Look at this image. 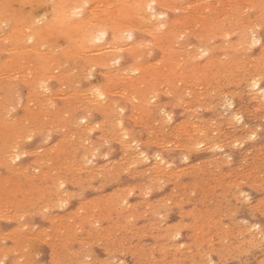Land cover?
Wrapping results in <instances>:
<instances>
[{"label":"rangeland","instance_id":"1","mask_svg":"<svg viewBox=\"0 0 264 264\" xmlns=\"http://www.w3.org/2000/svg\"><path fill=\"white\" fill-rule=\"evenodd\" d=\"M106 1V2H105ZM181 1V2H180ZM189 1V2H188ZM178 0L177 1V5H176V9L175 8H161V7H159V8H161L159 11L161 12H164L165 13V16L166 17H164L165 19L167 18V23H169V24H174L175 23V25L177 26V28H178V30H179V32L180 31H182V33H180L179 34V36H177L176 37V39H174V42H172V44H171V49L172 50H169V47L165 50V49H163L162 47H159V46H157L156 44L157 43H155V39H154V36H155V33H156V31L154 30L153 31V29H151L152 27L154 28V26L155 27H158L159 25H161V24H159L158 23V21L157 20H153V25L152 24H150V23H145L146 24V26H145V28H140L142 31H145V32H142L139 28H136L134 31V39H135V41H137V42H139V43H141V45L139 44V43H137L138 45H140V46H143V44H145V42H144V40H146V39H148V40H150V39H152L151 40V43H153V44H155V45H153V47H156V48H153L152 47V45H150L149 43H148V46L150 45L151 47L150 48H147V49H149V50H147L146 49V46H147V42H146V44L143 46V47H140L139 46V48H138V50L139 51H137L139 54H137V52L134 54V55H132L129 51H128V47H126V46H129V45H126L127 43L128 44H130V42L131 41H133V39L131 40V38L128 36V33L127 32H124V35H123V39H122V42H124V44H125V41H127L126 42V44H125V46L123 47V45H122V47H123V49H121V46L120 45H118V47L120 46V48H118V50H120V51H114V50H116V49H114L113 51H111V50H109L110 48H109V46L108 45H106V46H108V48L106 47V49L104 48L105 47V45L103 46V48L101 49V50H103V49H105V51L103 50L102 52L103 53H107L108 51L110 52L111 51V53H110V57L113 55V56H115L116 58L118 57V56H121V58L122 59H120L121 61H119V58L120 57H118V60H117V62L116 61H113L114 60V58L115 57H113V62L112 63H114V65L112 64V65H110L109 64V66H112V67H106L107 69H105V67L104 66H101V65H94V70H93V66L91 65H89V63L86 61V60H84V56H78V58L76 59V57H71V56H68V58H67V56H62V55H60V58L59 59H57L55 62H51V63H54V64H52V65H54V66H52L51 64V66L54 68V67H56V65L57 66H59V67H56V69H54V71L56 70V71H58V75H57V72H55V74H56V78H55V74H54V72L52 71L53 69H51V71H49L50 69L49 68H52V67H48L47 68V70L46 71H44V75L46 76V78H47V80H43V78H45V77H40V75H39V79L37 80L38 81V83H39V80H40V83L42 82V84H44L43 86H44V88H43V86L40 84L39 86L40 87H38V85H36L37 84V82H36V80H35V78H34V76H35V73L36 72H38V71H41V69L39 68V70L37 69V67H36V64H34V62L33 61H31L30 59L28 60V58H26V55H24V56H22V54L21 53H19V52H17L15 55H16V59H18L19 60V62H17V65L19 66H17L16 65V63L14 62V63H12V64H14V65H12V64H10L9 62H11V58H10V60L8 61V59H9V57L8 56H12V53L11 52H9V51H7L8 49L6 48V46L8 47V43H9V41L7 40H3L2 41V43H3V45H6L5 46V50L6 51H3L2 50V52L0 51V63L2 62L3 64H0V72H2V74H4L3 76H1L2 74L0 73V88L2 87V85H3V87L0 89V102H1V98L3 99V101H4V99H5V101L3 102V104L2 105H4L3 107L1 106V104H0V112L3 114V116L1 117V113H0V118H3L4 117V115H5V117H7V116H9L10 114H11V112H12V114L6 119V118H3V120L5 121H2V119L0 120V125L1 126H3L4 124V126L3 127H1V130H0V140H2V142L0 141V147L2 148H0V155L1 154H3V155H1L0 156V178L2 179H0V191H3V192H0V195L2 196H5V199H4V197L3 198H1V196H0V212L2 211V212H4V213H1L2 215H0L1 217L3 216V217H5L4 216V214L5 215H7L8 216V218L7 217H5L4 219H2V218H0V236H2V233L4 232L3 230H5V232L6 231H9V234H8V232H6L7 233V235L8 236H6V234H3V236L5 235L6 237H0V241L1 240H5L4 242L3 241H1L0 243H1V245H0V248H2L1 246H4L5 248H2V249H0L1 251L2 250H4V251H2V252H0V264H14V263H16V264H24L23 262L24 261H27V262H25V263H27V264H54L53 262H55V264H57V262H58V264H69L72 260H73V262H71L70 264H80V263H82L83 264V260L85 261V263H86V260L88 259V261H87V264H89L91 261V263L90 264H102V263H105V264H116V263H118V264H145V263H149V260H151L152 259V257H154V258H156V262L159 260V262L158 263H156L155 262V259L153 260H151L152 262H153V264H167V262L169 263V264H174V263H176V264H178L179 262L181 263V264H191L190 262H192L193 260V263L192 264H209V262L211 263V264H213V262H214V264H262V263H264V102H263V100H261V98H259V97H257L255 94H254V91L253 90H251L250 89V87H249V78L251 77V76H253V75H256L257 74V77H259L260 78V82H261V84L262 85H264V76L262 75V74H264V62H262V61H264V0H254V1H250V0H246L245 2H247V4L245 3V2H243L242 4H241V8H240V10H239V7L236 9V11H242V9H244L245 8V6H248V4H250L251 5V7L253 8H251L252 10H250L249 9V12H248V16H249V18H250V20H252L253 22H252V24H253V28H257L256 29V31H257V35L260 37V41H258V42H253L254 40L252 39V37H251V39H252V41H250L251 39H249L250 37H248V39L245 37V39H247V40H244L243 42H249V43H254L255 44V46L254 45H252L251 46V44L249 45V47H248V45H246V47H245V44H244V47H243V42L241 43L240 42V44H242V46H238V48L237 49H235V48H233V49H230V48H227L226 49V47H227V44L226 45H224V43L223 42H226V41H230V42H235V41H237L238 39H237V37H236V34H230V36H229V38L227 37L226 39L225 38H223V37H221V35L220 34H216V37H214V35L212 34V35H209L208 36V38H210V39H208V41L207 40H204V39H200V38H198V37H196V36H201V35H204V29L202 28V26L200 25V22H197L198 21V17H195V19L193 18V20H189L190 21V24H189V22L188 21H185V22H182V23H184V25L181 23V24H179V25H177V20L181 17V16H183V15H185V14H187V13H191V12H193L194 10V8H195V11L196 12H199V13H207V14H209L210 15V13H208L207 12V10H204V9H206L207 7H209L210 8V10L211 11H213L218 5V11H219V8H220V10H225V7L227 8L228 7V4H226V2L223 0V1H220V0H218V2L216 1V0H214L213 1V3H211L212 1H209V0H195V4H197L195 7H190V6H188V4L187 3H193V1L194 0ZM198 1V2H197ZM203 1V2H202ZM205 1V2H204ZM228 2H229V0H227ZM231 1V0H230ZM96 2V1H95ZM93 3V5L91 4V7L93 6V9H94V7H95V9H97L96 8V6L98 5V2H100V1H97L96 3ZM112 2H115L114 0H104V2H101V3H99V5H100V7L99 6H97L99 9H100V11H102L104 8H101L102 7V5H103V7H104V4L105 5H107V3H108V6H110L109 4H111ZM180 2V3H179ZM186 2V3H185ZM201 2H202V4H201ZM231 2H234V0L233 1H231ZM184 3V4H183ZM203 3H204V5H207L206 3H209L208 4V6L206 7V6H204L203 5ZM218 4V5H216V6H212V4L213 5H215V4ZM22 4V5H21ZM27 4V5H26ZM48 4V5H47ZM95 4H97V5H95ZM185 4H187L186 6H185ZM194 4V3H193ZM14 5H16L17 6V8L21 11V12H24V10L26 9V11H25V13L27 14H33V17L35 18V20L36 21H38V20H40L39 18L41 17L42 18V20H44V18H45V20H47V18L49 19L50 18V16H51V11H52V8H51V6H52V4L50 3V2H46V3H43V4H35V5H32L31 3H29V2H23V3H15ZM47 5V6H46ZM87 5V4H86ZM85 5V7H88L89 5H87L86 6ZM112 5H114V3L112 4ZM183 5H184V7H183ZM225 5V6H224ZM245 5V6H244ZM16 6H14V7H16ZM179 6V7H178ZM199 6V7H198ZM203 6L205 7L204 9H202L203 8ZM23 7H25V8H23ZM106 7V6H105ZM172 7V6H171ZM183 7V8H182ZM188 7V8H187ZM40 8V9H39ZM197 8V9H196ZM209 8H207L208 9V11H209ZM24 9V10H23ZM39 9V10H38ZM99 9H97V10H95V11H98ZM166 9V10H165ZM172 11H171V10ZM174 9H175V11H174ZM183 9V10H182ZM186 9V10H185ZM201 9L203 10V11H201ZM246 9V8H245ZM37 10H38V12H37ZM180 10V11H179ZM34 11H36V12H34ZM39 11H41V12H44L43 14H44V16L45 17H42V16H39V15H41L40 13H39ZM34 12V13H33ZM39 15H38V14ZM34 14H35V16H39V17H35L34 16ZM42 14V15H43ZM178 16H177V15ZM175 15V16H174ZM105 16V15H104ZM197 16V15H196ZM105 18H106V16H105ZM174 18V19H173ZM220 18H221V16H220ZM219 18V19H220ZM253 18L258 22V23H256V21L255 20H253ZM172 19V20H171ZM258 19H259V21H258ZM42 20H40V21H38L39 23H41L42 22ZM194 21V22H193ZM200 21V20H199ZM37 22V23H38ZM155 22V23H154ZM158 24H157V23ZM195 22H197V24L198 25H196L195 24ZM256 24H255V23ZM261 22V23H260ZM263 22V23H262ZM135 23V22H134ZM260 23V24H259ZM154 24H156V25H154ZM188 24V25H187ZM151 25H152V27H151ZM162 26V25H161ZM180 26L182 27V29H180ZM186 26V27H185ZM189 26V27H188ZM192 26V27H191ZM193 26H194V28H193ZM2 27H4V28H6V27H8L7 25L5 26V25H3ZM148 27V28H147ZM150 27V28H149ZM160 27V26H159ZM158 27V28H159ZM183 27L185 28V30H183ZM259 27V28H258ZM190 28V29H189ZM198 30H197V29ZM139 29V30H138ZM149 30H152V34H154V36H151L150 34H149ZM187 30H191L190 32L189 31H187ZM200 30H203V32L202 31H200ZM147 31V32H146ZM194 31V32H193ZM139 32V33H138ZM183 32H185V33H183ZM192 32V33H191ZM197 32H199V33H197ZM202 32V33H201ZM195 35H194V34ZM182 34H187L188 36V38H186L185 37V41L186 42H183V38H184V35H182ZM127 35V36H126ZM193 35H194V37H193ZM181 36H183L182 37V39H179V38H181ZM186 36V35H185ZM214 37V38H212V37ZM153 37V38H152ZM190 37V38H189ZM128 38V39H127ZM129 38H130V42H129ZM137 38H139V39H137ZM65 38H63V37H56V38H54V40L53 41H51V43H49V45H50V50L51 51H53V52H55L54 50H52L53 48L56 50H58V48H60L61 47V49H64L63 47H67V45H68V43H67V41H65L64 40ZM126 39V40H125ZM181 40L182 42H178V40ZM187 39V40H186ZM207 39V38H206ZM213 39V40H212ZM222 39V40H221ZM58 40V41H57ZM141 40L143 41V42H141ZM176 40V41H175ZM201 40H202V42H201ZM210 40H212V41H210ZM220 40V41H219ZM198 41V42H197ZM200 41V42H199ZM222 41V42H221ZM58 44H57V43ZM102 42L103 41H101V42H98V43H96V44H102ZM122 42H120V44L122 43ZM205 42V44H203ZM208 42V43H207ZM210 42V43H209ZM214 42V43H213ZM219 42H221L220 44H219ZM239 42V41H238ZM247 42V43H248ZM55 43V44H54ZM143 43V44H142ZM174 43H178V44H176V46H175V44ZM179 43H180V45H179ZM191 43V44H190ZM197 43V44H196ZM198 43H200V44H198ZM207 43V44H206ZM215 44L216 43V45L218 46H216V45H209V44ZM31 44V43H30ZM56 44H57V46H56ZM184 44H189V45H192V46H189V45H186V47H184L185 45ZM194 44L197 46V48H196V46H194ZM219 44V45H218ZM239 44V43H238ZM27 45H29V42L27 43ZM53 47H52V46ZM174 45V46H173ZM209 45V46H208ZM220 45H222V46H220ZM59 46V47H58ZM187 46H189V47H187ZM205 47V48H208V50H209V54H207L206 53V55L203 57L202 56V58H201V56H200V52H201V49L200 48H198V47ZM210 46H212V47H214L213 49H212V47H210ZM219 46L221 47L220 49H219ZM226 46V47H225ZM158 47V48H157ZM182 47V48H181ZM183 47L184 48H186V51H185V49H184V51H183ZM192 47V48H191ZM202 47V48H203ZM216 47H217V49H216ZM222 47H224L223 49H222ZM239 47H242V51H240L239 52V50L241 49H239ZM251 47V48H250ZM52 48V49H51ZM125 48H127V49H125ZM140 48H142V49H140ZM146 50H145V49ZM163 50H162V49ZM189 48V49H188ZM190 48H191V50H190ZM194 48V49H193ZM247 48H250V49H247ZM61 49H59V50H61ZM175 49V50H174ZM178 49V50H177ZM181 49V50H180ZM193 49V50H192ZM195 49H196V53H195ZM199 49V50H198ZM234 49L235 50H237L236 52L234 51ZM247 51V50H250V51H245V50ZM26 50H27V48H26ZM56 50V51H57ZM58 50V51H59ZM101 50H100V52H101ZM122 50V51H121ZM126 50V51H125ZM161 50V51H160ZM177 50V51H176ZM188 50V51H187ZM198 50V51H197ZM211 50V51H210ZM216 50V51H215ZM223 50V51H222ZM128 51V52H127ZM142 51L143 52H145V54L143 53V55H142ZM147 51H149L148 52V54L146 53ZM156 51V53H153V52H155ZM175 51V52H174ZM192 51V52H191ZM226 53H225V52ZM245 53H244V52ZM91 52V51H90ZM96 52V51H95ZM95 52L93 51V53L91 52V55H93V54H95ZM113 52V53H112ZM121 52V53H120ZM150 52H151V55H149L150 54ZM164 52V53H163ZM169 52H170V54H171V52H172V54L170 55L169 54ZM174 52V53H173ZM182 54H181V53ZM186 52H188V53H186ZM224 52V53H223ZM52 53V52H51ZM98 53V52H97ZM96 53V54H97ZM161 53H162V55L164 56L165 54V59H164V61L162 60L164 57L161 55ZM190 53V54H189ZM228 53V54H227ZM9 54V55H8ZM55 54H57V52H55ZM153 54V55H152ZM176 54V55H175ZM181 54V56H179V55ZM192 54H193V56H194V58H198V57H200V60H199V58L198 59H194L193 57H192ZM198 54V56H196ZM202 54V53H201ZM212 54V55H211ZM220 54V55H219ZM221 54H222V57H220L219 58V56H221ZM224 54V55H223ZM246 54V56H242V55H245ZM87 55H90L88 52H87ZM109 55V54H108ZM160 55V56H159ZM174 55H175V57H176V59H178V57H179V59L178 60H176L175 59V57H174ZM178 55V56H177ZM190 55H191V57H190ZM219 55V56H218ZM225 55H227V58L225 57ZM6 56L8 57V58H6ZM22 56V58H20ZM94 56V55H93ZM96 56V55H95ZM139 57L140 59H138V58H136V57ZM149 56H151V57H149ZM154 56V57H153ZM160 57V59H159V57ZM169 56H171V58L168 57ZM185 56H187V58L185 57ZM211 56H213V57H215V58H212ZM228 56H230V57H228ZM241 56H242V58H241ZM248 56V59L246 58ZM250 56H253L252 58L253 59H255L256 58V62L250 57ZM69 57H71V58H69ZM141 57H143V58H141ZM147 57V58H146ZM149 57V58H148ZM163 57V58H162ZM182 57V58H181ZM211 59H213V60H215L216 59V61H214L213 62V60H212V63L209 65V63H206V62H208L209 60H210V58ZM217 57H218V59H221V60H223V58H225L224 59V61H221V60H218L217 59ZM234 57H236V58H234ZM238 57V58H237ZM245 57V58H244ZM2 58L4 59V58H6V60H7V62H3L2 61ZM22 59V60H20V59ZM61 58H63V60L66 58V61L64 60V62H62V61H60V60H62ZM109 58V57H108ZM162 58V59H161ZM184 58V61L182 60V62H181V59H183ZM187 59V61H185L186 59ZM190 58H192V59H194V60H192V59H190ZM206 58H207V60H206ZM209 58V59H208ZM251 58V59H250ZM69 59V60H68ZM75 59H76V61H75ZM79 59V60H78ZM138 59V60H137ZM147 59V60H146ZM157 59V60H156ZM169 59V60H168ZM173 61L174 60V62H172L171 60ZM227 59V60H226ZM247 60V62H246V60ZM260 59V60H259ZM5 60V61H6ZM28 60V61H27ZM78 60V61H77ZM152 60H156V61H153L154 63H152ZM166 60V61H165ZM188 60H192L191 62L190 61H188ZM229 60V61H228ZM242 60H244V61H242ZM248 60H250V64H251V66H249L250 64H249V61ZM252 60V61H251ZM27 61V62H26ZM61 63H60V62ZM71 61V62H70ZM84 61H85V64H84ZM135 61V62H134ZM151 61V62H150ZM159 61V62H158ZM162 61V63H160ZM175 61H177L178 62V64H177V66H176V68L180 65V68H178V69H175V68H173L172 66H174V64H176V62ZM181 63H180V62ZM227 61V62H226ZM258 61V62H257ZM187 62V63H186ZM201 62H205V63H201ZM226 64H225V63ZM9 63V64H8ZM19 63H22L21 64V66H20V64ZM28 63V64H27ZM68 63H69V65H68ZM78 63V64H77ZM141 63H145L144 65V67L146 68V70L148 69V68H151V70L150 69H148L147 70V72H145V74L143 75V73H144V71H142V70H138L137 69V73H139V75L136 73V72H134V69H136V67L138 66L137 64H139V65H141V66H143V64H141ZM157 63V64H156ZM165 63H168L169 65H164ZM180 63V64H179ZM193 63H195V67H196V64L198 65L199 64V68H201V72L199 73V74H196L197 75V77H196V75H195V72L192 70V68L194 67L193 66ZM221 63V64H220ZM236 64V65H234V64ZM255 63H257V64H255ZM260 63V64H259ZM8 64V65H7ZM27 64V65H26ZM34 64V65H33ZM59 64V65H58ZM61 64V65H60ZM64 66H63V65ZM65 64H66V66H65ZM73 66H72V65ZM82 64V65H81ZM88 64V65H87ZM115 64H117L118 65V69H120L119 71H118V69H117V65H115ZM128 64V65H127ZM151 64H153L151 67H150V65ZM160 65V67H162L161 65H163V67H166V70L162 67L161 68V71H160V67L159 66H157V68L156 67H153V66H155V65ZM232 64L234 65V70H233V68L232 67H230V66H232ZM254 64V65H253ZM6 65V66H5ZM9 65H11V66H9ZM26 65V66H25ZM120 65V66H119ZM123 65H124V67H123ZM127 65V66H126ZM148 65V66H147ZM200 65L202 66V67H200ZM9 66V67H8ZM13 66V67H12ZM28 66V67H27ZM61 66V67H60ZM87 66H90V67H92V69H90V72H89V69H87L88 67ZM100 66V67H99ZM133 66H134V69H133ZM226 66H227V68H226ZM247 66H248V68H247ZM2 67V68H1ZM6 67V68H5ZM32 67V68H31ZM64 67V68H63ZM69 67V68H68ZM75 67V68H74ZM87 67V68H86ZM129 67H131V68H129ZM159 67V68H158ZM175 67V66H174ZM183 67V69H181ZM198 67V66H197ZM219 67L221 68V70L219 69ZM250 67V68H249ZM251 67H253V69H251ZM6 69V71H5V69ZM11 68V69H10ZM20 71V72H22V75H21V73H18L19 71L17 70V69ZM58 68H60L59 70H58ZM78 68V69H77ZM109 68H110V70H109ZM127 68V70H125ZM144 68V69H145ZM207 68V69H206ZM4 69V70H3ZM10 69V70H9ZM14 71H13V70ZM15 69H16V71H15ZM28 70V74H29V76H28V74L26 73V71ZM33 69V70H32ZM66 69V71H64ZM74 69V70H73ZM88 70V78H91L93 75L95 76V78H94V76L90 79V81H89V79L88 78H86V76H87V72H85L84 70ZM116 70V73H113V71L115 72V70ZM123 69V70H122ZM131 69H133V70H131ZM153 69V70H152ZM176 71H180V72H182V70H183V72L180 74L179 73V71L178 72H176ZM181 69V70H180ZM224 69V71H222ZM236 69V70H235ZM242 69V70H241ZM11 70H12V72H11ZM29 70H30V72H29ZM86 70V71H87ZM91 70H93V71H91ZM106 70H109L108 72L109 73H107L106 72ZM128 70H131L132 72H133V74H132V72H130V73H128ZM159 70V71H158ZM164 72H163V71ZM227 72H226V71ZM257 70V71H256ZM34 71H36V72H34ZM83 71L85 72V74L83 73ZM98 71H100L101 73H99ZM102 71H103V73H102ZM119 73H118V72ZM123 71V72H122ZM139 71V72H138ZM166 71H168V72H166ZM186 71V72H185ZM209 71V72H208ZM220 71V72H219ZM235 71V72H234ZM245 71V72H244ZM263 73H262V72ZM11 72V73H10ZM25 72V73H24ZM33 72H34V74H33ZM48 72H49V74H48ZM65 72H67V73H65ZM68 72H69V74H68ZM91 72H93V73H91ZM105 72H106V74H105ZM125 72H126V74H125ZM151 72V73H150ZM255 72H257V73H255ZM24 73V74H23ZM52 73H53V75H52ZM72 73V74H71ZM89 73H91V75L89 74ZM122 73V74H121ZM124 73V74H123ZM168 73V74H167ZM171 73V74H170ZM225 73V74H224ZM226 73H228V74H226ZM260 73H261V75H260ZM14 74V75H13ZM20 74V75H19ZM39 74V73H38ZM74 74V75H73ZM75 74H77V75H75ZM81 74V75H80ZM108 74V75H107ZM113 74H114V76H113ZM132 75H134L135 74V76H137V77H141V82H142V87L141 88H139V86L137 87L136 85H134V84H136L137 83V80L139 81L140 79H138V78H134L135 79V82H132L131 80H133L134 81V79H132L131 78V76ZM140 74H142V75H140ZM149 74H151V75H149ZM173 74V75H172ZM177 74H179V75H177ZM6 75V80H4L5 79V76ZM32 75H34L33 77H32ZM43 75V76H44ZM72 77H71V76ZM97 75H98V78H97ZM100 75V76H99ZM119 75H120V77H119ZM126 75V76H125ZM148 75V76H147ZM159 75L160 76H162L161 78H163L162 80H159L160 78H159ZM187 75H188V77H187ZM11 76V77H10ZM20 76V77H19ZM26 76V77H25ZM28 76V77H27ZM63 76L64 77H66L65 78V80H64V78H63ZM83 76H85V77H83ZM110 76H112L111 78H109ZM119 77V79L117 80V78L116 77ZM123 76V77H122ZM128 76V77H127ZM170 76H173L172 78L170 77ZM176 76H178L177 78H176ZM203 76V77H202ZM227 76V77H226ZM3 77V78H2ZM17 77V78H16ZM19 77V78H18ZM23 77H25L26 79H27V81H24L25 80V78L23 79ZM61 77V80L63 81L64 80V82H65V86H62V81L59 79ZM71 77V78H70ZM82 77V78H81ZM104 77V78H103ZM122 77V78H121ZM126 77V78H125ZM133 77V76H132ZM144 77V78H143ZM210 79H209V78ZM213 77V78H212ZM219 77V78H218ZM13 78V79H12ZM29 78H32V79H29ZM42 78V79H41ZM51 78V79H50ZM53 78H55V79H53ZM71 80H70V79ZM94 78V79H93ZM120 78L121 79H123V81H121L120 80ZM151 79V81H150V79ZM158 78V79H157ZM169 78H171V79H169ZM176 78V79H175ZM192 78V80L191 81H188V80H190V79ZM194 78H196V79H194ZM200 78L202 79V81H204V83H205V85H204V83L203 82H201V80H200ZM225 78V79H224ZM3 79V80H2ZM11 79H12V82H11ZM34 79V80H33ZM53 79V80H52ZM57 79V80H56ZM59 79V80H58ZM92 79H93V81H92ZM106 79H109V83H107L108 82V80H106ZM126 79V80H125ZM159 81L158 83L156 82V86H154L153 87V84L155 83V81H157V80ZM175 79V80H174ZM188 79V80H187ZM234 79V80H233ZM14 80V81H13ZM20 80V81H19ZM21 80H22V82H21ZM34 81V82H32V81ZM73 80V81H72ZM75 80H77V83L74 85V81ZM95 80V81H94ZM96 80H97V82H96ZM99 80V81H98ZM116 80V81H115ZM119 80H120V82H119ZM147 80V81H146ZM181 80V81H180ZM186 82H185V81ZM194 80H197V82L196 81H194ZM223 80V81H222ZM238 80V81H237ZM2 81V82H1ZM7 82V84H6V82ZM46 81H47V83H46ZM92 81V82H91ZM112 81V82H111ZM162 81V83L163 84H161V85H159L160 84V82ZM174 81V82H173ZM176 81H178V83L180 84L181 83V85H179ZM231 81H232V83H231ZM3 82H5V83H3ZM8 82H9V84H8ZM15 84H14V83ZM32 82V84H30ZM46 83V85H47V87L45 86V83ZM98 82H99V84H98ZM102 82V83H101ZM107 84H106V83ZM111 82V83H110ZM144 82V83H143ZM176 82V84H174ZM188 82V84L189 85H192L191 87L188 85L187 86V83ZM223 82V84H225L224 86H222V85H220L219 86V84H221ZM16 83H18V84H20L19 86H18V84H16ZM34 83H36V84H34ZM79 83V88L77 87L78 84ZM84 83V84H83ZM93 83H94V85H93ZM120 83V84H119ZM132 83H134V84H132ZM183 83H184V85H183ZM5 84V85H4ZM59 84V85H58ZM109 84H111V85H109ZM139 83H137V85H138ZM207 84V85H206ZM16 85V86H15ZM27 85H28V87H27ZM33 85H34V87H33ZM35 85H36V87H35ZM61 85V86H60ZM66 85H67V87H66ZM69 85V86H68ZM77 85V86H76ZM112 85H115L114 87L112 86ZM122 85V86H121ZM125 85H129V86H131V90L133 91V92H131V90H130V88L129 89H126L127 87H123V86H125ZM133 85H134V87H133ZM164 85V86H163ZM167 85H168V89L166 88L167 87ZM174 85V86H173ZM183 85V86H182ZM204 87H203V86ZM29 86H31V87H29ZM49 86V87H48ZM56 86V87H55ZM61 87L60 89H59V87ZM75 86V87H74ZM83 86V87H82ZM90 86V87H89ZM99 87V89L97 88V87ZM135 86H136V88H135ZM159 86H161L160 88H159ZM193 86H195V88L193 87ZM199 87V90L200 91H197L198 90V88L197 87ZM203 87V89L206 87H208L209 88V90H208V88H207V90H206V88L204 89V91H203V89L201 88V87ZM218 86V87H217ZM222 86V87H221ZM10 87L12 88V89H10ZM13 87H15V88H13ZM45 87L46 88H48V89H50V90H47V89H45ZM62 87H66L65 88V90H64V88H62ZM77 90L76 92H79V91H84V93L83 92H79L78 93V96H77V98H76V95H74V93H76L75 92V89ZM82 87V88H81ZM92 87H93V90H92V92H90L91 91V89H92ZM94 87H95V89H94ZM105 87V88H104ZM112 88V90L114 91H112L111 89H109V88ZM116 87H119V89L117 90V88ZM125 91H122V89ZM151 87V88H150ZM162 87H165L164 89H165V91H164V89L162 88ZM183 87V88H182ZM190 88V90H189V88ZM193 87V88H192ZM212 87H215V90H213L214 88H212ZM234 87V88H233ZM24 88V89H23ZM35 88H39V90H35ZM41 88H43V91L41 90ZM54 88V90H56V88H57V90H58V92H59V94H61L62 95V93L64 92V96H65V98L64 97H62L61 98V96L58 94V92H56L55 93V91L54 90H52ZM68 88H70L71 89V91H70V89H68ZM90 90H89V89ZM154 88V89H153ZM159 88V89H158ZM171 88H173V90L171 89ZM184 88H185V91H186V93H187V95H186V93H185V91H184ZM211 88V89H210ZM232 88V90H230ZM3 89V90H2ZM16 90V91H12V90ZM73 89V90H72ZM126 89V90H125ZM138 89H139V92H138ZM148 89H149V91L150 90H153V91H156V89H157V91H158V94L160 95V98H159V95L155 92H153V93H151V91L150 92H148ZM161 89H163V91L165 92V94H164V92L161 90ZM191 89H194V90H191ZM34 91V96H33V94H32V92H30V91ZM56 90V91H57ZM66 90H68L67 92H65ZM88 90H89V92H90V94L89 93H87L88 92ZM98 91V90H103V91H108V90H110L111 91V93H108V92H106V95H107V97H106V99L105 100H103V104L102 103H100L99 101L97 102V101H95L94 100V97L92 96L93 94L92 93H95V91ZM128 90V91H127ZM160 90H161V92H160ZM167 90H169L170 92H171V94H170V92L169 91H167ZM211 90H213L212 92V94L210 95V93H211ZM227 90V91H226ZM241 90V91H240ZM248 90V91H247ZM250 90V91H249ZM12 91V92H11ZM24 91V92H23ZM27 91H29V92H27ZM41 91V92H40ZM45 91H47V92H45ZM61 91H63L62 93H61ZM87 91V92H86ZM117 91H119V92H117ZM147 91V92H146ZM184 91V92H183ZM188 91V92H187ZM190 91V92H189ZM209 91V92H208ZM231 91V92H230ZM235 91H237V93L239 94H237V93H235ZM242 93H240V92ZM11 92V93H10ZM29 94H27V93ZM44 92V93H43ZM49 92V93H48ZM50 92H51V94H50ZM71 92H72V94H71ZM126 93V94H124V93ZM134 92H136L135 94H136V96H135V94H134ZM168 92V93H167ZM183 92V93H182ZM224 94H223V93ZM228 92H229V94H228ZM7 93V94H6ZM15 93V94H14ZM38 93V94H37ZM43 93V94H42ZM47 93V94H46ZM53 93H55V94H53ZM67 93V94H66ZM81 93H82V95H83V98L82 97H80L79 96V94L81 95ZM85 93H87L88 95H86ZM119 95H118V94ZM120 93H121V95H120ZM127 93H129V94H127ZM134 94L133 95V97L135 98V99H137V100H135V99H132V95L131 94ZM185 93V94H184ZM201 93V94H200ZM202 93H204V94H202ZM222 93V94H221ZM225 93H226V96H227V98L226 97H224V95H225ZM245 93V94H244ZM6 94V95H5ZM9 94V95H8ZM32 94V95H31ZM49 94V95H48ZM71 94V95H70ZM77 94V93H76ZM84 94H85V100H84ZM117 94V95H116ZM150 94H152V95H154L153 96V98L151 99V96H149ZM156 94V95H155ZM170 94V95H169ZM175 94H176V96H175ZM200 94V95H199ZM241 94V95H240ZM13 97V98H17L16 99V102L17 103H14L13 101H15V99H13L11 96ZM16 95H20L19 97H21V98H19L18 96H16ZM24 95V96H23ZM46 96L44 99H42V100H40V98H42L41 96ZM54 95H56V97L54 96ZM58 95V96H57ZM69 95V96H68ZM81 95V96H82ZM122 95H125V96H122ZM148 95V96H147ZM157 95H158V97H157ZM205 96L204 98H203V96ZM16 96V97H15ZM26 96L28 97V96H30V99L29 98H27L26 100H25V102H23L24 101V99L26 98ZM31 96H33V97H31ZM39 96H40V98H39ZM60 96V97H59ZM66 96H68L67 98H66ZM74 96V97H73ZM91 96V97H90ZM130 96V97H129ZM142 96H143V98H142ZM146 96V97H145ZM190 96V97H189ZM197 96H198V98L199 97H201V98H203V99H201V98H197ZM223 96V97H222ZM230 96H231V101L233 102V110H236L238 113H240L241 115H242V120L243 121H241L242 123H241V125H240V122L239 123H237L236 121H234V120H232V122H231V120L229 119L230 117H229V113H230V110L232 109L231 107H228L227 106V103H228V101L230 100ZM7 97V98H6ZM48 97H49V100L51 101H49L48 100ZM54 97V98H53ZM59 97V98H58ZM89 97V98H88ZM111 97V98H110ZM126 97V98H125ZM128 97V98H127ZM156 99H155V98ZM223 98V99H225V100H227V102H226V104H225V100H221V98ZM32 98L35 100H33L36 104L34 105V103H33V101H32ZM36 98H37V100H36ZM39 98V99H38ZM64 98V99H63ZM79 98V99H78ZM82 98V99H81ZM87 98V99H86ZM92 98V99H91ZM131 98V99H130ZM141 98H142V100H141ZM145 98L147 99V100H145ZM175 98V99H174ZM177 98V99H176ZM228 98H229V100H228ZM10 101H9V100ZM21 99V100H20ZM52 99V100H51ZM78 101H77V100ZM103 99V98H102ZM111 99V100H110ZM125 99H126V102H125ZM150 99H151V101H153V102H151L150 101ZM174 99V100H173ZM181 100V101H179V100ZM197 99V100H196ZM201 99V100H200ZM12 100V101H11ZM17 100H20L21 102H19V101H17ZM43 100H45V101H49L50 103H53V104H50L48 101H47V103H46V105H48V108H47V106L45 105L44 106V104H45V102L43 101ZM64 100H66V101H64ZM76 100V101H75ZM90 100V103H86V102H88V101ZM92 100H94V102H92ZM128 100V101H127ZM133 100V101H132ZM142 101V103H144V104H142V103H140V102H138V101ZM145 100V101H144ZM154 100H156V102H154ZM158 100V101H157ZM192 100H193V102H192ZM220 100V101H219ZM251 100V101H250ZM27 101H28V103H27ZM32 101V102H31ZM43 101V102H42ZM52 101H54V102H52ZM82 101H84V103L82 102ZM117 101V102H116ZM137 103H136V102ZM172 101L174 102L175 101V103H174V105H173V103H172ZM182 102V103H178L177 104V102ZM184 101H185V103H184ZM195 101V102H194ZM223 101V102H222ZM7 102H10V103H7ZM23 102V103H22ZM42 102V103H41ZM67 102V103H66ZM69 102H70V105L72 104L73 106H71L70 107V105H69ZM71 102H77L76 104H78L79 102H81L79 105H76L75 103H71ZM107 102H109V103H107ZM114 102V104H115V102L117 103L116 104V106H114L112 103ZM134 102V103H133ZM148 102V103H147ZM202 102H203V104H202ZM207 102V103H206ZM218 102H220V103H218ZM4 103H6V104H4ZM19 103H20V105H19ZM27 103V104H26ZM31 103V104H30ZM33 103V104H32ZM38 103V104H37ZM41 103V104H40ZM62 103H63V105H62ZM66 103V104H65ZM96 103H98V104H96ZM111 103V104H110ZM132 105H131V104ZM151 103V104H150ZM185 104V106H184V104ZM199 103V104H198ZM211 103V104H210ZM260 103V104H259ZM11 106V108L14 106L15 107V110H14V107H13V109H11L10 107H8L9 105ZM14 104V105H13ZM18 106H17V105ZM24 104H26V105H24ZM30 104V105H29ZM39 104L40 105H42L43 104V106H42V109L40 110V106H39ZM82 104H84V105H82ZM94 104V105H93ZM134 104V105H133ZM163 104V105H162ZM180 104V105H179ZM182 104V105H181ZM191 104V105H190ZM196 104H198V105H201L199 108H198V105H196ZM204 104H206V105H204ZM212 106V104H213V106H212V108L210 107V105ZM225 104V106H223V105ZM252 104V105H251ZM32 105V106H31ZM34 105V106H33ZM38 107H37V106ZM51 105V108H53V110L52 109H50V106ZM56 105H57V107H56ZM58 105H60L61 107H59ZM65 105V106H64ZM69 105V106H68ZM86 105H89V106H86ZM95 107V105L97 106V108L95 107H93V106ZM106 105V106H105ZM108 105V106H107ZM113 105V106H112ZM137 105V106H136ZM162 105V106H161ZM178 105V106H177ZM192 106V109H190L191 107L190 106ZM209 105V106H208ZM22 108H21V107ZM63 106V107H62ZM68 106V107H67ZM74 106H76V108L74 107ZM78 106H79V108L80 107H84V108H81V109H79L78 108ZM87 108H86V107ZM98 106H99V108H98ZM103 106H105V107H103ZM110 106H111V108H110ZM124 106V107H123ZM144 106H145V108H144ZM159 106V107H158ZM184 108H183V107ZM188 106V107H187ZM195 106H196V108H195ZM25 107H27V109H29L28 111H26L27 109L25 108ZM32 107V108H31ZM35 107V108H34ZM37 107V108H36ZM56 107V108H55ZM66 107V108H65ZM70 107V108H69ZM74 107V108H73ZM89 107V108H88ZM92 107V108H91ZM103 107V108H102ZM115 107V108H114ZM118 107H120V108H118ZM121 107H123V109L121 108ZM132 107H134V108H132ZM137 107L138 108H140V110L139 109H137ZM163 107V108H162ZM172 107V108H171ZM185 107H186V109H189V110H186L185 109ZM193 107L195 108V109H193ZM207 109H206V108ZM226 107V108H225ZM228 107V108H227ZM238 107V108H237ZM240 107V108H239ZM6 108V109H5ZM23 108H25V109H23ZM34 108V109H33ZM46 110H44V109ZM47 108V109H46ZM55 108V109H54ZM63 109V110H60V109ZM69 108V110H67L66 111V109H68ZM94 108V109H93ZM108 108V109H107ZM115 109V111H114V109ZM117 108V109H116ZM157 108V109H156ZM162 110H161V109ZM206 109V111H202V110H205ZM255 108V109H254ZM35 110V111H32V110ZM37 109V110H36ZM52 110V111H50V110ZM90 109V110H89ZM92 109V110H91ZM123 111V113H121L122 111ZM131 109H134L135 111H133V110H131ZM137 109V110H136ZM170 109V110H169ZM200 109H202V110H200ZM224 112V109H226L225 111L226 112H222L221 110ZM247 109V110H246ZM8 110H12L10 113L8 112ZM39 110V111H38ZM60 110V111H59ZM85 110V111H84ZM90 112H89V111ZM94 110H95V112H94ZM131 110V113L129 112ZM139 110V111H138ZM165 110V111H164ZM169 110V111H168ZM197 110V111H196ZM229 110V111H228ZM3 111H5V113L3 112ZM24 111H26V112H24ZM32 111V112H31ZM47 111H48V113H47ZM58 111V113L57 114H59V115H57L56 114V112ZM69 111V112H68ZM73 111V112H72ZM84 111V112H83ZM87 111H88V113H87ZM111 111V112H110ZM118 111V112H117ZM121 111V112H120ZM148 111H150V113L148 112ZM161 111H164V112H162L161 113ZM196 111V112H195ZM200 111V112H199ZM228 111V112H227ZM7 112V113H6ZM22 112V113H21ZM65 112V114L68 112V114H66L65 115V118H63V113ZM97 112V113H96ZM115 112H116V115H115ZM141 112H142V114H141ZM181 112V113H180ZM193 112H195V114L194 115H192L193 114ZM197 112L199 113V114H197ZM9 113V114H8ZM17 113H18V115H17ZM24 113V114H23ZM30 113H32L33 115H30ZM36 113H37V117L39 118L40 117V115H44V116H41L43 119L41 120V117L38 119V118H36L35 117V115H36ZM94 113H96L95 115H94ZM109 113H110V115L112 116V119H111V117L110 116H108L109 115ZM119 113V114H118ZM120 113L122 114V115H120ZM149 113V114H148ZM166 113H169V115H171V113H172V116L173 117H171V119H170V122H169V117H167V115H166ZM21 114H23V115H21ZM49 114V115H48ZM91 114V115H90ZM130 114H131V116H130ZM134 116H133V115ZM136 114L138 115V117L136 116ZM164 114V115H163ZM189 114H191V116L189 115ZM32 117V119H30V117ZM46 115L48 116L47 117V119H46ZM62 115V116H61ZM69 115V116H68ZM72 115H73V117H72ZM79 115V116H78ZM86 115L88 116V115H90L89 116V118L88 117H86ZM187 115H188V117L189 118H187ZM195 115H196V117H195ZM21 116V117H20ZM27 116L29 117L28 119H25V118H27ZM52 116L54 117V118H56V119H52ZM55 116H57V117H55ZM66 116H68V117H66ZM81 116V118H79ZM82 116H84V117H82ZM116 116H118V118L116 117ZM121 116H122V118H121ZM124 116V117H123ZM127 116H130V118L129 117H127ZM134 117V120L133 119H131V118H133ZM136 116V117H135ZM202 118H200V117ZM25 117V118H24ZM73 118V119H69V118ZM77 117V118H76ZM96 117V118H95ZM119 117H120V120H119ZM162 117V118H161ZM200 118V119H198V118ZM216 117H217V119H216ZM12 120H11V119ZM15 118V119H14ZM21 118V119H20ZM35 118V119H34ZM59 118V119H58ZM62 118V119H61ZM91 118V119H90ZM136 118V119H135ZM138 118V119H137ZM166 118H168L167 120H166ZM195 118V119H194ZM196 118L198 119V120H196ZM215 118V122H212V121H214L213 119ZM6 119V120H5ZM10 119V120H9ZM14 119V120H13ZM23 119V120H22ZM41 120L40 122H38L37 120ZM45 119V120H44ZM61 119V120H60ZM78 119H79V121H78ZM84 119H86V120H84ZM105 119V120H104ZM113 119H115V121L113 122L112 120ZM116 119H117V121H116ZM122 119V120H121ZM152 121H151V120ZM155 119V120H154ZM8 120V122H6ZM17 120H19V124L18 125H16V126H18V127H16V128H19L20 126H23L24 127V125H25V127L23 128V127H20V129L22 130V131H20L19 129V131L15 128V130L13 129L14 128V126H13V124L15 123V124H17ZM24 120H26V121H24ZM28 120H30V121H28ZM47 120V121H46ZM48 120H50V121H48ZM51 120H53V121H51ZM58 120H60V121H58ZM64 120V121H63ZM67 120H69L70 121V123H72L73 125L72 126H74L73 128L75 129H73L72 128V126L70 125V123H69V121L67 122ZM72 120H74L75 121V123H73V122H71ZM101 120V121H100ZM136 120H138V122H136ZM150 120V121H149ZM212 120V121H211ZM33 121H35V123L33 124ZM36 121H37V123H40V125L42 126V128L41 127H39V125L37 124L36 125ZM43 121H44V123H43ZM76 121H78V123L76 122ZM96 121V122H95ZM97 121H99L98 123H97ZM118 121H120L121 123H122V125L121 126H123L124 128H125V130H127L126 132H127V134H129V135H127V137H121V138H123L122 140H120V136H118V138H119V141L120 142H118V138H115V140H114V137H112L113 135L116 137L117 136V134L118 135H122L121 134V132L119 131V130H121V129H119L120 128V126L118 127V126H116V122L118 123ZM134 121L136 122V123H134ZM155 121H157V122H155ZM161 121V122H160ZM168 121V122H167ZM201 121V122H200ZM209 121H210V123H209ZM9 122H11V125H8V124H10ZM24 124H23V123ZM26 122H28V123H26ZM30 122V123H29ZM53 122H54V124H55V122H57L56 124H60L59 126L60 127H58V125L56 126V124H55V126L53 125ZM59 122H61V123H59ZM83 124H82V123ZM85 122H87V123H89V124H87V123H85ZM93 122V123H92ZM94 122H95V125H93L94 124ZM109 122V123H108ZM113 122V123H112ZM143 122V124H141ZM162 122H166V123H162ZM177 122V123H176ZM181 122V123H180ZM216 122H217V124H218V126H217V124H216ZM4 123V124H3ZM13 123V124H12ZM48 123H51V124H48ZM64 123H66V124H64ZM80 124V126L79 125H74V124ZM84 123L86 124V125H84ZM91 123H92V128L90 127L91 126ZM97 123V124H96ZM107 123V124H106ZM150 123V124H149ZM155 123V124H154ZM197 123V124H196ZM239 124V125H236V124ZM245 123V124H244ZM3 124V125H2ZM7 124V125H6ZM22 124V125H21ZM29 124V126H31V127H29L28 128V126H26V125H28ZM62 124L64 125L63 127H61L62 126ZM82 124V125H81ZM99 124V125H98ZM112 124V125H111ZM179 124V125H178ZM181 124V125H180ZM187 124V125H186ZM199 124H200V126H199ZM210 124V125H209ZM214 124V126H211V125H213ZM243 124V125H242ZM36 125V126H35ZM43 125L45 126V129H44V127H43ZM47 125H50V128H48V127H46ZM67 125V126H66ZM84 125V126H83ZM90 125V126H89ZM155 125V126H154ZM194 125H195V127H194ZM216 125V126H215ZM226 125H228L227 127H226ZM6 126H8V127H6ZM13 126V128H11V127ZM32 126H33V128H32ZM79 126V127H78ZM83 128H82V127ZM144 126V127H143ZM146 126V127H145ZM183 126V127H182ZM185 126V127H184ZM202 126H203V128H202ZM206 126H208V127H206ZM225 126V127H224ZM5 127V128H4ZM39 127V128H38ZM52 127V128H51ZM61 128V130L63 131H61L60 129L58 130V129H53V128ZM66 127V128H65ZM86 127V128H85ZM90 127V128H89ZM95 127V128H94ZM97 127V128H96ZM114 127V128H113ZM179 129H178V128ZM199 127V128H198ZM211 127H213V128H211ZM217 127V128H216ZM224 127V128H223ZM6 128L8 129V131L6 132L5 130H6ZM11 128V129H10ZM36 128H38V129H36ZM63 128V129H62ZM69 128H70V130H69ZM80 128H82V129H80ZM85 128V129H84ZM103 128V129H102ZM118 128V129H117ZM149 128V129H148ZM162 128H163V130H162ZM190 128H192V129H190ZM214 128H216V130L214 129ZM5 129V130H4ZM25 129H26V131H25ZM35 131H33V130ZM39 129H44V131H40ZM47 129H49L48 131H47ZM50 129H52V130H54V131H56V130H58V131H60V132H58L57 131V133L56 132H54V131H50ZM87 129H88V131H87ZM92 131H91V130ZM93 129H95V130H93ZM96 129H97V131H96ZM113 129L114 130H116V131H113ZM150 129L151 130H153V131H151V133H150ZM154 129H155V131H157V133L154 131ZM157 129V130H156ZM160 129V130H159ZM164 129L166 130V131H164ZM177 129V130H176ZM185 129V130H184ZM194 129L196 130V131H194ZM198 129V130H197ZM203 129V131H201ZM216 131H214V130ZM29 130V131H28ZM30 130H32V131H30ZM36 130H37V132H36ZM66 130H68V133H69V135H68V133H67V131ZM73 130V131H72ZM78 130V131H77ZM81 130H83L82 131V135H81ZM149 130V131H148ZM178 130H180V132L178 131ZM187 130V131H186ZM191 130V131H190ZM201 131L200 133H198V131ZM219 130V131H218ZM6 133H5V132ZM12 131V132H11ZM16 131V132H15ZM40 131V133L41 134H39L38 132ZM45 131H47L48 132V134H49V140L47 139V137L48 136H46V134H47V132H45ZM71 131V132H70ZM80 131V132H79ZM88 133H87V132ZM105 131V132H104ZM193 131V132H192ZM211 131V132H210ZM214 131V132H213ZM9 132H11V133H13V137H12V135H10V133ZM23 132V133H22ZM29 132L32 134V135H29L28 136V134H29ZM73 132V137H71V133ZM75 132V133H74ZM77 132H79V133H77ZM91 132V133H90ZM93 132V133H92ZM112 134H111V133ZM114 132V133H113ZM117 132H119V133H117ZM135 132V133H134ZM153 132V133H152ZM175 132H177L176 134H174ZM187 132H188V135H190V132L192 133L190 136H188L187 135ZM194 132H195V136H194ZM213 132V133H212ZM219 132H220V134H219ZM3 133V134H2ZM52 133V134H51ZM65 133V134H64ZM132 133V134H131ZM140 133V134H139ZM156 133V134H155ZM215 133V134H214ZM5 134V135H4ZM15 134H17V135H15ZM24 134H27V136L26 135H24ZM47 134V135H48ZM65 135V136H63L64 137V139H65V137L67 138L66 139V141L65 140H63V137H62V135ZM71 134V135H70ZM89 134V135H88ZM104 134V135H103ZM185 134V135H184ZM203 134V135H202ZM205 134H206V138H204L203 139V137H205ZM209 134H211V136L212 137H210V135ZM226 134V135H225ZM228 134V135H227ZM251 135V137H250V135ZM4 135V136H3ZM9 135V137H7ZM43 135H45V136H43ZM67 135H68V137H67ZM74 135H76V136H80V138H78V137H76V136H74ZM86 137H85V136ZM88 135V136H87ZM104 137H103V136ZM106 135H107V137H106ZM131 135H133L132 137H131ZM172 135L174 136H176V139H175V137H172ZM199 135V136H198ZM215 135H216V137H215ZM248 135V136H247ZM21 136V137H20ZM24 136V137H23ZM82 136L83 137H85L86 138V140L87 139H89V140H93V141H91V142H89V140H88V142H89V144L91 145V147H89V144H88V142L86 143V145L84 144L85 142H84V140L85 139H83L82 138ZM110 136V137H109ZM156 138H154V137ZM187 136V137H186ZM207 136H209V137H207ZM12 137V138H11ZM16 137L17 138H19V139H17L16 140ZM30 137H32L31 139H29ZM69 137H71L70 138V140H69ZM109 137V138H108ZM153 137V138H152ZM180 137V138H179ZM182 137V138H181ZM198 137V138H197ZM4 138V139H3ZM8 138V139H7ZM59 138H61V139H59ZM130 138L131 139H133V140H131L130 141ZM134 138L136 139V140H134ZM150 138H152L154 141H156V142H154L152 139H150ZM160 138V139H159ZM172 138V142L170 141V139ZM173 138H174V141H173ZM194 138H196V139H194ZM207 138H208V140H207ZM218 138V139H217ZM221 138V139H220ZM223 138V139H222ZM235 138H236V140H235ZM245 138V141L243 140V139ZM251 138V139H250ZM21 139V140H20ZM22 139H23V141H22ZM43 139H45V141H47V142H45L44 143V140ZM47 139V140H46ZM58 141H57V140ZM73 139H74V141H73ZM77 139H79L78 141H77ZM83 139V141H81ZM109 141H108V140ZM125 139V140H124ZM140 139V141H138ZM159 139V140H158ZM166 139V140H165ZM177 139H178V141H177ZM240 139L242 140V141H240ZM4 140V141H3ZM6 140H7V142H6ZM20 140V141H19ZM43 140V141H42ZM56 140V141H55ZM69 140V141H68ZM169 140V141H168ZM193 140H195V141H193ZM199 140V141H198ZM213 140V141H212ZM218 140H219V142H218ZM222 140H224L223 142H221ZM226 140V141H225ZM231 140H232V142H231ZM11 141V142H10ZM13 141V142H12ZM21 141H22V143H21ZM55 141V142H54ZM105 141V142H104ZM123 142V144H121L122 142ZM130 141V142H129ZM137 141V142H136ZM151 141V142H150ZM159 141V142H158ZM161 141V142H160ZM181 143H180V142ZM192 141L196 144V141L197 142H200L201 141V143L203 142V144H201L200 146H198V148H194L193 146H195V144H193L192 143ZM212 141V142H211ZM216 141V142H215ZM236 141L237 143L235 144L234 142ZM20 142V143H19ZM58 142H59V144H61V146L58 144ZM66 142V143H65ZM81 142H84V143H81ZM94 142H95V144H94ZM96 142H97V144H96ZM98 142H99V144L102 146H100L99 144H98ZM107 142V143H106ZM109 142V143H108ZM127 142V143H126ZM132 142V143H131ZM133 142H136V143H133ZM139 142V143H138ZM175 142V143H174ZM242 143V144H239V143ZM16 143H17V145H16ZM23 143H24V145H23ZM38 143H40V144H38ZM54 143V144H53ZM63 143V144H62ZM65 143V144H64ZM103 143V144H102ZM138 143V144H137ZM162 144V143H166V144H163V145H160V144ZM167 143H169L168 145H167ZM176 143L177 144H179V145H176ZM187 143H188V145H187ZM210 143H212V145H213V143H218L219 145H221L222 147V149L220 148L219 150L217 149V148H213V146L212 145H210ZM231 143H233V144H231ZM2 144L4 145V146H7L6 148H4L3 146H2ZM9 144V145H8ZM18 147V144H19V147H18V149L20 150V151H22V150H24V149H26L25 151H23V153L22 154H24L23 156H19V160L17 161V162H15L16 161V158L15 159H12V157L14 156V153H12V151H8V149L10 150V148H9V146H15V145ZM21 144H22V146H21ZM53 146H52V145ZM56 144V145H55ZM69 144V145H68ZM82 144V145H81ZM84 144V145H83ZM109 144V145H108ZM132 144H134L135 146H133ZM156 144H159V145H156ZM172 144V145H171ZM174 144L176 145V146H174ZM184 144H185V146H184ZM231 146H230V145ZM65 145V146H64ZM88 145V146H87ZM95 145L97 146V145H99L98 146V149L96 150V148L97 147H95ZM105 145V146H104ZM123 145V146H122ZM130 145H132V146H130ZM137 145V146H136ZM204 145H206L205 147H204ZM233 145L235 146V147H233ZM47 146V147H46ZM51 148H50V147ZM54 146H56L55 148L56 149H52V148H54ZM62 146H64V147H62ZM87 146V147H86ZM95 148H94V147ZM107 146V147H106ZM109 146L111 147V149L109 148ZM126 146V147H125ZM127 146H130V147H128L127 148ZM164 146V147H163ZM167 146V147H166ZM174 146V147H173ZM182 146V147H181ZM211 146H212V148H211ZM17 147H16V149H15V153H16V151H17ZM20 147H22V148H24V149H22V148H20ZM40 147V148H39ZM43 147H45V148H43ZM60 147H61V149H60ZM74 148V149H71V148ZM97 151H95L93 148ZM176 147V148H175ZM179 147V148H178ZM200 147V148H199ZM37 148H39V149H37ZM42 148H43V150H44V152H42L43 150H42ZM49 148V149H48ZM113 148V149H112ZM136 148V149H135ZM138 148V149H137ZM187 148V149H186ZM210 148V149H209ZM260 148V149H259ZM34 149V150H33ZM60 149V150H59ZM93 149V150H92ZM127 149V150H126ZM133 149V150H132ZM139 149H141V150H143L144 152H145V154L147 155V160L145 159H140V161L141 162H139V160H136V159H134L135 158V152L136 151H139ZM186 149V150H185ZM197 149V152L196 151H193V150H196ZM18 150V151H19ZM30 150V151H29ZM31 150H32V153H30L31 152ZM35 150H37L36 152H35ZM38 150L40 151V152H38ZM47 150H49L48 152H47ZM50 150H52V151H50ZM54 150H56V151H54ZM58 150H59V153H58ZM77 150V151H76ZM106 150V151H105ZM110 150V151H109ZM112 150V151H111ZM154 150H156V151H154ZM188 150H189V154L187 153L188 152ZM29 151V152H28ZM46 151V152H45ZM54 151V152H53ZM63 151V152H62ZM75 151V152H74ZM86 153L87 151H88V153H86V156L84 155L85 153ZM95 152V154H94V152ZM104 151L105 152H109L110 153V156H109V153L107 152V155L105 156V154L106 153H104ZM126 151V152H125ZM156 152V154H158V156L159 157H161L162 159H163V162H162V164L160 163V167H161V169H160V167H159V165H158V162L157 161H159V159H157L158 157L156 156V154L154 153V152ZM3 152V153H2ZM25 152H27V154H25ZM35 152V153H34ZM50 152V153H49ZM53 152V153H52ZM56 152H57V155H56ZM93 153V155L92 154H90V153ZM123 152H125V153H123ZM160 154H159V153ZM186 152V154L184 155V153ZM199 152V153H198ZM224 152V153H223ZM225 152H227V153H225ZM29 153H30V155H29ZM40 153V154H39ZM68 153V154H67ZM72 153H73V155H72ZM153 153V154H152ZM183 153V154H182ZM230 153V154H229ZM41 154H43V155H41ZM49 154V155H48ZM96 154H98V155H96ZM99 154H101L102 156H100ZM112 154V155H111ZM124 154V155H123ZM154 154H155V156H154ZM184 155V156H182V155ZM195 154V155H194ZM51 155V156H50ZM52 155H54V157H52ZM56 155V156H55ZM64 155V156H63ZM80 155H82L81 157H80ZM92 155V156H91ZM132 155V156H131ZM226 155V156H225ZM4 156L6 157V158H4ZM10 156V157H9ZM44 156V157H43ZM52 157L50 160H48L47 158H50V157ZM83 156H85L84 158H83ZM186 156H188V157H186ZM213 156V157H212ZM8 157H9V159H11V163H10V160L8 159ZM47 157V158H46ZM55 157H57V159L55 158ZM88 157V158H87ZM101 157V158H100ZM124 157H125V159H126V161H125V159H124ZM127 157V158H126ZM184 158L185 159V161H182V158ZM217 159H216V158ZM228 157V161L229 162H227V159L226 158ZM3 158V159H2ZM39 158V159H38ZM43 158H46L47 159V161H50V163L48 162H46V159H43ZM56 159V160H54V159ZM65 158V159H64ZM67 158V159H66ZM72 158L74 159V160H72ZM82 158L85 160V158H86V160L87 159H89V158H92V159H90V161L88 162V164H87V162L85 163V161L83 160L82 161ZM123 158V159H122ZM187 158V159H186ZM225 158V159H224ZM62 159L65 161V163H63L64 161H62ZM99 159V160H98ZM114 159H115V162H114ZM132 159V160H131ZM156 159V160H155ZM183 159V160H184ZM30 160V161H29ZM36 160V161H35ZM39 160H45V162L43 161V162H39ZM67 160V161H66ZM70 160V161H69ZM73 162H72V161ZM108 160H109V162H108ZM123 160V161H122ZM133 160H135L134 161V163H133ZM198 160V161H197ZM215 161V162H213V161ZM225 160H226V162H225ZM241 160V161H240ZM5 161L6 162H8V163H5ZM33 161V162H32ZM38 161V162H37ZM59 161V162H58ZM69 161V163H67ZM88 161V160H87ZM91 161H92V163H91ZM94 161V162H93ZM120 161V162H119ZM125 161V162H124ZM132 162V164H135L134 165V167H133V165L132 164H130L129 162ZM138 163H137V162ZM145 161H147V162H145ZM204 162L203 164L202 163H200V162ZM218 161V162H217ZM13 162H15V163H13ZM34 162H36V163H34ZM72 162V163H71ZM106 162H108V163H106ZM112 162H114L113 164H112ZM145 162V163H144ZM166 162H168V164H170V165H168L167 164V166H169L168 168L164 165V164H166ZM198 162V163H197ZM207 162H208V164H211V165H208L207 164ZM210 162V163H209ZM212 162V163H211ZM3 163H5L4 165H2ZM38 163V164H37ZM40 163V164H39ZM45 163L46 164H48L47 166L45 165ZM64 164V166H63V164ZM76 163L79 165V164H81L82 165V167L84 168V167H86L85 168V170L83 169V170H81L82 168H81V165H79V167H76V166H78V165H76ZM83 163H85V164H83ZM104 163V164H103ZM121 163H123V164H121ZM155 163V164H154ZM218 164V168H217V173H216V168H214L213 169V167H217V164ZM224 163H226V164H224ZM24 164V165H23ZM33 164H35V165H33ZM42 164H44V165H42ZM52 164V165H51ZM59 164V166L61 167L62 166V169L60 168V167H58L57 165ZM62 164V165H61ZM67 164V165H66ZM93 164H95V165H93ZM103 164V165H102ZM109 164V165H108ZM112 164V165H111ZM128 164H130V168L128 167ZM152 164V165H151ZM188 164H189V166H188ZM199 164V165H198ZM214 164H216V165H214ZM253 164V165H252ZM5 165H7L6 167H5ZM18 165V168L16 167ZM27 165V166H26ZM38 165H40L39 167H37ZM51 165V166H50ZM54 165L56 166V167H54ZM68 165H70V167L68 166ZM73 165H75V167L73 166ZM85 165V166H84ZM87 165H88V167H87ZM100 165V166H99ZM108 165V166H107ZM118 165V166H117ZM125 167V169L127 170V172H126V170L125 169H123L124 167ZM154 165H155V167H154ZM163 165V166H162ZM11 166H13V168L11 167ZM23 166L25 167L24 168V170L25 171H27L26 172V174H28L27 175V177H30L29 179H23L24 177H26V175H24L23 176V173H24V171H22V170H20L19 172L20 173H18L17 171L19 170V169H23ZM32 166V167H31ZM99 166V167H98ZM104 166L106 167L105 169H107V170H104L103 168H104ZM115 166H117V168L115 167ZM175 166H176V168L178 169H176L175 168ZM185 166H188V167H185ZM191 166H194L193 168L191 167ZM198 166V167H197ZM203 166V167H202ZM35 167H37V168H40V169H37V171H38V173H37V171H36V174H38L37 176L34 174L35 173V171H34V169H35ZM52 170H54V173H55V171L56 170H59V168H60V170L59 171H57V172H59V173H57V174H59V175H61V177L59 176V175H57L56 173L54 174L53 173V175H52V172L53 171H51V169ZM92 167V168H91ZM94 167V168H93ZM95 167L96 168H99V170L100 169H102V170H104V171H102V170H98V169H96L95 170ZM109 167H110V169H109ZM162 167H164V168H162ZM181 167V168H180ZM183 167V168H182ZM196 167H197V169L198 170H196ZM206 167V168H205ZM250 167H252V168H250ZM6 168L8 169L7 171H6ZM12 168V169H11ZM15 168V169H14ZM31 168H34L32 171H34V172H32L31 171ZM54 168V169H53ZM58 168V169H57ZM69 169V170H67V171H63V169ZM80 169V170H78V169ZM87 168H89V169H87ZM111 168H112V171H111ZM165 168H167V169H165ZM173 168H175L174 170L175 171H173L172 169ZM193 170H192V169ZM200 168V169H199ZM10 169V170H9ZM13 169H14V172H11V171H13ZM18 169V170H17ZM46 169H47V171H46ZM50 169V170H49ZM77 169V170H76ZM94 171H96V172H98L99 171V173H96V172H94L93 173V170ZM115 171H114V170ZM118 169H119V171H118ZM138 169V170H137ZM139 169H142V171L141 170H139ZM154 169V170H153ZM160 169V170H159ZM166 171H165V170ZM187 170V172H186V170ZM16 170V171H15ZM30 170V171H29ZM109 170V171H108ZM123 172H122V171ZM124 170H125V172H124ZM134 170V171H133ZM137 172H136V171ZM159 170V171H158ZM171 172H170V171ZM180 170H182V171H180ZM192 170V171H191ZM195 170H196V172H195ZM42 171V173H40ZM51 171V172H50ZM70 171V172H69ZM76 171V172H75ZM109 173H108V172ZM117 171V172H116ZM133 171V172H132ZM138 171H140V172H138ZM164 171V172H163ZM180 171V172H179ZM255 171V172H254ZM22 172V173H21ZM43 172H45V173H43ZM49 172V173H48ZM67 172H69V173H67ZM78 172V173H77ZM105 172H106V174H105ZM114 172H116V173H114ZM153 172H154V174H153ZM167 172H169V173H167ZM175 172H177L178 173V175H177V173H175ZM183 174H182V173ZM220 172H222V173H220ZM242 172V173H241ZM245 172V173H244ZM10 173V174H9ZM39 173H40V175L41 174H43V175H41L42 177L45 175L46 177L45 178H41V176L39 175ZM50 173H51V175H50ZM77 173V174H76ZM101 173H103L102 175H101V177H100V175L99 174H101ZM110 175V173H111V175L108 177V174ZM138 173V174H137ZM140 173V174H139ZM142 173V174H141ZM150 173V174H149ZM156 173V174H155ZM169 174V177L170 178H168V175L167 174ZM194 173V174H193ZM211 173V174H210ZM226 174V176L225 177H223L225 174ZM234 173H235V175H234ZM238 173V174H237ZM30 174L32 175L33 174V177L32 176H30ZM92 174H94L95 175V177L96 176H98V177H94V175H92ZM105 174V175H104ZM247 174H249V175H247ZM5 175H8V179H9V181H6L7 180V176L5 177ZM11 175H14V176H12L11 177ZM35 175V176H34ZM51 176V178L53 177V176H55V177H53V178H56L55 180H51V178H49L50 176ZM70 175H72L73 177H74V181H75V179L77 178V176H79L77 179H76V183H74L72 180H70V178L72 177H70ZM76 175V176H75ZM90 175V176H89ZM107 175V176H106ZM180 175V176H179ZM218 175V176H217ZM236 175H237V177H236ZM241 175V176H240ZM2 176V177H1ZM10 176V177H9ZM57 176V177H56ZM92 176H93V178L95 179H93L92 181H91V178H92ZM113 177V179H111L112 177ZM116 176H118L116 179H115V177ZM162 176V177H161ZM179 176V177H178ZM197 176V177H196ZM212 176L213 177H215V179L213 180V178H212ZM3 177H5V179L3 180ZM37 177V178H36ZM58 177H59V179H58ZM66 179V181L64 182V183H62V184H59V182H61V181H63L62 179H64V178ZM72 177V178H73ZM88 177H90V179L88 178ZM100 177V178H99ZM106 177H107V179L108 180H105L106 179ZM155 177H156V179H155ZM178 179H177V178ZM220 177V178H219ZM10 178H12V179H10ZM80 178H81V180H80ZM88 178V179H87ZM164 178V179H163ZM197 178H198V180H197ZM201 178V179H200ZM232 178H234V179H232ZM241 178V179H240ZM64 179V180H65ZM67 179H69V180H67ZM86 179H87V181H88V183H87V181H86ZM152 179V180H151ZM153 179H155V181L153 180ZM159 179V180H158ZM161 179V180H160ZM167 179H169V180H167ZM176 179V180H175ZM218 179V180H217ZM232 179V180H231ZM239 179H240V181H239ZM26 180V181H25ZM61 180V181H60ZM85 180V181H84ZM90 180V181H89ZM105 180V181H104ZM110 180H112V181H110ZM167 180V181H166ZM196 180V181H195ZM215 180H217V181H215ZM4 181V182H3ZM28 181V182H27ZM53 181H54V183H55V181H56V183L55 184H59V185H54L53 184ZM57 181H59L58 183H57ZM69 181V182H68ZM70 181H72L71 183H70ZM84 181V182H83ZM106 182V185L108 186H106L105 185V183L104 182ZM117 183H116V182ZM119 181V182H118ZM152 181V182H151ZM240 183H239V182ZM7 182H9L8 184H7ZM29 182L30 183H32V184H29ZM99 182H100V184H99ZM107 182H109L108 184H107ZM160 182V184H158ZM168 182V183H167ZM176 182L178 183V184H176ZM182 182H184V184L182 183ZM3 183V184H2ZM29 185H28V184ZM102 183H104L103 185L104 186H102V187H100L99 188V186H101L102 185ZM179 183H181V185H182V187H180L179 186ZM186 183V184H185ZM205 183V184H204ZM5 184V185H4ZM72 184H74V185H72ZM79 184V185H78ZM88 184H89V186H88ZM148 184V185H147ZM203 184V185H202ZM215 184V185H214ZM225 184H226V186H225ZM14 185H16V187H17V189H16V187H14ZM34 185V188H35V190H34V188L32 187V188H30L31 186H33ZM46 186V188H43V186ZM47 185H48V187H47ZM62 185H64V186H62ZM84 185V186H83ZM99 185V186H98ZM146 185V186H145ZM151 187H150V186ZM156 185H157V187L158 188H160V190L161 191H158L159 189H154V187L156 188ZM161 185L163 186V185H165V186H163V187H161ZM193 185V186H192ZM209 185V186H208ZM217 185H219L218 187H217ZM230 185H232L231 187H230ZM235 185H236V187H238V188H236L235 187ZM5 186V187H4ZM21 186V187H20ZM40 186V187H39ZM53 186V187H52ZM55 186V187H54ZM60 187V189H57L58 191H60L61 192V189L64 187L66 190H68V191H66L64 188V191H62L63 192V194H65V195H63L62 194V196L60 197V192H57V190H56V188L57 187ZM86 186H88V188L86 187ZM91 186H93V187H91ZM106 186V187H105ZM132 186H133V188H132ZM190 186H192V188L190 187ZM200 186H202V187H200ZM205 186H207V187H205ZM216 186V187H215ZM257 186V187H256ZM12 187V188H11ZM62 187V188H61ZM83 187H84V191H82V189H83ZM94 187H98V188H94ZM117 187H118V190H117ZM124 187V188H123ZM165 187V188H164ZM189 187V188H188ZM263 187V188H262ZM8 188V190H6V192L4 191L5 189H7ZM80 188H82V189H80ZM91 188V189H90ZM127 189V191H126V193L127 192H130V193H125V191L124 192H122V190H124V189ZM138 188H139V191H138ZM144 188H146V189H144ZM149 188V191L147 190ZM150 188H152V189H150ZM173 188H174V192H173ZM206 188V189H205ZM229 188V189H228ZM14 189H16L14 192H12ZM24 189H27L26 191L24 190ZM32 189H33V191H32ZM46 189V190H45ZM62 189V190H63ZM98 189H101V190H98ZM120 189H121V192H119L120 191ZM214 189V190H213ZM225 189H227V190H225ZM236 189V190H235ZM239 189V190H238ZM12 190V191H11ZM43 192V193H40L41 191ZM49 190H51V191H49ZM78 190H80L81 192H79ZM129 190H131V191H129ZM145 190V191H144ZM183 190V191H182ZM204 190V191H203ZM240 190H241V192H240ZM256 190V191H255ZM21 191H24L25 192V194L23 195L22 194V192ZM27 191H28V193H27ZM38 191V192H37ZM47 191V192H46ZM79 193V195H80V197H76V193L77 192ZM144 191V192H143ZM147 191V192H146ZM151 191H152V193H151ZM172 191V192H171ZM190 191V192H189ZM208 193H207V192ZM243 191V192H242ZM66 192H74V195L72 196V194L73 193H70V194H68V193H66ZM150 192V193H149ZM227 192V193H226ZM242 193V194H240V193ZM245 192H247V193H245ZM3 193V194H2ZM5 193V194H4ZM8 193H11V195L10 194H8ZM16 193V194H15ZM40 193V194H39ZM56 193V194H55ZM58 193V194H57ZM83 193V194H82ZM104 193V194H103ZM109 193H110V196H108L109 195ZM114 193V194H113ZM116 193V194H115ZM119 193V194H118ZM142 193H146V196L147 197H144V194H142ZM173 193V194H172ZM189 193H193V194H191V195H189ZM216 193H218V195L216 194ZM226 193V194H225ZM240 195H239V194ZM27 194V195H26ZM67 194V195H66ZM82 194V195H81ZM113 194V195H112ZM118 194V195H117ZM123 194V195H122ZM124 194H125V196H124ZM130 194V195H129ZM151 194V195H150ZM182 194H184L183 196H182ZM224 194V195H223ZM237 194V195H236ZM15 195V196H14ZM37 195H38V197H37ZM43 196L42 197V200H40L39 199V197L40 196ZM46 195V196H45ZM59 196V199H57L56 197H58ZM78 195V194H77ZM78 195V196H79ZM99 195V197H97ZM100 195L104 198V202H102L103 201V199H102V201L100 200L101 198H100ZM117 195V196H116ZM120 195H122V196H120ZM132 195V196H131ZM136 195V196H135ZM171 195H173V196H171ZM9 196V197H8ZM12 196H13V198L15 197V198H17V200L19 199H21V201H19L18 200V202H17V200L16 199H13L12 198ZM22 196V197H21ZM25 196H27V197H30L31 198V200L29 199V198H27V197H25ZM65 196H68V201L65 199L64 200V198H65ZM70 196L72 197V199H70ZM105 196V197H104ZM112 196V197H111ZM117 198H116V197ZM128 196V197H127ZM131 196V197H130ZM239 196V197H238ZM247 196V197H246ZM249 196V197H248ZM263 196V197H262ZM8 197V198H7ZM24 197V198H23ZM62 197H63V199H62ZM88 197L91 199L92 197H93V199L94 200H89L88 199ZM118 197H120V199L118 198ZM181 197V199L179 200V198ZM220 197H221V199H220ZM246 197V199H247V201H246V199H244ZM41 198V197H40ZM67 198V197H66ZM86 198H87V200H89L90 201V203L86 200ZM99 199V201L97 200V199ZM116 198V199H115ZM124 198H126V199H124ZM168 198H172L171 200H169ZM263 198V199H262ZM4 199V200H3ZM8 201H7V200ZM13 199V201L15 202V200H16V203H13V204H11V201L10 200H12ZM32 199H33V201H32ZM38 199H39V201H38ZM53 199V200H52ZM56 199V200H55ZM64 200L65 201V204H66V201L68 202L66 205H62V203L61 202H63L62 200ZM96 199V200H95ZM123 199V200H122ZM165 199V200H164ZM168 201H167V200ZM186 199H188L189 201L187 202V200ZM199 199V200H198ZM261 199V200H260ZM6 200V201H5ZM54 200H55V202H54ZM61 201L60 203L58 202V201ZM84 200H86V201H84ZM112 201V203H111V201ZM125 200V201H124ZM179 200V202L177 203H175V201H178ZM211 200V201H210ZM10 201V202H9ZM12 201V202H13ZM27 201H28V203H27ZM36 201H38V203H36ZM94 201H96V203L94 202ZM122 201L123 202H125V203H122ZM140 201H142V202H140ZM157 201V202H156ZM159 201V202H158ZM180 201H182V202H180ZM246 201V202H245ZM5 202H6V206L4 207L3 205H5ZM8 202V203H7ZM19 202H21V203H19ZM30 202V203H29ZM32 202H33V204L34 205H31L32 204ZM36 204H35V203ZM52 202H54L55 203V205H54V203H52ZM105 202H106V205H105ZM117 202V203H116ZM145 204H144V203ZM185 204H184V203ZM211 202V203H210ZM259 202H260V204H259ZM19 203V205H17ZM26 203L28 204V205H26ZM47 203L50 205V203H52L55 207H57V206H59L58 204H60V208L59 207H57L56 209L53 207V205H51L53 208L51 209V208H49V205H47ZM58 203V204H57ZM79 203H80V205H83V206H80L79 207ZM93 203H95L96 204V208H95V204L93 205ZM103 203H104V205H103ZM166 203V204H165ZM182 203V204H181ZM217 203H220L219 205H220V207H219V205L217 204ZM258 203V204H257ZM40 206H39V205ZM123 204V205H122ZM130 205V207H128V205ZM132 204V205H131ZM165 205V206H163L164 207V210H163V207H161V205ZM181 204V205H180ZM234 204H235V206H234ZM22 205V206H21ZM29 205H31V206H34V208L32 207L31 208V206H29ZM45 205L48 209H46L45 207H43V206ZM77 205V206H76ZM90 205H92V208H95V210L94 209H91V206ZM109 205V206H108ZM124 205H125V207L126 208H124ZM146 205H147V207H149V208H147L146 207ZM170 205H172L171 207H170ZM175 205V206H174ZM178 205H180V206H178ZM257 205H259V206H257ZM2 206H3V208H2ZM10 206V207H9ZM17 206V209H18V207H20L21 206V208H19V210H17V209H15V207ZM65 206V207H64ZM85 206V207H84ZM90 206V207H89ZM105 206V208H103V207ZM111 206V207H110ZM145 206V207H144ZM155 206V207H154ZM159 206V207H158ZM234 206V207H233ZM9 207V208H8ZM31 208L30 209V211L33 209L34 211H32V212H28L29 211V209L28 208ZM62 207H64L63 209H61ZM81 208L82 210V212H80V211H77L78 213H79V215L77 216V212L75 213V211L77 210V209H79V208ZM83 207V208H82ZM131 207H133V208H131ZM153 207V209L151 210V208ZM169 207V208H168ZM192 207V208H191ZM214 207V208H213ZM231 207H233L232 208V210H231ZM236 207H238V208H236ZM5 208V209H4ZM43 208H45L44 210H40V209H43ZM110 208H112V210L110 209ZM130 208V209H129ZM144 208H146L145 209V211H143L144 210ZM260 208H262V209H260ZM3 209V210H2ZM9 209L11 210V211H9ZM12 209L14 210V212L16 213V211H17V213H16V215L17 216H19L20 214H22V212L24 211V213H25V211L27 212V214L25 213V214H22L23 215V217H20V218H24L23 219V221H22V219H20V218H17V217H15V215H13L14 214V212L12 213V216H13V218H12V216L10 217L9 215H10V213L12 212ZM22 209V210H21ZM25 209V210H24ZM40 210V212H38V210ZM84 209V210H83ZM131 209H132V212H131ZM134 209V210H133ZM148 209L150 210V211H148ZM193 209V210H192ZM196 209V210H195ZM204 209H205V211H204ZM28 210V211H27ZM71 210H72V213H70L71 212ZM73 210H75V211H73ZM111 210V211H110ZM155 211V212H157V213H161V215H160V213L159 214H157V213H152V211ZM169 210V211H168ZM181 210V211H180ZM20 211H21V213H20ZM35 211H36V214H35ZM44 213V215L46 216V211L48 212V214H47V216H46V218H44L45 216L43 215V216H41L43 213ZM45 211V212H44ZM107 211H109V212H107ZM147 211V213H145ZM197 211V213H199L198 214V216H197V213H196V216H195V212ZM231 211H233V212H231ZM34 212V213H33ZM38 212V213H37ZM74 212V213H73ZM142 212V213H141ZM164 212H166V217L165 216H163V217H165L166 219L164 220V219H161L162 218V214L164 213ZM183 212V213H182ZM223 212H224V214H223ZM236 212V213H235ZM249 212V213H248ZM8 213H9V215H8ZM19 213V214H18ZM31 213H33V214H35V215H33V216H29V215H32ZM53 213H56V215H53ZM81 213V214H80ZM92 213H94L93 214V217H92ZM108 213V214H107ZM127 213V214H126ZM143 213H145V214H143ZM184 213H186V214H184ZM209 213L211 214V215H209ZM233 214V216L231 215V214ZM235 213V214H234ZM61 214H62V216H61ZM70 214H72V215H70ZM74 214H76V215H74ZM85 214H86V216H85ZM100 214L102 215L100 218H99V216H100ZM134 214V215H133ZM139 214V215H138ZM141 214V215H140ZM165 214V213H164ZM229 214L232 216V217H230L229 216ZM253 216H252V215ZM22 215H20V216H22ZM58 215V216H57ZM66 215V216H65ZM68 215V216H67ZM70 215V216H69ZM84 215V216H83ZM91 218H89L88 216ZM99 215V216H98ZM105 215H106V217H105ZM143 215H145V216H143ZM154 215L157 217H154ZM186 215V216H185ZM219 215V216H218ZM251 215V216H250ZM26 216H27V218H26ZM55 218L56 216V219L55 220H57V221H53L54 219H53V217ZM59 216H60V218H59ZM98 216V217H97ZM111 216V217H110ZM119 216V217H118ZM122 216H123V218H122ZM127 216V217H126ZM133 217L132 219L131 218H129V217ZM135 216H136V218H135ZM161 218H160V217ZM193 216V217H192ZM200 216V217H199ZM9 217L12 219H9ZM30 217V219H28ZM64 217H65V219L67 218V220H65L64 219ZM74 217V218H73ZM85 217H86V219H85ZM107 217H108V219H107ZM120 217H121V221H119L118 223L119 224H117V221L118 220H120ZM126 219H125V218ZM206 217V218H205ZM220 217V218H219ZM32 218V219H31ZM42 218H44V219H42ZM52 218V219H51ZM73 218V220H71V219ZM83 218V219H82ZM89 218V219H88ZM96 218V220L94 221V219ZM99 218V220H97ZM116 221V223H115V221L113 222V219ZM130 220H129V219ZM217 218V219H216ZM233 218V219H232ZM240 218V219H239ZM6 219V220H5ZM8 219H9V221H8ZM17 221H16V220ZM18 219H20L19 220V224H18ZM27 219L28 220H31L30 222L29 221H27ZM51 219V220H50ZM110 219V220H109ZM112 219V220H111ZM126 220V222H125V220ZM158 219H159V221H158ZM242 219H246V220H248V222L246 221H244V220H242ZM15 220V221H14ZM71 220V222H69ZM80 220H82L81 221V223H80ZM84 220V221H83ZM94 221V222H92V221ZM129 222H128V221ZM162 220L164 221V222H162ZM206 222H205V221ZM215 223V225L213 224V222ZM217 220V221H216ZM239 220H241V221H239ZM25 221H26V223H25ZM90 222L91 221V223L90 224H88L87 222ZM100 221V222H99ZM132 221V222H131ZM154 221V222H153ZM158 221V222H157ZM211 221V222H210ZM216 221V222H215ZM220 221V222H219ZM20 222L24 225V223L27 225H20ZM60 222H61V224L62 223H64L65 225H63V227H65V228H63L64 230L60 233V231L62 230L61 228V226H60ZM66 222V223H65ZM77 222H79L78 224H77ZM98 223V226H99V228H98V226H97V223ZM121 222H122V224H121ZM127 222H128V224L129 225H127ZM130 222H131V226H130ZM151 222H153V223H151ZM156 222H157V224H156ZM160 222V223H159ZM162 222V223H161ZM186 224H185V223ZM203 222H205V223H203ZM217 222H219V223H217ZM244 222V223H243ZM28 223V224H27ZM55 223V224H54ZM71 223V224H70ZM96 223V224H95ZM109 223V224H108ZM125 223V224H124ZM209 223H212V224H210L209 225ZM221 223H223V224H221ZM243 223V224H242ZM257 223V224H256ZM12 224H15V225H17V227L20 225V230L22 231H20L19 232V228H16V226L15 225H12ZM34 224V225H33ZM37 225V228L36 227H33V226H36ZM68 224V225H67ZM70 224V225H69ZM75 224H77L76 226H77V229H79L80 230V232L78 231V233H76L77 231L75 230V228H76V226H75ZM81 224V226H79ZM92 224H94V225H92ZM133 224V225H132ZM156 224V225H155ZM159 224H160V226H159ZM165 224H166V226H165ZM181 224H184V225H181ZM245 224V225H244ZM253 224H256V225H253ZM12 225V226H11ZM31 225V226H30ZM90 225V226H89ZM103 225H104V227H103ZM117 225H118V227H117ZM119 225L121 226V227H119ZM126 225V226H125ZM214 225V226H213ZM221 225H223L224 227H221ZM227 225V226H226ZM244 225V226H243ZM254 226V228L252 227V228H250L251 226ZM23 226V227H22ZM30 228H29V227ZM50 226H51V229H50ZM61 228H60V227ZM89 226V227H88ZM108 226H110V227H108ZM112 226V227H111ZM114 226H116V227H114ZM132 226H133V228H132ZM135 226H137L138 227V229H137V227H135ZM153 226V227H152ZM158 226V227H157ZM163 226H165V227H163ZM172 226V227H171ZM180 226H181V228H180ZM184 226V227H183ZM187 226V227H186ZM260 226H261V228H260ZM13 228L12 230L13 231H15L14 232V234H15V236H16V234H18L17 236H16V238L18 239L19 238V240H17L16 241V239H15V236H13L12 235V230H11V228ZM27 227V228H26ZM35 229H33V228ZM43 227H45L44 229H42ZM48 227V228H47ZM79 227H82V228H79ZM97 227L99 230L101 229V231L99 232L98 231V229H96L95 230V228ZM103 227V228H102ZM106 227H108L109 229L110 228H113L112 230H114V231H111L110 230V234H108V229L106 228ZM122 227H123V229H122ZM129 227V228H128ZM135 227V228H134ZM167 227V228H166ZM186 227V228H185ZM240 227H241V229H240ZM245 228V230L243 229V228ZM255 227H259V229L258 228H255ZM7 228V229H6ZM26 229L25 231L23 230V229ZM58 228V229H57ZM104 228H106V230H108V231H106L107 232V236H106V233H105V230L104 231H102V229H104ZM115 228L117 229V230H115ZM147 228H149V229H147ZM227 228V230L225 231V229ZM251 230H250V229ZM16 229H17V231H16ZM44 231L45 233H46V236L45 237H48V238H46L47 240H45V237H44V233L41 231ZM45 229H46V231H45ZM60 230L58 233L56 232V235H55V233H53L55 230ZM85 231H84V230ZM130 229V230H129ZM178 229V230H177ZM194 229V230H193ZM198 229H200L199 231H200V233H199V231L197 232V230ZM235 229V230H234ZM256 229V230H255ZM32 230V231H31ZM66 230V231H65ZM74 230L76 231V232H74ZM88 230V231H87ZM120 232H119V231ZM136 230V231H135ZM145 230V231H144ZM147 230V231H146ZM151 230V231H150ZM232 230H234V231H232ZM245 232H244V231ZM250 230V231H249ZM65 231V232H64ZM86 231H87V233L89 232V234H87L86 233ZM99 232V234H98V232ZM116 231H118L117 233H116ZM127 231V232H126ZM178 231V232H177ZM193 231H194V233H193ZM236 231H237V234L239 235V237H238V235L236 234ZM248 231V232H247ZM259 231H260V233H259ZM263 231V232H262ZM25 234H24V233ZM73 232V233H72ZM97 232V233H96ZM105 233V237H104V234L103 233ZM125 232H126V234H125ZM174 232V233H173ZM176 232V233H175ZM235 234H234V233ZM244 232V233H243ZM29 233V234H28ZM30 233L32 234V235H34V233H35V238L31 235V237H29V235H30ZM42 233V234H41ZM52 233V235H50ZM91 233V234H90ZM121 233V234H120ZM144 233V234H143ZM196 233H197V235H196ZM199 233V234H198ZM205 233V234H204ZM213 233V234H212ZM214 233L216 234V235H214ZM233 233V234H232ZM22 234H24V235H22ZM49 234V235H48ZM54 234V235H53ZM58 234V235H57ZM59 234H62L61 236H59ZM93 234H94V236H93ZM114 234H116L118 237V239L117 238H114L116 235H114ZM133 234H134V236H133ZM137 234H139V236H140V239H139V237H138V235ZM149 234V235H148ZM173 234V235H172ZM179 235V236H176L175 237V235ZM12 235V236H11ZM26 235H27V237H26ZM41 235V236H40ZM75 237H74V236ZM90 235V236H89ZM93 237H92V236ZM98 235V236H97ZM122 235H124V236H122ZM126 235H128V236H126ZM137 235V236H136ZM155 235H157L158 237H156ZM230 235H232V236H230ZM237 235V236H236ZM241 235V236H240ZM255 235V236H254ZM258 235V236H257ZM9 236H11V237H13V238H11V237H9ZM37 236V237H36ZM44 237V239H43V237ZM49 236H51V237H55L56 236V238H51V237H49ZM68 236V240L70 239V241H65ZM69 236H70V238H69ZM89 236V237H88ZM110 236V237H109ZM128 238V239H126V237ZM132 237V238H129V237ZM136 236V237H135ZM145 236V237H144ZM159 236H160V238H159ZM161 236L163 237V238H161ZM171 236H173V237H171ZM210 236H211V238H212V240L210 241L209 239H211L210 238ZM251 236V237H250ZM263 236V237H262ZM43 239V241L41 240V238ZM57 237H58V239H57ZM76 239H74V238ZM84 237L86 238V237H88L89 239H91V237H92V244L91 245H89L90 247L88 248V244H89V242H90V240L87 238V241H84ZM125 237V238H124ZM135 237V238H134ZM221 239H220V238ZM226 237V239H225V241L223 240L224 238ZM262 237V238H261ZM4 238H6V239H4ZM49 238H51V239H49ZM81 239L80 241H78V239ZM83 238V239H82ZM94 238L96 239L95 241H94ZM99 238L101 239L100 240V242H102V243H100L99 242ZM110 238V239H109ZM139 240H138V239ZM171 238V239H170ZM200 238L204 241L203 243H202V240H200ZM207 238V239H206ZM242 238V239H241ZM262 240H261V239ZM11 241H10V240ZM54 239H55V241H54ZM113 239H117V240H115V241H113ZM125 239V240H124ZM130 239V240H129ZM214 239H216L215 241H214ZM240 239V240H239ZM258 239H260V240H258ZM25 240H27V241H25ZM33 240H35V241H37V242H35V243H33L32 241ZM51 240H53L52 242H51ZM83 240V241H82ZM86 240V239H85ZM89 240V241H88ZM98 240V241H97ZM107 240H109V241H107ZM111 240V241H110ZM128 240V241H127ZM169 240H171V241H169ZM239 240V241H238ZM15 241H16V244L18 245L16 248H14L15 247V244H13V243H15ZM27 242V243H25V242ZM45 241V242H44ZM56 241H57V243H56ZM66 242V244H68V246L67 245H65V242ZM81 241H82V243H81ZM98 243H97V242ZM107 241V242H106ZM124 241H125V243H124ZM127 241V242H126ZM135 241H136V243H135ZM146 241H148V243H146ZM209 241H210V243H209ZM214 241V242H213ZM224 241V242H223ZM260 241H262V242H260ZM3 242V243H2ZM18 242V243H17ZM21 242V243H20ZM25 244H24V243ZM32 242V243H31ZM86 242V243H85ZM88 242V243H87ZM94 242V243H93ZM104 242H106L105 244H104ZM111 242H114V243H112L111 244ZM121 242V243H120ZM145 243V244H143V243ZM163 242V243H162ZM182 242H185V243H188V246L187 245H185V244H179V243H182ZM53 245H52V244ZM69 243H71V244H69ZM82 245H81V244ZM91 243V242H90ZM107 243H109L108 244V246H106V244ZM118 243V244H117ZM119 243L121 244V246L119 245ZM122 243L125 245H122ZM131 243H134V244H131ZM140 243H142L141 244V246H140ZM173 243H175L178 247H176V245L175 244H173ZM239 243H241V244H239ZM257 243V244H256ZM3 244H5V245H3ZM10 246V247H12V249L13 250H17V251H12L11 250V248L8 246V245ZM13 244V245H12ZM21 244V245H20ZM26 245L27 246V244H30L29 245V248L28 247H26V250H24L25 249V247L23 248V246L22 245ZM32 244V245H31ZM38 244V245H37ZM50 244V245H49ZM83 246V247H85V248H83V249H81L82 247L80 246ZM84 244V245H83ZM86 244H87V247H86ZM116 244V245H115ZM127 244V245H126ZM156 245V246H154V245ZM161 244V245H160ZM171 244V245H170ZM208 244V245H207ZM210 244V245H209ZM234 244H236L235 246H233ZM254 244H256V245H254ZM34 245H35V247H34ZM60 247H59V246ZM63 245H65L66 247H68V251L66 252V250H67V248L65 247V246H63ZM102 245V246H101ZM120 247H119V246ZM130 245V246H129ZM132 245V246H131ZM166 245V246H165ZM180 245V246H179ZM14 246V247H13ZM19 246H22V248H20V250H19V252H18V248H19ZM61 246L63 247V248H61ZM106 246V247H105ZM116 246V247H115ZM117 246H118V248H117ZM153 246V247H152ZM169 246H170V248H169ZM173 246V247H172ZM183 246V247H182ZM196 246H198V248L196 247ZM238 246V247H237ZM248 246H249V248H248ZM9 247V248H8ZM33 247V248H32ZM54 247V248H53ZM96 247V248H95ZM109 247H110V249H109ZM122 247H124V248H122ZM142 247V248H141ZM182 247V248H181ZM188 247V248H187ZM232 247H233V250H231L232 249ZM235 247V248H234ZM257 247V248H256ZM259 247V248H258ZM9 250H8V249ZM31 248V249H30ZM56 248H57V250H56ZM59 248V249H58ZM60 248H61V250H60ZM66 248V249H65ZM71 248H72V250H71ZM79 248L83 251V253H82V251L81 250H79ZM88 248V249H87ZM107 248L110 250H107ZM112 248H113V250H112ZM120 248H122V251H121V249ZM136 248V249H135ZM145 250H144V249ZM151 248V249H150ZM153 248V249H152ZM163 250V252H162V250ZM174 248V249H173ZM187 248V249H186ZM210 248V249H209ZM28 249H30V251L28 250ZM75 251H74V250ZM78 249V250H77ZM90 249H92V252H94L93 254L91 253V252H88L87 250H90ZM119 249H120V251L122 252V253H119ZM127 249V250H126ZM134 249V250H133ZM158 249H160L161 250V252L162 253H159L160 251H158ZM176 249V250H175ZM189 249V250H188ZM237 249V250H236ZM244 249L246 250L245 252H244ZM23 250H24V253H21V251L23 252ZM54 250V251H53ZM59 250V252H60V255H59V253L57 252ZM64 250V251H63ZM107 250V251H106ZM117 250V251H116ZM125 252H124V251ZM136 250V251H135ZM212 250V251H211ZM241 250H243V252L241 251ZM11 252V254L9 253V252ZM33 251V252H32ZM39 251V253L37 254V252ZM74 252V254H68V252L70 253V252ZM79 251V252H78ZM84 251H87L86 252V254H84L85 252ZM105 251V252H104ZM134 251H135V253H134ZM139 251V252H138ZM142 251V252H141ZM190 251V254H192L193 253V255H190V254H188V252ZM211 251V252H210ZM237 251V252H236ZM12 252H18L17 254L19 255V256H21L22 255V257H24V256H26L25 258H24V260L22 259V257L21 258H19L18 259V255L16 254V253H12ZM36 252V253H35ZM53 252H55V253H58V254H56L55 255V253H53ZM71 252V253H72ZM81 253V255L80 254H78V253ZM109 252H111L110 254H109ZM138 252V253H137ZM182 252V253H181ZM207 252H208V255H210V258H211V260H212V262H211V260H208V259H210L209 258V256L207 255ZM235 252H236V254H235ZM240 252H241V254H240ZM6 254V256L5 255H3V254ZM9 253V254H8ZM33 253H34V258H32L33 256ZM40 253H42V254H40ZM75 253H77V255H80V257L79 258H75L74 256H77V255H75ZM90 253V254H89ZM142 253V254H141ZM144 253V254H143ZM148 253V254H147ZM152 253V254H151ZM181 253V254H180ZM200 253H201V256H203V257H200V256H198V255H200ZM206 253V254H205ZM246 253V254H245ZM1 254H2V256H1ZM7 254H8V256H7ZM21 254V255H20ZM32 254V255H31ZM35 254H37V255H35ZM51 254H53V255H55V256H51ZM109 256H107V255ZM142 256H141V255ZM220 254V255H219ZM43 255V256H42ZM59 255V256H58ZM70 255V256H69ZM86 255H89L90 256V258H89V256H88V258L86 259V258H83L84 256H86ZM149 255H151V257L149 256ZM153 255V256H152ZM174 255V256H173ZM188 255V256H187ZM189 255L190 256H192V257H189ZM206 255V257H204ZM222 255V256H221ZM3 256H5L6 258H4ZM10 256V257H9ZM14 256H17V258L16 257H14ZM36 256H38V257H36ZM74 258H73V257ZM82 256V257H81ZM124 256V257H123ZM134 256V257H133ZM174 257V261H173V259H172V257ZM181 256H183V257H181ZM187 256V257H186ZM225 256H227V257H225ZM230 256V257H229ZM9 257V258H8ZM29 257H31V259L28 261V260H26L27 258L29 259ZM52 259H51V258ZM96 257V258H95ZM101 257H105V258H101ZM107 257V258H106ZM114 257V258H113ZM145 257H147V258H145ZM220 257V258H219ZM231 257H234L235 259H231ZM59 258H61V259H59ZM62 258H63V262H62ZM92 258H95V260H93ZM120 258H122V260L120 259ZM142 258V259H141ZM151 258V259H150ZM5 259V260H4ZM16 259H18L20 262H22V260H23V262L22 263H19V261L17 262V261H13V260H16ZM21 259V260H20ZM33 259V260H32ZM82 259V261H78V260H81ZM98 259H101V260H98ZM121 260V262H120V260ZM176 259V260H175ZM224 259V260H223ZM31 260H32V262H31ZM60 260V261H59ZM89 260H91V261H89ZM102 260H104V262L102 261ZM107 260V262H105ZM113 260V261H112ZM125 262H124V261ZM142 260V261H141ZM70 261V262H69ZM94 261H95V263H94ZM97 261V262H96ZM109 261V262H108ZM119 261V262H118ZM144 261V263H142ZM150 261V262H151ZM174 262V263H172V262ZM206 261V262H205ZM2 262H4V263H2ZM61 262V263H60ZM75 262V263H74ZM139 262V263H138ZM152 262H151V264H152ZM155 262V263H154ZM166 262V263H165ZM223 262V263H222ZM84 263V264H85Z\"/></svg>","mask_w":264,"mask_h":264},{"label":"bare ground","instance_id":"2","mask_svg":"<svg viewBox=\"0 0 264 264\" xmlns=\"http://www.w3.org/2000/svg\"><path fill=\"white\" fill-rule=\"evenodd\" d=\"M95 1H96V2H97V1H100V2H98V5L95 4V5L99 6V7H100L99 3L104 2V0H0V51L2 52V50H3V51H6V50L8 49L7 51H9V52L12 53V56H8V57H9L8 61H9L10 58H11V62H9L10 64H12V63L15 62L16 65H17V62H19V60L16 59V55H15L17 52L21 53L22 56L26 55V58H28V60L30 59L31 61H33L34 64H36L37 69H38V70H39V68L41 69V71H38V72L34 71V72H36V73H35V76L32 75V77L34 76V78H35V80H36V82H37V84H36V83H34V84H36V85H38V87H40V86H39L40 84H41L42 86L44 85V84H42L43 81L40 83V80H39V83H38L37 80H38L40 77H42V78L45 77V78H43V80H47L46 76L44 75V71H46L47 68H48L49 66H50V67L54 66V65H52V64H54V63H51V62H55L57 59H59V58H60V55H62V56L65 55V56H67V58H68V56H71V57H76V56H77L76 59L78 58V56H80V57H81V56H84V60H86V61L89 63L90 66H91V65L93 66V70H94V65H96V66H97V65H101V66H104L105 69H107V68H106L107 66H108V67H112V66H109V64H110V65H112V64L114 65V63H112L113 61H116V62H117L118 57H120V58H119V61H121L120 59H122L121 56H118V57L116 58V57H115L116 55H115V56L112 55V56L110 57V53H111V51H113L114 49H116V48L118 47V45H120V46H121V49H123V47L125 46V44H126V42H127V41H125V44H124V42H122L124 32H127V33H128V36L131 38V40L133 39V41L130 42V38H129V42H130V44H128V43L126 44V45H129V46H126V47H128V51H129L132 55H134L137 51H139L138 48H139V46L141 45V43L135 41V39H134V38H135V37H134V32H135L134 30H135L136 28H139V29L142 28V27L145 28V26H146L145 23H150V24L153 25V20H157L158 23L162 25V26L159 25V26H160V27L158 26L159 28H158V27H155V26H154V28H153L152 25H151V27H152L151 29H153V31H154V30L156 31L155 36H154V34H152V30H149L148 32H149V34H150L151 36H154L155 43H157L156 45L159 46V47H162L163 49H165V48L167 49V48L170 46V47H169V50H172V49H173V48L171 49V44H172V42H174V39H176V37L179 36L180 33H182V31L179 32V30H178L177 26L175 25V23H174V24H173V23H172V24L167 23V21H166L167 18H166V19L164 18V17H166V16H165V13L162 12V11H161V12L159 11L161 8H166V9H167V8H168V9H169V8H175V9H176V8H177V7H176V5H177L176 3H177L178 0H114L115 2H112V3L110 2V3H111V4H109L110 6H108V3H107V5L104 4V7H103V5H102L101 8H104L102 11H100V9H99L97 6H96V8L99 9L98 11H95V10H97V9H95V7H94V9H93V6H94L93 3H94ZM107 1H108V0H107ZM110 1H111V0H110ZM184 1H185V0H184ZM187 1H188V0H187ZM206 1H207V0H206ZM209 1H212L211 3H213L214 0H209ZM216 1L218 2V0H216ZM220 1H223V0H220ZM224 1L226 2V4H228V7H227V8L225 7V10H220V8H221V7H220V8H219V11H218L217 8H218L219 5L216 3L215 5L212 4V6H216V5H218V6H217L213 11H211L210 8L207 7L209 3H206L207 5H204V3H203L204 6H206L207 8H209V11H208L207 8L204 9V8H205L204 6H203L202 9L207 10V12L210 13V15L207 14V13H199V12H196V11H195V8H194V9H193V10H194L193 12H191V13H187V14L181 16V17L177 20L176 23H177V25H179V24H181L182 22L188 21L189 24H190V21H189V20H193V18L195 19V17H198L199 19H198L197 22H200V25H201L202 28L204 29V35H201V36L199 35V36H196V37H198V38H200V39L207 40V41H208V39H210V38H208V36H209V35H212V34L214 35V37H216V34H220L221 37H223V38H225V39H226L227 37L229 38L230 34H231V35H232V34H236V37H237V39H238L237 41H235V42H233V41L230 42L231 40H230V41L228 40V41H226V42H223L224 45L227 44V47L225 46L226 49H227V48H230V49L235 48V49H237L238 46H242V44H240V42L242 43L244 40H247L248 37H250V36H251L252 39L254 40V41H253L254 43L260 41V37L257 35V31H256L257 28H256V29L253 28V27H254L253 24H252L253 21L250 20V18H249V16H248L249 9H250V10L253 9V8L251 7V5H250V4H248V6H245V5H244L246 9L244 8V9H242V11H239L240 8H241V7H240L241 4H242L243 2H245L246 0H234V2H231V1H233V0H231V1L229 0V2H228L227 0H224ZM250 1H251V0H250ZM252 1H254V0H252ZM23 2H29V3H31L32 5H35V4H38V5H39V4H43V3H46V2H50V3L52 4V6H51L52 11H51V16H50V18H49V19L47 18V20H45V18H44V20H42V18L40 17L39 19L42 20V22L39 23L38 21H40V20L36 21L37 19L35 20V18L33 17V14H28V13L26 14V13H25V11H26V9H27L28 7H27L25 10L23 9L24 12H21V11L18 9L19 7L17 8V6L14 5L15 3H23ZM96 2H95V3H96ZM105 2H106V1H105ZM180 2H181V1H180ZM180 2H179V3H180ZM188 2H189V1H188ZM197 2H198V1H197ZM202 2H203V1H202ZM202 2H201V4H202ZM204 2H205V1H204ZM113 3H114V5H112ZM185 3H186V2H185ZM193 3H194V4H193ZM193 3L191 2V3H187V4H188V6H190V7H195V6L197 5V4H195V0L193 1ZM245 3L247 4V2H245ZM86 4L89 5V6H88V7H85ZM91 4L93 5L92 7H91ZM183 4H184V3H183ZM187 4H185V6H186ZM243 4H244V3H243ZM21 5H22V4H21ZM26 5H27V4H26ZM47 5H48V4H47ZM47 5H46V6H47ZM87 5H86V6H87ZM14 6H16V7H14ZM105 6H106V7H105ZM171 6H172V7H171ZM224 6H225V5H224ZM159 7H161V8H159ZM178 7H179V6H178ZM183 7H184V5H183ZM183 7H182V8H183ZM196 7H197V6H196ZM198 7H199V6H198ZM238 7H239V10L236 11V9H237ZM23 8H25V7H23ZM187 8H188V7H187ZM251 8H252V9H251ZM39 9H40V8H39ZM39 9H38V10H39ZM166 9H165V10H166ZM175 9H174V11H175ZM196 9H197V8H196ZM202 9H201V11H203ZM38 10H37V12H38ZM170 10H171V9H170ZM172 10H173V9H172ZM172 10H171V11H172ZM182 10H183V9H182ZM185 10H186V9H185ZM176 11H177V10H176ZM176 11H175V12H176ZM179 11H180V10H179ZM34 12H36V11H34ZM34 12H33V13H34ZM39 13H40V14H41V13L43 14L44 12L39 11ZM37 14H38V13H37ZM42 14H41V15L38 14V15H39V16H42V17H45L44 14H43V15H42ZM104 15L106 16V18H105ZM176 15H177V14H176ZM196 15H197V16H196ZM34 16H35V14H34ZM39 16H35V17H39ZM174 16H175V15H174ZM177 16H178V15H177ZM220 16H221V18H220ZM219 18H220V19H219ZM173 19H174V18H173ZM171 20H172V19H171ZM199 20H200V21H199ZM253 20H255V19L253 18ZM255 21H256V20H255ZM258 21H259V19H258ZM37 22H38V23H37ZM134 22H135V23H134ZM193 22H194V21H193ZM197 22H195L196 25H198ZM263 22H264V21H263ZM263 22H262V23H263ZM154 23H155V22H154ZM156 23H157V22H156ZM158 23H157V24H158ZM185 23H186V22H185ZM254 23H255V22H254ZM256 23H258V22L256 21ZM256 23H255V24H256ZM260 23H261V22H260ZM260 23H259V24H260ZM182 24L184 25V23H182ZM3 25H5V26L7 25L8 27L4 28V27H2ZM154 25H156V24H154ZM187 25H188V24H187ZM185 27H186V26H185ZM188 27H189V26H188ZM191 27H192V26H191ZM147 28H148V27H147ZM149 28H150V27H149ZM193 28H194V26H193ZM258 28H259V27H258ZM139 29H138V30H139ZM180 29H182L181 26H180ZM189 29H190V28H189ZM196 29H197V28H196ZM140 30H141V29H140ZM183 30H185L184 27H183ZM197 30H198V29H197ZM257 30H258V29H257ZM141 31H142V30H141ZM185 31H186V30H185ZM187 31H189V30H187ZM190 31H191V30H190ZM190 31H189V32H190ZM200 31L203 32V30H200ZM142 32H145V31H142ZM146 32H147V31H146ZM193 32H194V31H193ZM202 32H201V33H202ZM138 33H139V32H138ZM183 33H185V32H183ZM191 33H192V32H191ZM197 33H199V32H197ZM193 34H194V33H193ZM182 35H184V34H182ZM185 35H186V36H185ZM185 35H184V38H183L184 40L182 39L183 36H181V38H179V39H182L183 42H186V41H185V37L188 38V37H187L188 35H187V34H185ZM194 35H195V34H194ZM194 35H193V37H194ZM126 36H127V35H126ZM56 37H63V38H65L64 40L67 41V43H68L67 47H63L64 49H61V47L58 48V50L61 49V50H59V51H58L57 49H56V50H57V51H56L54 48H53V49L51 48L52 50H54L55 52H57V54H55V52H53V51L50 50V45H49V43H51V41H53L54 38H56ZM209 37H210V36H209ZM211 37H212V36H211ZM214 37H212V38H214ZM245 37H246L247 39H245ZM251 37H250L249 39H251ZM152 38H153V37H152ZM189 38H190V37H189ZM194 38H195V37H194ZM206 38H207V39H206ZM127 39H128V38H127ZM137 39H139V38H137ZM214 39H215V38H214ZM252 39H251L250 41H252ZM3 40H4V41H5V40H6V41H7V40L9 41V43H8V47H7L6 45H3V43H2ZM125 40H126V39H125ZM146 40H147L148 42H147ZM146 40H144L145 44H146V42H147L146 49H147V48H150V47H151L150 45H152V47H153V45H155V44L151 43V40H152V39H150V40L146 39ZM177 40H178V39H177ZM186 40H187V39H186ZM212 40H213V39H212ZM212 40H210V41H212ZM221 40H222V39H221ZM4 41H3V42H4ZM57 41H58V40H57ZM101 41H103L102 44H99V45L96 44V43L101 42ZM175 41H176V40H175ZM219 41H220V40H219ZM238 41H239V42H238ZM250 41H249V42H250ZM28 42H29V45H27ZM120 42H122V43L120 44ZM141 42H143V41L141 40ZM149 42H150L151 44H150ZM178 42H182V41H181V40H178ZM197 42H198V41H197ZM199 42H200V41H199ZM201 42H202V40H201ZM221 42H222V41H221ZM221 42H219V44H220ZM247 42H248V41H247ZM247 42H246V41L243 42V47H244V44H245V47H246V45H248V47H249V45H250L251 43H249V42L247 43ZM4 43H5V42H4ZM30 43H31V44H30ZM56 43H57V42H56ZM137 43H139L140 45H138ZM148 43L150 44L149 46H148ZM207 43H208V42H207ZM207 43H206V44H207ZM209 43H210V42H209ZM213 43H214V42H213ZM238 43H239V44H238ZM254 43H252L251 46H252V45L255 46L256 43H255V44H254ZM54 44H55V43H54ZM57 44H58V43H57ZM57 44H56V46H57ZM142 44H143V43H142ZM145 44H143V46H144ZM174 44H175V46H176V44H178V43H174ZM190 44H191V43H190ZM196 44H197V43H196ZM198 44H200V43H198ZM203 44H205V42H204ZM219 44H218V45H219ZM104 45H105V47H104L105 49H106V47L108 48V46H109L110 49H109V48H108V49L111 50V51H110V52L108 51L107 53H103L102 51H103V50L105 51V49H103V50H101V49L103 48ZM106 45H108V46H106ZM122 45H123V47H122ZM156 45H155V46H156ZM179 45H180V43H179ZM184 45H185L184 47H186V45H189V44H184ZM192 45H193V44H192ZM192 45H189V46H192ZM209 45H216V43H215V44H212V43H211V44H209ZM209 45H208V46H209ZM5 46H6V48H7L6 50L4 49ZM51 46H52V45H51ZM120 46H119L118 48H120ZM143 46H140V47H143ZM173 46H174V45H173ZM180 46H181V45H180ZM189 46H187V47H189ZM194 46H196V45L194 44ZM216 46H217V45H216ZM220 46H222V45H220ZM220 46H219V49L221 48ZM52 47H53V46H52ZM58 47H59V46H58ZM144 47H145V46H144ZM184 47H183V51H184V49H185V51H186V48H184ZM202 47H203V46H202ZM202 47H198V48L201 49V52H200V56H201V58H202V56L204 57V56L206 55V53L209 54V53H208V52H209L208 48H205V47L202 48ZM210 47H212V46H210ZM217 47H218V46H217ZM217 47H216V49H217ZM26 48H27V50H26ZM118 48H117L116 50H114V51H120V50H118ZM153 48H156V47H153ZM157 48H158V47H157ZM162 48H161V49H162ZM181 48H182V47H181ZM191 48H192V47H191ZM191 48H190V50H191ZM196 48H197V46H196ZM213 48H214V47H212V49H213ZM223 48H224V47H222V49H223ZM240 48H241V49H240ZM250 48H251V47H250ZM250 48H247V49H250ZM125 49H127V48H125ZM140 49H142V48H140ZM144 49H145V48H144ZM146 49H145V50H146ZM163 49H162V50H163ZM166 49H165V50H166ZM188 49H189V48H188ZM193 49H194V48H193ZM193 49H192V50H193ZM235 49H234V51L236 52L237 50H235ZM239 49H240L239 52L242 51V47H239ZM100 50H101V52H100ZM147 50H149V49H147ZM174 50H175V49H174ZM177 50H178V49H177ZM177 50H176V51H177ZM180 50H181V49H180ZM198 50H199V49H198ZM198 50H197V51H198ZM244 50H245V49H244ZM90 51H91L92 53H93V51H94V52L96 51L95 54H93L94 56L91 55V52H90ZM106 51H107V50H106ZM106 51H105V52H106ZM114 51H113V52H114ZM121 51H122V50H121ZM125 51H126V50H125ZM128 51H127V52H128ZM160 51H161V50H160ZM166 51H167V50H166ZM185 51H184V52H185ZM187 51H188V50H187ZM210 51H211V50H210ZM215 51H216V50H215ZM222 51H223V50H222ZM245 51H246V50H245ZM247 51H250V50H247ZM247 51H246V52H247ZM51 52H52V53H51ZM87 52H88L90 55H87ZM97 52H98V53H97ZM113 52H112V53H113ZM140 52H141V51H140ZM140 52H139V53H140ZM148 52H149V51H147L146 53L148 54ZM174 52H175V51H174ZM174 52H173V53H174ZM191 52H192V51H191ZM224 52H225V51H224ZM224 52H223V53H224ZM243 52H244V51H243ZM24 53H25V54H24ZM96 53H97V54H96ZM120 53H121V52H120ZM139 53L137 52V54H139ZM143 53L145 54V52L142 51V55H143ZM153 53H156V51L153 52ZM163 53H164V52H163ZM180 53H181V52H180ZM186 53H188V52H186ZM195 53H196V49H195ZM201 53H202V54H201ZM225 53H226V52H225ZM244 53H245V52H244ZM263 53H264V52H263ZM23 54H24V55H23ZM108 54H109V55H108ZM169 54H170V52H169ZM171 54H172V52H171ZM171 54H170V55H171ZM181 54H182V53H181ZM181 54H180V55L178 54V55L181 56ZM189 54H190V53H189ZM227 54H228V53H227ZM8 55H9V54H8ZM95 55H96V56H95ZM149 55H151V52H150ZM152 55H153V54H152ZM161 55H162V53H161ZM165 55H166V54H165ZM165 55H164V56H165ZM175 55H176V54H175ZM175 55H174V57H175ZM178 55H177V56H178ZM211 55H212V54H211ZM219 55H220V54H219ZM219 55H218V56H219ZM223 55H224V54H223ZM22 56H21L20 58H22ZM134 56H135V55H134ZM159 56H160V55H159ZM159 56H158V57H159ZM162 56H163V55H162ZM164 56H163V57H164ZM196 56H198V54H197ZM242 56H246V54H245V55H242ZM242 56H241V58H242ZM8 57L6 56V58H8ZM71 57H69V58H71ZM108 57H109V58H108ZM113 57H115L114 60H113ZM149 57H151V56H149ZM149 57H148V58H149ZM153 57H154V56H153ZM163 57H162V58H163ZM167 57H168V56H167ZM169 57L171 58V56H169ZM169 57H168V58H169ZM185 57L187 58V56H185ZM190 57H191V55H190ZM192 57L194 58L193 54H192ZM211 57H212V58H215V57H213V56H211ZM220 57H222V54H221V56H219V58H220ZM225 57L227 58V55H225ZM228 57H230V56H228ZM250 57L252 58L253 56H250ZM263 57H264V56H263ZM6 58H4V59L2 58V61H3V62H7ZM20 58H19V59H20ZM136 58L140 59L138 56H137ZM141 58H143V57H141ZM146 58H147V57H146ZM162 58H161V59H162ZM181 58H182V57H181ZM186 58H185V59H186ZM198 58H199V60H200V57H198ZM198 58H194V59L196 60V59H198ZM209 58H210V57H209ZM209 58H208V59H209ZM234 58H236V57H234ZM237 58H238V57H237ZM244 58H245V57H244ZM246 58L248 59V56H247ZM251 58H250V59H251ZM253 58H254V57H253ZM253 58H252V59H253ZM22 59H23V58H22ZM22 59H20V60H22ZM61 59H62V60H60V61H62V62H64V60L66 61V58H65L64 60H63V58H61ZM76 59H75V61H76ZM116 59H117V60H116ZM138 59H137V60H138ZM159 59H160V57H159ZM164 59H165V57H164L162 60L164 61ZM171 59H172V58H171ZM171 59H170V60H171ZM175 59H176V57H175ZM178 59H179V57H178ZM178 59H176V60H178ZM187 59H188V58H187ZM187 59H186L185 61H187ZM190 59H192V58H190ZM194 59H192V60H194ZM217 59H218V57H217ZM224 59H225V58H223V60H221V59H218V60L224 61ZM242 59H243V58H242ZM5 60H6V61H5ZM28 60H27V61H28ZM68 60H69V59H68ZM78 60H79V59H78ZM78 60H77V61H78ZM112 60H113V61H112ZM140 60H141V59H140ZM146 60H147V59H146ZM156 60H157V59H156ZM156 60H152V63H154L153 61H156ZM168 60H169V59H168ZM182 60L184 61V58L181 59V62H182ZM192 60H191V61H192ZM206 60H207V58H206ZM212 60H213V59L210 58V60H209V61L207 60L208 62H206V63H209V65H210V64L212 63ZM226 60H227V59H226ZM245 60H246V59H245ZM253 60L256 62V58L253 59ZM259 60H260V59H259ZM22 61H23V60H22ZM27 61H26V62H27ZM60 61H59V62H60ZM111 61H112V62H111ZM141 61H142V60H141ZM165 61H166V60H165ZM171 61H172V60H171ZM188 61H190V60H188ZM191 61H190V62H191ZM214 61H216V59L213 60V62H214ZM228 61H229V60H228ZM242 61H244V60H242ZM248 61H249V64H250V60H248ZM251 61H252V60H251ZM70 62H71V61H70ZM110 62H111L112 64H111ZM134 62H135V61H134ZM150 62H151V61H150ZM156 62H157V61H156ZM158 62H159V61H158ZM172 62H174V60H173ZM175 62H176V64H174L175 67H174V66H172V67L175 68V69L180 68V65H181L182 63L179 61L181 64L179 63L180 65L176 68L178 62H177V61H175ZM226 62H227V61H226ZM246 62H247V60H246ZM257 62H258V61H257ZM262 62H264V61H262ZM9 63H8V64H9ZM60 63H61V62H60ZM117 63H118V62H117ZM160 63H162V61H161ZM186 63H187V62H186ZM201 63H205V62H201ZM224 63H225V62H224ZM0 64H3V63L1 62ZM8 64H7V65H8ZM19 64H20V66H21L22 63H19ZM27 64H28V63H27ZM27 64H26V65H27ZM34 64H33V65H34ZM50 64H51L52 66H51ZM77 64H78V63H77ZM84 64H85V61H84ZM141 64H143V63H141ZM144 64H145V63H144ZM144 64H143V66L137 64L138 66L136 67V69H134V66H133L134 72H136L137 69H138V70H142V71H144V73H143V75H144L145 72H147L148 69L151 70V68H148V69L146 70V68L144 67V66H145ZM156 64H157V63H156ZM220 64H221V63H220ZM225 64H226V63H225ZM233 64H234V63H233ZM233 64H232V66H230V67L233 68L234 65H236V64H234V65H233ZM255 64H257V63H255ZM259 64H260V63H259ZM12 65H14V64H12ZM26 65H25V66H26ZM58 65H59V64H58ZM60 65H61V64H60ZM62 65H63V64H62ZM68 65H69V63H68ZM71 65H72V64H71ZM81 65H82V64H81ZM87 65H88V64H87ZM115 65H117V64H115ZM127 65H128V64H127ZM127 65H126V66H127ZM152 65H153V64H151L150 67H151ZM154 65H155V64H154ZM164 65L166 66V65H169V64H168V63H165ZM194 65H195V63H193V66H194ZM253 65H254V64H253ZM5 66H6V65H5ZM9 66H11V65H9ZM9 66H8V67H9ZM17 66H18V65H17ZM63 66H64V65H63ZM65 66H66V64H65ZM72 66H73V65H72ZM90 66H87L88 68L86 67L87 69H89V72H90V69H92V67H90ZM119 66H120V65H119ZM147 66H148V65H147ZM157 66L160 67L159 64H158V65H155V66H153V67H156V68H157ZM161 66L163 67V65H161ZM197 66H198V67H197ZM249 66H251V64H250ZM12 67H13V66H12ZM18 67H19V66H18ZM27 67H28V66H27ZM56 67H59V66L56 65ZM56 67H54V68H53V67H52V68H49V69H50L49 71H51V69H53L52 71L54 72V74H55V72H57V75H58V74H59L58 71H56V70L54 71V69H56ZM60 67H61V66H60ZM97 67H98V66H97ZM99 67H100V66H99ZM123 67H124V65H123ZM159 67H158V68H159ZM162 67H160V71H161V68H162ZM200 67H202V66L200 65ZM1 68H2V67H1ZM5 68H6V67H5ZM5 68H4V69H5ZM31 68H32V67H31ZM63 68H64V67H63ZM68 68H69V67H68ZM74 68H75V67H74ZM129 68H131V67H129ZM144 68H145V69H144ZM163 68L166 70V67H163ZM226 68H227V66H226ZM247 68H248V66H247ZM249 68H250V67H249ZM4 69H3V70H4ZM10 69H11V68H10ZM10 69H9V70H10ZM16 69H17V68H16ZM16 69H15V71H16ZM59 69H60V68H58V70H59ZM77 69H78V68H77ZM87 69H86V70H87ZM117 69H118V65H117ZM133 69H131V70H133ZM175 69H174V70H175ZM181 69H183V67H182ZM181 69H180V70H181ZM206 69H207V68H206ZM219 69L221 70L220 67H219ZM251 69H253V67H251ZM254 69H255V68H254ZM254 69H253V70H254ZM12 70H13V69H12ZM12 70H11V72H12ZM17 70H18V69H17ZM26 70H27V69H26ZM32 70H33V69H32ZM73 70H74V69H73ZM86 70H84V71L87 72V73H86V74H87L86 78H88V77H89V76H88V70H87V71H86ZM93 70H91V71H93ZM109 70H110V68H109ZM109 70H106V72L109 73V72H108ZM114 70H115V69H114ZM119 70H120V69H118V71H119ZM122 70H123V69H122ZM125 70H127V68H126ZM131 70H128V73L132 72ZM152 70H153V69H152ZM192 70L195 72V75H196V74H199V73L201 72V68H199V64H198V65L196 64V67L194 66V67L192 68ZM233 70H234V68H233ZM235 70H236V69H235ZM241 70H242V69H241ZM0 71H1V70H0ZM5 71H6V69H5ZM13 71H14V70H13ZM18 71H19V70H18ZM64 71H66V69H65ZM84 71H83V73L85 74ZM118 71H117V72H118ZM129 71H130V72H129ZM158 71H159V70H158ZM162 71H163V70H162ZM175 71H176V70H175ZM178 71H179V70H178ZM178 71H176V72H178ZM222 71H224V69H223ZM225 71H226V70H225ZM256 71H257V70H256ZM11 72H10V73H11ZM27 72H28V70L26 71V73H27ZM29 72H30V70H29ZM34 72H33V74H34ZM98 72L101 73L100 71H98ZM106 72H105V74H106ZM122 72H123V71H122ZM138 72H139V71H138ZM163 72H164V71H163ZM166 72H168V71H166ZM182 72H183V70H182ZM182 72L179 71L180 74H181ZM185 72H186V71H185ZM208 72H209V71H208ZM219 72H220V71H219ZM226 72H227V71H226ZM234 72H235V71H234ZM244 72H245V71H244ZM261 72H262V71H261ZM0 73L2 74V72H0ZM18 73H21V75H22V72L19 71ZM24 73H25V72H24ZM24 73H23V74H24ZM38 73H39V74H38ZM65 73H67V72H65ZM91 73H93V72H91ZM91 73H89V74L91 75ZM102 73H103V71H102ZM113 73H116V70H115V72L113 71ZM118 73H119V72H118ZM136 73H137V72H136ZM150 73H151V72H150ZM255 73H257V72H255ZM262 73H263V72H262ZM27 74H28V73H27ZM48 74H49V72H48ZM68 74H69V72H68ZM71 74H72V73H71ZM121 74H122V73H121ZM123 74H124V73H123ZM125 74H126V72H125ZM132 74H133V72H132ZM137 74L139 75V73H137ZM167 74H168V73H167ZM170 74H171V73H170ZM224 74H225V73H224ZM226 74H228V73H226ZM3 75H4V74H2L1 76H3ZM13 75H14V74H13ZM19 75H20V74H19ZM39 75H40V77H39ZM43 75H44V76H43ZM49 75H50V74H49ZM52 75H53V73H52ZM73 75H74V74H73ZM75 75H77V74H75ZM80 75H81V74H80ZM107 75H108V74H107ZM129 75H130V74H129ZM138 75H137V76H138ZM140 75H142V74H140ZM145 75H146V74H145ZM149 75H151V74H149ZM172 75H173V74H172ZM177 75H179V74H177ZM260 75H261V73H260ZM262 75L264 76V74H262ZM28 76H29V74H28ZM28 76H27V77H28ZM53 76H54V75H53ZM70 76H71V75H70ZM93 76H94V75H93ZM93 76H92V77H93ZM95 76H96V75H95ZM95 76H94V78H95ZM99 76H100V75H99ZM113 76H114V74H113ZM125 76H126V75H125ZM130 76H131V75H130ZM132 76H133V77H132ZM132 76H131L132 79H134V78H138V79H140L139 81L137 80V83H139L138 85H137V83L135 82V79H134V81H133V80H131V81H132V82H135L136 84H134V83H132V84L136 85L137 87L139 86V88H141V87L143 86V85H142V82H141V77H142V76H141L140 78L137 77V76H135V74L132 75ZM147 76H148V75H147ZM162 76H163V75H162ZM162 76L159 75V78H160L159 80H162V79H163V78H161ZM4 77H5L4 80H6V75H5ZM10 77H11V76H10ZM19 77H20V76H19ZM19 77H18V78H19ZM25 77H26V76H25ZM25 77H23V79H24ZM71 77H72V76H71ZM71 77H70V78H71ZM83 77H85V76H83ZM92 77H91V78H92ZM111 77H112V76H110L109 78H111ZM119 77H120V75H119ZM119 77H118V76L116 77L117 80L119 79ZM122 77H123V76H122ZM122 77H121V78H122ZM127 77H128V76H127ZM170 77L172 78L173 76H170ZM177 77H178V76H176V78H177ZM187 77H188V75H187ZM196 77H197V75H196ZM202 77H203V76H202ZM226 77H227V76H226ZM259 77H260V76H259ZM259 77H257V74L251 76V77L249 78V80H248V81H249L248 83H249V87H250V89L254 91V94H255L257 97L261 98V100H263V102H264V85H262L261 82H260V78H261L262 76H261L260 78H259ZM2 78H3V77H2ZM16 78H17V77H16ZM37 78H38V79H37ZM42 78H41V79H42ZM55 78H56V74H55ZM55 78H53V79H55ZM63 78H64V80H65L66 77L63 76ZM70 78H69V79H70ZM81 78H82V77H81ZM91 78H88L89 81H90ZM94 78H93V79H94ZM97 78H98V75H97ZM103 78H104V77H103ZM121 78H120V80L123 81V79H121ZM125 78H126V77H125ZM143 78H144V77H143ZM171 78H169V79H171ZM176 78H175V79H176ZM208 78H209V77H208ZM212 78H213V77H212ZM218 78H219V77H218ZM12 79H13V78H12ZM12 79H11V82H12ZM29 79H32V78H29ZM50 79H51V78H50ZM53 79H52V80H53ZM59 79L61 80V77H60ZM59 79H58V80H59ZM93 79H92V81H93ZM149 79H150V78H149ZM157 79H158V78H157ZM157 79H156V80H157ZM175 79H174V80H175ZM189 79H190V78H189ZM194 79H196V78H194ZM209 79H210V78H209ZM224 79H225V78H224ZM2 80H3V79H2ZM33 80H34V79H33ZM56 80H57V79H56ZM64 80H63V81L61 80V81H62V86H65V85H64V84H65ZM70 80H71V79H70ZM106 80H108L107 83H109V79H106ZM120 80H119V82H120ZM125 80H126V79H125ZM187 80H188V79H187ZM191 80H192V78H191L190 80H188V81H191ZM200 80H201V82L204 83V81H202L201 78H200ZM233 80H234V79H233ZM13 81H14V80H13ZM19 81H20V80H19ZM24 81H27V79L25 78ZM31 81H32V80H31ZM72 81H73V80H72ZM92 81H91V82H92ZM94 81H95V80H94ZM98 81H99V80H98ZM115 81H116V80H115ZM146 81H147V80H146ZM150 81H151V79H150ZM180 81H181V80H180ZM184 81H185V80H184ZM192 81H193V80H192ZM194 81L197 82V80H194ZM222 81H223V80H222ZM237 81H238V80H237ZM1 82H2V81H1ZM5 82H6V81H5ZM5 82H3V83H5ZM21 82H22V80H21ZM32 82H34V81H32ZM32 82H31L30 84H32ZM75 82L77 83V80L74 81V85L76 84ZM96 82H97V80H96ZM111 82H112V81H111ZM111 82H110V83H111ZM123 82H124V81H123ZM156 82L158 83L159 81H158V80L155 81V83L153 84V87L156 86V85H155ZM173 82H174V81H173ZM176 82L178 83V81H176ZM176 82H175L174 84H176ZM185 82H186V81H185ZM253 82H255V85H254ZM13 83H14V82H13ZM44 83H45V82H44ZM46 83H47V81H46ZM46 83H45V86L47 87ZM101 83H102V82H101ZM105 83H106V82H105ZM107 83H106V84H107ZM143 83H144V82H143ZM197 83H198V82H197ZM231 83H232V81H231ZM6 84H7V82H6ZM8 84H9V82H8ZM14 84H15V83H14ZM16 84H18V83H16ZM83 84H84V83H83ZM98 84H99V82H98ZM119 84H120V83H119ZM161 84H163L162 81L160 82L159 85H161ZM178 84H179V83H178ZM186 84H187V86L189 85L188 82H187ZM225 84H226V83H225ZM225 84H223V82H222L221 84H219V86H220V85L224 86ZM4 85H5V84H4ZM19 85H20V84H18V86H19ZM36 85H35V87H36ZM58 85H59V84H58ZM77 85H78V86H77ZM77 85H76V86L79 88V83H78ZM93 85H94V83H93ZM99 85H100V84H99ZM109 85H111V84H109ZM134 85H133V87H134ZM179 85H181V83H180ZM183 85H184V83H183ZM183 85H182V86H183ZM204 85H205V83H204ZM206 85H207V84H206ZM15 86H16V85H15ZM60 86H61V85H60ZM68 86H69V85H68ZM94 86H95V85H94ZM112 86L114 87L115 85H112ZM121 86H122V85H121ZM136 86H135V88H136ZM163 86H164V85H163ZM173 86H174V85H173ZM189 86L191 87L192 85H189ZM202 86H203V85H202ZM222 86H221V87H222ZM2 87H3V85H2ZM2 87H1V88H2ZM27 87H28V85H27ZM29 87H31V86H29ZM33 87H34V85H33ZM46 87H45V89H47V90H50V89H51V88L48 89V88H46ZM48 87H49V86H48ZM55 87H56V86H55ZM58 87H59V86H58ZM66 87H67V85H66ZM66 87H62V88H64V90H65ZM74 87H75V86H74ZM74 87H73V88H74ZM82 87H83V86H82ZM82 87H81V88H82ZM89 87H90V86H89ZM96 87H97V86H96ZM123 87H127L126 89H129V88H130V90H131V86H129V85H128V86L125 85V86H123ZM123 87H122V88H123ZM160 87H161V86H159V88H160ZM193 87L195 88V86H193ZM193 87H192V88H193ZM196 87H197V86H196ZM200 87H201V86H200ZM203 87H204V86H203ZM203 87H201V88L203 89ZM217 87H218V86H217ZM1 88H0V89H1ZM3 88H4V87H3ZM13 88H15V87H13ZM43 88H44V86H43ZM43 88H41L42 91H43ZM60 88H61V87H59V89H60ZM97 88L99 89V87H97ZM104 88H105V87H104ZM114 88H115V87H114ZM116 88H117V90L119 89V87H116ZM120 88H121V87H120ZM122 88H121V89H122ZM150 88H151V87H150ZM159 88H158V89H159ZM162 88L164 89L165 87H162ZM166 88H167V89L169 88L168 85H167ZM182 88H183V87H182ZM188 88H189V87H188ZM197 88H198L197 91H200V90H201V89L199 90V87H197ZM205 88H206V87H205ZM205 88H204V89H205ZM207 88H208V87H207ZM207 88H206V90H207ZM212 88H214L213 90H215V87H212ZM233 88H234V87H233ZM10 89H12V88L10 87ZM23 89H24V88H23ZM36 89H37V88H35V90H36ZM59 89H58V90H59ZM68 89H70V88H68ZM74 89H75V88H74ZM88 89H89V88H88ZM94 89H95V87H94ZM109 89L112 90L111 87H110ZM126 89H125V90H126ZM153 89H154V88H153ZM163 89H161V90L163 91ZM171 89L173 90V88H171ZM204 89H203V91H204ZM210 89H211V88H210ZM2 90H3V89H2ZM35 90H34V91H35ZM37 90H39V88H38ZM52 90H54V88H53ZM56 90H57V88H56ZM56 90H54L55 93L58 92V90H57V91H56ZM60 90H61V89H60ZM72 90H73V89H72ZM89 90H90V89H89ZM89 90H88V92H87V91H86V92L90 94V92H92V90H93V87H92V89H91L90 92H89ZM119 90H120V89H119ZM161 90H160V92H161ZM189 90H190V88H189ZM191 90H194V89H191ZM208 90H209V88H208ZM213 90H211L210 95L213 93V92H212ZM230 90H232V88H231ZM12 91H16V90L13 89ZM12 91H11V92H12ZM34 91L32 90V91H30V92H32V94H33ZM50 91H51V90H50ZM67 91H68V90H66L65 92H67ZM70 91H71V89H70ZM76 91H77V90L75 89V92H76ZM84 91H85V90H84ZM84 91L81 90V91H79V92H83V93H84ZM108 91H109V92H108ZM108 91H103V90H98V91H97V90H96L95 93H92V94H93L92 96L94 97V100H95V101H97V102L99 101L100 103H102L103 100H105L106 97H107L106 92L111 93L110 90H108ZM112 91H113V90H112ZM122 91H124V90L122 89ZM127 91H128V90H127ZM150 91H151V93H153V92L155 93V92H156V93L158 94L157 89H156V91H153V90H150ZM150 91H149V89H148V92H150ZM152 91H153V92H152ZM164 91H165V89H164ZM164 91H163V92H164ZM167 91H169V90H167ZM184 91H185V88H184ZM184 91H183V92H184ZM226 91H227V90H226ZM232 91H233V90H232ZM240 91H241V90H240ZM240 91H239V92H240ZM247 91H248V90H247ZM249 91H250V90H249ZM11 92H10V93H11ZM16 92H17V91H16ZM23 92H24V91H23ZM27 92H29V91H27ZM27 92H26V93H27ZM40 92H41V91H40ZM45 92H47V91H45ZM62 92H63V91H61V93H62ZM79 92H76L77 94L74 93V95H76V98H77ZM113 92H114V91H113ZM117 92H119V91H117ZM124 92H125V91H124ZM124 92H123V93H124ZM131 92H133V91L131 90ZM138 92H139V89H138ZM146 92H147V91H146ZM169 92H170V91H169ZM183 92H182V93H183ZM187 92H188V91H187ZM189 92H190V91H189ZM208 92H209V91H208ZM230 92H231V91H230ZM43 93H44V92H43ZM43 93H42V94H43ZM48 93H49V92H48ZM55 93H53V94H55ZM67 93H68V92H67ZM67 93H66V94H67ZM87 93H85V94L88 95ZM135 93H136V92H134V94H135ZM167 93H168V92H167ZM185 93H186V91H185ZM185 93H184V94H185ZM222 93H223V92H222ZM222 93H221V94H222ZM235 93H237V91H235ZM240 93H241V92H240ZM6 94H7V93H6ZM6 94H5V95H6ZM14 94H15V93H14ZM27 94H28V93H27ZM32 94H31V95H32ZM34 94H35V93H34ZM34 94H33V96H34ZM37 94H38V93H37ZM46 94H47V93H46ZM50 94H51V92H50ZM56 94H57V93H56ZM58 94H59V92H58ZM71 94H72V92H71ZM71 94H70V95H71ZM85 94H84V100H85ZM117 94H118V93H117ZM117 94H116V95H117ZM124 94H126V93H124ZM127 94H129V93H127ZM134 94H133V93L131 94V95H132V99H135V98L133 97ZM136 94H137V93H136ZM136 94H135V96H136ZM164 94H165V92H164ZM170 94H171V92H170ZM170 94H169V95H170ZM200 94H201V93H200ZM200 94H199V95H200ZM202 94H204V93H202ZM223 94H224V93H223ZM228 94H229V92H228ZM237 94H238V93H237ZM241 94H242V93H241ZM241 94H240V95H241ZM244 94H245V93H244ZM8 95H9V94H8ZM28 95H29V94H28ZM48 95H49V94H48ZM59 95L61 96V98H62V97L65 98V96H64V92L62 93V95H61V94H59ZM81 95H82V93H81ZM81 95L79 94V96L83 98V95H82V96H81ZM90 95H91V94H90ZM118 95H119V94H118ZM120 95H121V93H120ZM151 95H152V94H150L149 96H151ZM155 95H156V94H155ZM158 95H159V94H158ZM158 95H157V97H158ZM186 95H187V93H186ZM238 95H239V94H238ZM10 96H11V95H10ZM16 96L19 97L20 95H16ZM16 96H15V97H16ZM23 96H24V95H23ZM33 96H31V97H33ZM54 96L56 97V95H54ZM57 96H58V95H57ZM60 96H59V97H60ZM68 96H69V95H68ZM68 96H66V98H67ZM88 96H89V95H88ZM122 96H125V95H122ZM147 96H148V95H147ZM153 96H154V95L151 96V99L153 98ZM175 96H176V94H175ZM187 96H188V95H187ZM202 96H203V95H202ZM202 96H201V97H202ZM11 97H12V96H11ZM41 97H42V98H40V96H39L40 100L44 99L46 96L44 97V96L42 95ZM59 97H58V98H59ZM73 97H74V96H73ZM90 97H91V96H90ZM129 97H130V96H129ZM145 97H146V96H145ZM189 97H190V96H189ZM201 97H199V98H201ZM204 97H205V96H203V98H204ZM222 97H223V96H222ZM224 97L227 98L226 93H225ZM6 98H7V97H6ZM12 98H13V97H12ZM19 98H21V97H19ZM27 98L30 99V96H28V97L26 96V98L24 99L23 102H25V100H26ZM39 98H38V99H39ZM46 98H47V97H46ZM53 98H54V97H53ZM64 98H63V99H64ZM82 98H81V99H82ZM88 98H89V97H88ZM102 98H103V99H102ZM110 98H111V97H110ZM125 98H126V97H125ZM127 98H128V97H127ZM142 98H143V96H142ZM142 98H141V100H142ZM154 98H155V97H154ZM159 98H160V95H159ZM197 98H198V96H197ZM199 98H198V99H199ZM203 98H201V99H203ZM220 98H221V97H220ZM13 99H15V101H13V102H14V103H17V102H16V99H17V98H13ZM78 99H79V98H78ZM86 99H87V98H86ZM91 99H92V98H91ZM130 99H131V98H130ZM151 99H150V101H151ZM155 99H156V98H155ZM174 99H175V98H174ZM174 99H173V100H174ZM176 99H177V98H176ZM201 99H200V100H201ZM8 100H9V99H8ZM20 100H21V99H20ZM20 100H17V101L21 102ZM33 100H34V99L32 98V101H33ZM36 100H37V98H36ZM48 100H49V97H48ZM48 100H47V101H48ZM51 100H52V99H51ZM76 100H77V99H76ZM76 100H75V101H76ZM94 100H92V102H94ZM110 100H111V99H110ZM135 100H137V99H135ZM141 100L138 101V102L142 103ZM145 100H147V99L145 98ZM145 100H144V101H145ZM178 100H179V99H178ZM196 100H197V99H196ZM221 100H225V99L221 98ZM228 100H229V98H228ZM4 101H5V99H4ZM4 101H3V99L1 98V102H0V104H1L2 107L4 106V105H2ZM9 101H10V100H9ZM11 101H12V100H11ZM32 101H31V102H32ZM34 101H35V100H34ZM34 101H33V103H34V105H35L36 103H35ZM43 101L45 102V104H44V106H45L46 103H47V101H45V100H43ZM43 101H42V102H43ZM49 101H50V100H49ZM49 101H48V102H49ZM64 101H66V100H64ZM77 101H78V100H77ZM85 101H86V100H85ZM87 101H88V100H87ZM127 101H128V100H127ZM132 101H133V100H132ZM157 101H158V100H157ZM179 101H181V100H179ZM219 101H220V100H219ZM250 101H251V100H250ZM5 102H6V101H5ZM23 102H22V103H23ZM42 102H41V103H42ZM50 102H51V101H50ZM50 102H49V103H50ZM52 102H54V101H52ZM82 102L84 103V101H82ZM116 102H117V101H116ZM116 102H115V104H114V102H113V103L111 102V103H112L114 106H116V104H117ZM125 102H126V99H125ZM135 102H136V101H135ZM151 102H153V101H151ZM154 102H156V100H154ZM176 102H177V101H176ZM192 102H193V100H192ZM194 102H195V101H194ZM222 102H223V101H222ZM224 102H225V104H226L227 100H225ZM7 103H10V102H7ZM27 103H28V101H27ZM27 103H26V104H27ZM33 103H32V104H33ZM41 103H40V104H41ZM66 103H67V102H66ZM66 103H65V104H66ZM71 103H75V102H71ZM76 103H77V102H76ZM76 103H75V104H76ZM80 103H81V102H79V103L76 104V105H79ZM86 103H90V100H89L88 102H86ZM107 103H109V102H107ZM111 103H110V104H111ZM133 103H134V102H133ZM136 103H137V102H136ZM147 103H148V102H147ZM172 103H173V105H174L175 101H174V102L172 101ZM178 103H182V102H177V104H178ZM184 103H185V101H184ZM184 103H183V104H184ZM186 103H187V102H186ZM186 103H185V104H186ZM206 103H207V102H206ZM218 103H220V102H218ZM4 104H6V103H4ZM26 104H24V105H26ZM30 104H31V103H30ZM30 104H29V105H30ZM37 104H38V103H37ZM40 104H39V106H40V110H41L43 104H42V105H40ZM50 104H53V103H50ZM96 104H98V103H96ZM102 104H103V103H102ZM130 104H131V103H130ZM142 104H144V103H142ZM150 104H151V103H150ZM185 104H184V106H185ZM198 104H199V103H198ZM198 104H196V105H198ZM202 104H203V102H202ZM210 104H211V103H210ZM210 104H209V105H210ZM225 104H224V105L222 104V105L225 106ZM259 104H260V103H259ZM8 105H9V104H8ZM13 105H14V104H13ZM16 105H17V104H16ZM19 105H20V103H19ZM34 105H33V106H34ZM53 105H54V104H53ZM62 105H63V103H62ZM69 105H70V102H69ZM69 105H68V106H69ZM82 105H84V104H82ZM93 105H94V104H93ZM93 105H92V106H93ZM98 105H99V104H98ZM113 105H112V106H113ZM131 105H132V104H131ZM133 105H134V104H133ZM162 105H163V104H162ZM162 105H161V106H162ZM179 105H180V104H179ZM181 105H182V104H181ZM190 105H191V104H190ZM190 105H189V106H190ZM204 105H206V104H204ZM209 105H208V106H209ZM251 105H252V104H251ZM14 106H15V105H14ZM14 106H13V107H14ZM17 106H18V105H17ZM31 106H32V105H31ZM36 106H37V105H36ZM46 106H47V108H48V105H46ZM58 106L61 107L60 105H58ZM64 106H65V105H64ZM68 106H67V107H68ZM71 106H73V105L71 104L70 107H71ZM86 106H89V105H86ZM86 106H85V107H86ZM99 106H100V105H99ZM99 106H98V108H99ZM105 106H106V105H105ZM105 106H103V107H105ZM107 106H108V105H107ZM136 106H137V105H136ZM177 106H178V105H177ZM200 106H201V105H198V108H199ZM212 106H213V104H212ZM212 106L210 105L211 108H212ZM227 106H228V107H231V108L233 107V102L231 101V96H230V100H229L228 103H227ZM8 107L11 108L10 105H9ZM13 107H12L11 109H13ZM20 107H21V106H20ZM37 107H38V106H37ZM37 107H36V108H37ZM49 107H50V109L53 110V108H51V105H50ZM56 107H57V105H56ZM56 107H55V108H56ZM62 107H63V106H62ZM70 107H69V108H70ZM74 107L76 108V106H74ZM74 107H73V108H74ZM93 107H94V106H93ZM95 107L97 108L96 105H95ZM95 107H94V108H95ZM103 107H102V108H103ZM123 107H124V106H123ZM123 107H121V108L123 109ZM158 107H159V106H158ZM182 107H183V106H182ZM187 107H188V106H187ZM190 107H191L190 109H192V106H190ZM228 107H227V108H228ZM0 108H1V107H0ZM21 108H22V107H21ZM25 108L27 109V107H25ZM25 108H23V109H25ZM31 108H32V107H31ZM34 108H35V107H34ZM34 108H33V109H34ZM47 108H46V109H47ZM55 108H54V109H55ZM65 108H66V107H65ZM69 108L66 109V111L69 110ZM71 108H72V107H71ZM78 108H79V106H78ZM81 108H84V107H80L79 109H81ZM86 108H87V107H86ZM88 108H89V107H88ZM91 108H92V107H91ZM94 108H93V109H94ZM110 108H111V106H110ZM114 108H115V107H114ZM114 108H113V109H114ZM118 108H120V107H118ZM132 108H134V107H132ZM144 108H145V106H144ZM162 108H163V107H162ZM171 108H172V107H171ZM183 108H184V107H183ZM195 108H196V106H195ZM195 108L193 107V109H195ZM205 108H206V107H205ZM205 108H204V109H205ZM225 108H226V107H225ZM237 108H238V107H237ZM239 108H240V107H239ZM5 109H6V108H5ZM43 109H44V108H43ZM50 109H49V110H50ZM76 109H77V108H76ZM84 109H85V108H84ZM107 109H108V108H107ZM116 109H117V108H116ZM134 109H135V108H134ZM134 109H131V110L135 111ZM137 109L140 110V108H138V107H137ZM137 109H136V110H137ZM145 109H146V108H145ZM156 109H157V108H156ZM160 109H161V108H160ZM185 109H186V107H185ZM196 109H197V108H196ZM206 109H207V108H206ZM206 109H205V110L200 109V110H202V111H206ZM254 109H255V108H254ZM14 110H15V107H14ZM28 110H29V109H27L26 111H28ZM31 110H32V109H31ZM36 110H37V109H36ZM44 110H45V109H44ZM52 110H50V111H52ZM60 110H63V109L61 108ZM60 110H59V111H60ZM89 110H90V109H89ZM89 110H88V111H89ZM91 110H92V109H91ZM120 110H121V109H120ZM123 110H124V109H123ZM131 110L129 111L130 113H131ZM139 110H138V111H139ZM161 110H162V109H161ZM169 110H170V109H169ZM169 110H168V111H169ZM186 110H189V109H186ZM220 110H221V109H220ZM225 110H226V109H224V112H226ZM246 110H247V109H246ZM9 111H10V110H8V112H9ZM11 111H12V110H11ZM11 111H10V112H11ZM26 111H24V112H26ZM32 111H35V110H32ZM32 111H31V112H32ZM38 111H39V110H38ZM45 111H46V110H45ZM84 111H85V110H84ZM84 111H83V112H84ZM88 111H87V113H88ZM114 111H115V109H114ZM121 111H122V110H121ZM121 111H120V112H121ZM164 111H165V110H164ZM164 111H161V113L164 112ZM196 111H197V110H196ZM196 111H195V112H196ZM221 111H222V110H221ZM228 111H229V110H228ZM228 111H227V112H228ZM3 112L5 113V111H3ZM10 112H9V113H10ZM12 112H13V111H12ZM12 112H11V114H12ZM68 112H69V111H68ZM68 112H67L66 114H68ZM72 112H73V111H72ZM89 112H90V111H89ZM94 112H95V110H94ZM110 112H111V111H110ZM117 112H118V111H117ZM135 112H136V111H135ZM148 112L150 113V111H148ZM195 112H193L192 115H194ZM199 112H200V111H199ZM222 112H223V111H222ZM224 112H223V113H224ZM0 113H1V112H0ZM6 113H7V112H6ZM9 113H8V114H9ZM13 113H14V112H13ZM21 113H22V112H21ZM47 113H48V111H47ZM57 113H58V111L56 112V114H57ZM96 113H97V112H96ZM96 113H94V115H95ZM121 113H123V111H122ZM121 113H120V115H122ZM149 113H148V114H149ZM164 113H165V112H164ZM180 113H181V112H180ZM1 114H2V113H1ZM11 114H10V115H11ZM23 114H24V113H23ZM23 114H21V115H23ZM66 114H65V112L63 113V115H64L63 118H65V115H66ZM88 114H89V113H88ZM118 114H119V113H118ZM141 114H142V112H141ZM143 114H144V113H143ZM143 114H142V115H143ZM197 114H199V113L197 112ZM224 114H225V113H224ZM226 114H227V113H226ZM226 114H225V115H226ZM5 115H6V114H5ZM5 115H4L3 118H6V119L10 116V115H9V116L5 117ZM17 115H18V113H17ZM30 115H33V114L30 113ZM44 115H45V114H44ZM44 115H40V117H41V116H44ZM48 115H49V114H48ZM57 115H59V114H57ZM90 115H91V114H90ZM90 115H88V116L86 115V117L89 118ZM115 115H116V112H115ZM132 115H133V114H132ZM163 115H164V114H163ZM166 115H167V117H169V122H170L171 117H173V116H172V113H171V115H169V113H166ZM189 115L191 116V114H189ZM2 116H3V114L1 115V117H2ZM13 116H14V115H13ZM13 116H12V117H13ZM28 116H29V115H28ZM28 116H27V118H25V117H24V118H25V119H28V118L30 117V116H29V117H28ZM61 116H62V115H61ZM68 116H69V115H68ZM68 116H66V117H68ZM78 116H79V115H78ZM108 116H110L111 119H112V116L110 115V113H109ZM130 116H131V114H130ZM130 116H127V117L130 118ZM133 116H134V115H133ZM133 116H132V117H133ZM136 116L138 117L137 114H136ZM136 116H135V117H136ZM10 117H11V116H10ZM12 117H11V118H12ZM20 117H21V116H20ZM35 117L38 118V117H37V113H36ZM40 117H39V118H40ZM44 117H45V116H44ZM47 117H48V116L46 115V119H47ZM55 117H57V116H55ZM72 117H73V115H72ZM72 117L69 118V119H73V118H74V117H73V118H72ZM82 117H84V116H82ZM90 117H91V116H90ZM116 117L118 118V116H116ZM123 117H124V116H123ZM195 117H196V115H195ZM199 117H200V116H199ZM229 117H230L229 119L231 120V122H232V120H234V121H236L237 123L240 122V125H241V123H242L241 121H243V120H242V115H241L240 113H238L236 110H233V108L230 110ZM238 117H239V119H237ZM3 118H0V120L2 119V121H4ZM11 118H10V119H11ZM39 118H38V119H39ZM76 118H77V117H76ZM79 118H81V116H80ZM91 118H92V117H91ZM91 118H90V119H91ZM95 118H96V117H95ZM121 118H122V116H121ZM161 118H162V117H161ZM187 118H189L188 115H187ZM197 118H198V117H197ZM197 118H196V120L200 119L201 117L198 118V119H197ZM6 119H5V120H6ZM10 119H9V120H10ZM14 119H15V118H14ZM14 119H13V120H14ZM20 119H21V118H20ZM30 119H32V117H30ZM34 119H35V118H34ZM42 119H43V118L41 117V120H42ZM52 119H56V118H54V117L52 116ZM58 119H59V118H58ZM61 119H62V118H61ZM61 119H60V120H61ZM131 119L134 120V117L131 118ZM135 119H136V118H135ZM137 119H138V118H137ZM167 119H168V118H166V120H167ZM194 119H195V118H194ZM201 119H202V118H201ZM216 119H217V117H216ZM11 120H12V119H11ZM22 120H23V119H22ZM36 120H37V119H36ZM41 120H37V121L40 122ZM44 120H45V119H44ZM60 120H58V121H60ZM84 120H86V119H84ZM104 120H105V119H104ZM119 120H120V117H119ZM121 120H122V119H121ZM150 120H151V119H150ZM150 120H149V121H150ZM154 120H155V119H154ZM171 120H172V119H171ZM213 120H214V121H212V120H211V121H212V122H215V118H214ZM24 121H26V120H24ZM28 121H30V120H28ZM37 121H36V125L38 124L39 127L42 128V126L40 125L41 122H40V123H37ZM46 121H47V120H46ZM48 121H50V120H48ZM51 121H53V120H51ZM63 121H64V120H63ZM68 121H69V120H67V122H68ZM73 121H74V120H72L71 122H73ZM78 121H79V119H78ZM78 121H76V122L78 123ZM100 121H101V120H100ZM112 121L114 122L115 119H113ZM116 121H117V119H116ZM151 121H152V120H151ZM4 122H5V121H4ZM6 122H8V120H7ZM18 122H19V120H17V124H15V123L13 124V123H12L13 126H14V128H13V126H12V127L10 126V127L13 128V129L15 130V128L18 127V126H16V125L19 124ZM30 122H31V121H30ZM30 122H29V123H30ZM95 122H96V121H95ZM95 122H94L93 125H95ZM98 122H99V121H97V123H98ZM113 122H112V123H113ZM136 122H138V120H136ZM136 122L134 121V123H136ZM155 122H157V121H155ZM160 122H161V121H160ZM167 122H168V121H167ZM200 122H201V121H200ZM9 123H10V124H8V125H11V122H9ZM22 123H23V122H22ZM26 123H28V122H26ZM34 123H35V121H33V124H34ZM43 123H44V121H43ZM56 123H57V122H55V124H56ZM59 123H61V122H59ZM69 123H70V121H69ZM73 123H75V121H74ZM77 123L74 124V125H79V126H80V124H77ZM81 123H82V122H81ZM85 123H87V122H85ZM85 123H84V125H86ZM92 123H93V122H92ZM92 123H91V126L89 125L91 128H92ZM97 123H96V124H97ZM108 123H109V122H108ZM162 123H166V122H162ZM176 123H177V122H176ZM180 123H181V122H180ZM209 123H210V121H209ZM0 124H1V123H0ZM3 124H4V123H3ZM3 124H2V125H3ZM23 124H24V123H23ZM48 124H51V123H48ZM55 124H54V122H53V125H54V126H55ZM64 124H66V123H64ZM82 124H83V123H82ZM82 124H81V125H82ZM87 124H89V123H87ZM106 124H107V123H106ZM141 124H143V122H142ZM149 124H150V123H149ZM154 124H155V123H154ZM196 124H197V123H196ZM216 124H217V122H216ZM235 124H236V123H235ZM244 124H245V123H244ZM4 125H5V124H4ZM4 125H3V126H4ZM6 125H7V124H6ZM21 125H22V124H21ZM36 125H35V126H36ZM57 125H58V127H60V126H59L60 124H56V126H57ZM70 125L72 126L73 124L70 123ZM84 125H83V126H84ZM98 125H99V124H98ZM111 125H112V124H111ZM121 125H122V123H121L120 121H118V123L116 122V126H118V127L120 126L119 129H121V130H119V131L121 132L122 135H118V134H117L116 137L113 135L112 137H114V140H115V138H118V136H120V140H122L124 137H127V135H129V134H127L128 131L125 130V128H124L123 126H121ZM178 125H179V124H178ZM180 125H181V124H180ZM186 125H187V124H186ZM209 125H210V124H209ZM236 125H239V124H236ZM242 125H243V124H242ZM0 126H1V125H0ZM3 126H1V127H3ZM15 126H16V127H15ZM26 126H28V128L31 127V126H29V124L26 125ZM48 126H49V127H48ZM63 126H64V125L62 124L61 127H63ZM66 126H67V125H66ZM79 126H78V127H79ZM154 126H155V125H154ZM199 126H200V124H199ZM211 126H214V124L211 125ZM215 126H216V125H215ZM217 126H218V124H217ZM227 126H228V125H226V127H227ZM1 127H0V130H1ZM6 127H8V126H6ZM20 127H23V126H20ZM20 127H19V128H16V129H17V130L19 129L20 131H22V130L20 129ZM24 127H25V125H24ZM24 127H23V128H24ZM39 127H38V128H39ZM43 127H44V129H45V126H44V125H43ZM46 127L50 128V125H47ZM73 127H74V126H72V128H73ZM81 127H82V126H81ZM90 127H89V128H90ZM143 127H144V126H143ZM145 127H146V126H145ZM182 127H183V126H182ZM184 127H185V126H184ZM194 127H195V125H194ZM200 127H201V126H200ZM206 127H208V126H206ZM224 127H225V126H224ZM224 127H223V128H224ZM4 128H5V127H4ZM11 128H10V129H11ZM32 128H33V126H32ZM38 128H36V129H38ZM51 128H52V127H51ZM65 128H66V127H65ZM82 128H83V127H82ZM82 128H80V129H82ZM85 128H86V127H85ZM85 128H84V129H85ZM94 128H95V127H94ZM96 128H97V127H96ZM113 128H114V127H113ZM177 128H178V127H177ZM198 128H199V127H198ZM202 128H203V126H202ZM211 128H213V127H211ZM216 128H217V127H216ZM216 128H214V129L216 130ZM33 129H34V128H33ZM33 129H32V130H33ZM44 129H42V130L39 129V130L42 132V131H44ZM53 129H54V130H55V129H58V130L60 129V130H61V128H57V127H56V128H53ZM62 129H63V128H62ZM73 129H74V128H73ZM102 129H103V128H102ZM117 129H118V128H117ZM117 129H116V130H117ZM148 129H149V128H148ZM178 129H179V128H178ZM190 129H192V128H190ZM214 129H213V130H214ZM4 130H5V129H4ZM19 130H18V131H19ZM32 130H30V131H32ZM48 130H49V129H47V131H48ZM54 130L50 129V131H54ZM58 130H56V131H54V132L57 133ZM69 130H70V128H69ZM74 130H75V129H74ZM90 130H91V129H90ZM93 130H95V129H93ZM116 130L113 129V131H116ZM156 130H157V129H156ZM159 130H160V129H159ZM162 130H163V128H162ZM176 130H177V129H176ZM184 130H185V129H184ZM197 130H198V129H197ZM215 130H214V131H215ZM5 131L7 132L8 129L6 128ZM5 131H4V132H5ZM25 131H26V129H25ZM28 131H29V130H28ZM33 131H34V130H33ZM40 131L38 132L39 134H41ZM47 131H45V132H47ZM61 131H62V130H61ZM63 131H64V130H63ZM63 131H62V132H63ZM66 131H67V133H68V130H66ZM72 131H73V130H72ZM77 131H78V130H77ZM82 131H83V130H81V132L79 131V132L81 133V135H82ZM87 131H88V129H87ZM87 131H86V132H87ZM91 131H92V130H91ZM96 131H97V129H96ZM126 131H127V132H126ZM148 131H149V130H148ZM151 131H153V130L150 129V133H151ZM154 131H155V129H154ZM164 131H166V130L164 129ZM178 131L180 132V130H178ZM186 131H187V130H186ZM190 131H191V130H190ZM194 131H196V130L194 129ZM201 131H203V129H202ZM201 131L199 130L198 133H200ZM214 131H213V132H214ZM218 131H219V130H218ZM6 132H5V133H6ZM11 132H12V131H11ZM11 132H9V133H10V135H12V137H13V133H14V132H13V133H11ZM15 132H16V131H15ZM34 132H35V131H34ZM36 132H37V130H36ZM48 132H49V131H48ZM48 132H47V134H48ZM58 132H60V131H58ZM70 132H71V131H70ZM79 132H77V133H79ZM83 132H84V131H83ZM88 132H89V131H88ZM88 132H87V133H88ZM97 132H98V131H97ZM104 132H105V131H104ZM155 132L157 133V131H155ZM192 132H193V131H192ZM210 132H211V131H210ZM213 132H212V133H213ZM215 132H216V131H215ZM22 133H23V132H22ZM42 133H43V132H42ZM74 133H75V132H74ZM90 133H91V132H90ZM92 133H93V132H92ZM110 133H111V132H110ZM113 133H114V132H113ZM117 133H119V132H117ZM134 133H135V132H134ZM152 133H153V132H152ZM156 133H155V134H156ZM176 133H177V132H175L174 134H176ZM201 133H202V132H201ZM2 134H3V133H2ZM43 134H44V133H43ZM47 134H46V136H48V137H47V139H48V138H49V134H48V135H47ZM51 134H52V133H51ZM64 134H65V133H64ZM64 134L62 135V137L65 136ZM71 134H72V135H71ZM71 134H70L71 137H73V132H72ZM111 134H112V133H111ZM131 134H132V133H131ZM139 134H140V133H139ZM191 134H192V133L190 132V135H191ZM214 134H215V133H214ZM219 134H220V132H219ZM4 135H5V134H4ZM4 135H3V136H4ZM15 135H17V134H15ZM24 135L27 136V134H24ZM29 135H32V134L29 132L28 136H29ZM68 135H69V133H68ZM68 135H67V137H68ZM88 135H89V134H88ZM88 135H87V136H88ZM103 135H104V134H103ZM103 135H102V136H103ZM184 135H185V134H184ZM187 135H188V132H187ZM190 135H188V136H190ZM202 135H203V134H202ZM209 135H210V137H212L211 134H209ZM225 135H226V134H225ZM227 135H228V134H227ZM249 135H250V134H249ZM28 136H27V137H28ZM43 136H45V135H43ZM46 136H45V137H46ZM74 136H76V135H74ZM84 136H85V135H84ZM129 136H130V135H129ZM132 136H133V135H131V137H132ZM194 136H195V132H194ZM198 136H199V135H198ZM247 136H248V135H247ZM7 137H9V135H8ZM12 137H11V138H12ZM20 137H21V136H20ZM23 137H24V136H23ZM71 137H69V140H70ZM76 137L80 138V136H76ZM85 137H86V136H85ZM85 137L82 136V138L85 139V140H84L85 143H84V142H81V143H84V144L86 145V143L88 142L89 139L86 140ZM103 137H104V136H103ZM106 137H107V135H106ZM109 137H110V136H109ZM109 137H108V138H109ZM121 137H123V138H121ZM153 137H154V136H153ZM153 137H152V138H153ZM172 137H175V139H176V136H175V135H174V136L172 135ZM186 137H187V136H186ZM195 137H196V136H195ZM207 137H209V136H207ZM215 137H216V135H215ZM250 137H251V135H250ZM1 138H2V137H1ZM1 138H0V139H1ZM31 138H32V137H30L29 139H31ZM127 138H128V137H127ZM152 138H150V139H152ZM154 138H155V137H154ZM156 138H157V137H156ZM156 138H155V139H156ZM179 138H180V137H179ZM181 138H182V137H181ZM197 138H198V137H197ZM204 138H206V134H205V137H203V139H204ZM3 139H4V138H3ZM7 139H8V138H7ZM17 139H19V138L16 137V140H17ZM47 139H46V140H47ZM59 139H61V138H59ZM66 139H67L66 137H65V139H64V137H63V140L66 141ZM83 139H82L81 141H83ZM136 139H137V138H136ZM136 139L134 138V140H136ZM159 139H160V138H159ZM159 139H158V140H159ZM194 139H196V138H194ZM217 139H218V138H217ZM220 139H221V138H220ZM222 139H223V138H222ZM242 139H243V138H242ZM250 139H251V138H250ZM20 140H21V139H20ZM20 140H19V141H20ZM43 140H44V143H45V142H47L49 139H48L47 141H45V139H43ZM43 140H42V141H43ZM56 140H57V139H56ZM56 140H55V141H56ZM69 140H68V141H69ZM78 140H79V139H77V141H78ZM107 140H108V139H107ZM124 140H125V139H124ZM131 140H133V139L130 138V141H131ZM152 140H153V139H152ZM165 140H166V139H165ZM207 140H208V138H207ZM235 140H236V138H235ZM243 140L245 141V138H244ZM0 141L2 142V140H0ZM3 141H4V140H3ZM17 141H18V140H17ZM22 141H23V139H22ZM22 141H21V143H22ZM55 141H54V142H55ZM57 141H58V140H57ZM73 141H74V139H73ZM86 141H87V142H86ZM91 141H93V140H89V142H91ZM108 141H109V140H108ZM122 141H123V140H122ZM122 141H121V142H122ZM130 141H129V142H130ZM138 141H140V139H139ZM153 141H154V140H153ZM156 141H157V140H156ZM156 141H154V142H156ZM168 141H169V140H168ZM170 141L172 142V138L170 139ZM173 141H174V138H173ZM177 141H178V139H177ZM193 141H195V140H193ZM193 141H192V143L195 144ZM198 141H199V140H198ZM212 141H213V140H212ZM212 141H211V142H212ZM223 141H224V140H222L221 142H223ZM225 141H226V140H225ZM240 141H242V140L240 139ZM6 142H7V140H6ZM10 142H11V141H10ZM12 142H13V141H12ZM74 142H75V141H74ZM78 142H79V141H78ZM89 142H88V144H89ZM104 142H105V141H104ZM118 142H120V141H119V138H118ZM136 142H137V141H136ZM136 142H133V143H136ZM150 142H151V141H150ZM158 142H159V141H158ZM160 142H161V141H160ZM179 142H180V141H179ZM215 142H216V141H215ZM218 142H219V140H218ZM231 142H232V140H231ZM233 142H234V141H233ZM7 143H8V142H7ZM19 143H20V142H19ZM65 143H66V142H65ZM65 143H64V144H65ZM106 143H107V142H106ZM108 143H109V142H108ZM126 143H127V142H126ZM131 143H132V142H131ZM138 143H139V142H138ZM138 143H137V144H138ZM172 143H173V142H172ZM174 143H175V142H174ZM180 143H181V142H180ZM234 143L236 144L237 142L235 141ZM38 144H40V143H38ZM53 144H54V143H53ZM58 144H59V142H58ZM62 144H63V143H62ZM84 144H83V145H84ZM94 144H95V142H94ZM96 144H97V142H96ZM98 144H99V142H98ZM102 144H103V143H102ZM121 144H123V142H122ZM159 144H160V143H159ZM159 144H156V145H159ZM163 144H166V143H162V144H160V145H163ZM168 144H169V143H167V145H168ZM201 144H203V142L201 143V141H200V142H197V141H196V144H195V146H193V147H194V148H198V146H200ZM231 144H233V143H231ZM239 144H242V143L240 142ZM8 145H9V144H8ZM14 145H15V144H14ZM16 145H17V143H16ZM16 145H15V146H13V145H12V146H9L10 150L8 149V151H12V153H14V156L12 157V159H15L16 157H19L20 155L23 156L24 154H22V153H23V151L26 150V149L20 147V148L24 149V150L20 151L21 149H20V150L18 149L19 144H18V147H17ZM23 145H24V143H23ZM51 145H52V144H51ZM55 145H56V144H55ZM59 145L61 146V144H59ZM68 145H69V144H68ZM81 145H82V144H81ZM99 145H100V144H99ZM99 145H97V146L95 145V147H97L96 150L98 149V146H99ZM108 145H109V144H108ZM132 145L135 146L134 144H132ZM132 145H130V146H132ZM171 145H172V144H171ZM176 145H179V144L176 143ZM176 145L174 144V146H176ZM187 145H188V143H187ZM210 145H212V143H210ZM229 145H230V144H229ZM0 146H1V145H0ZM2 146H3L4 148L7 147V146H4L3 144H2ZM21 146H22V144H21ZM52 146H53V145H52ZM64 146H65V145H64ZM64 146H62V147H64ZM87 146H88V145H87ZM87 146H86V147H87ZM100 146H101V145H100ZM104 146H105V145H104ZM122 146H123V145H122ZM130 146H127V148L130 147ZM136 146H137V145H136ZM168 146H169V145H168ZM174 146H173V147H174ZM184 146H185V144H184ZM188 146H189V145H188ZM205 146H206V145H204V147H205ZM212 146H213V148L215 147V148H217L218 150L222 147V146L219 145L218 143H213ZM212 146H211V148H212ZM230 146H231V145H230ZM16 147H17V151H16V153H15L14 151H15ZM46 147H47V146H46ZM49 147H50V146H49ZM55 147H56V146H54V148H52V149H56ZM89 147H91L90 144H89ZM93 147H94V146H93ZM93 147H92V148H93ZM95 147H94V148H95ZM101 147H102V146H101ZM106 147H107V146H106ZM111 147H112V146H111ZM111 147L109 146L110 149H111ZM125 147H126V146H125ZM163 147H164V146H163ZM166 147H167V146H166ZM181 147H182V146H181ZM185 147H186V146H185ZM200 147H201V146H200ZM200 147H199V148H200ZM233 147H235V146L233 145ZM0 148H1V147H0ZM39 148H40V147H39ZM39 148H37V149H39ZM43 148H45V147H43ZM43 148H42V150H43ZM50 148H51V147H50ZM94 148H93V149H94ZM175 148H176V147H175ZM178 148H179V147H178ZM1 149H2V148H1ZM45 149H46V148H45ZM48 149H49V148H48ZM60 149H61V147H60ZM60 149H59V150H60ZM71 149H74V148L72 147ZM93 149H92V150H93ZM112 149H113V148H112ZM135 149H136V148H135ZM137 149H138V148H137ZM186 149H187V148H186ZM186 149H185V150H186ZM209 149H210V148H209ZM221 149H222V148H221ZM259 149H260V148H259ZM18 150H19V151H18ZM33 150H34V149H33ZM59 150H58V153H59ZM94 150H95V149H94ZM96 150H95V151H96ZM126 150H127V149H126ZM132 150H133V149H132ZM29 151H30V150H29ZM29 151H28V152H29ZM36 151H37V150H35V152H36ZM40 151H41V150H40ZM40 151L38 150V152H40ZM48 151H49V150H47V152H48ZM50 151H52V150H50ZM54 151H56V150H54ZM54 151H53V152H54ZM76 151H77V150H76ZM105 151H106V150H105ZM105 151H104V153H106V154H105V156H106L108 151H107V152H105ZM109 151H110V150H109ZM111 151H112V150H111ZM154 151H156V150H154ZM154 151H153V152H154ZM193 151H196V152H197V149H196V150H193ZM0 152H1V151H0ZM35 152H34V153H35ZM42 152H44V150H43ZM45 152H46V151H45ZM53 152H52V153H53ZM62 152H63V151H62ZM74 152H75V151H74ZM83 152H84V151H83ZM93 152H94V151H93ZM96 152H97V151H96ZM125 152H126V151H125ZM125 152H123V153H125ZM2 153H3V152H2ZM30 153H32V150H31ZM30 153H29V155H30ZM49 153H50V152H49ZM84 153H85V152H84ZM86 153H88V151H87ZM86 153L84 154L85 156H86ZM108 153H109V152H108ZM135 153H136V154H135L136 156H135L134 159L139 160V162H141L140 159H141V160H142V159H144V160L146 159V160H147V158H148L147 155L145 154V152H144L143 150H141V149H139V151H136ZM154 153L156 154V152H154ZM158 153H159V152H158ZM187 153L189 154V150H188ZM198 153H199V152H198ZM223 153H224V152H223ZM225 153H227V152H225ZM25 154H27V152H25ZM39 154H40V153H39ZM67 154H68V153H67ZM90 154L93 155L92 152H91ZM94 154H95V152H94ZM152 154H153V153H152ZM155 154H154V156H155ZM159 154H160V153H159ZM182 154H183V153H182ZM182 154H181V155H182ZM185 154H186V152L184 153V155H185ZM229 154H230V153H229ZM1 155H3V154H1ZM1 155H0V156H1ZM41 155H43V154H41ZM48 155H49V154H48ZM56 155H57V152H56ZM56 155H55V156H56ZM72 155H73V153H72ZM92 155H91V156H92ZM96 155H98V154H96ZM99 155L102 156L101 154H99ZM111 155H112V154H111ZM123 155H124V154H123ZM184 155H182V156H184ZM186 155H187V154H186ZM194 155H195V154H194ZM50 156H51V155H50ZM50 156H49V157H50ZM63 156H64V155H63ZM81 156H82V155H80V157H81ZM85 156H83V158H84ZM109 156H110V153H109ZM131 156H132V155H131ZM156 156L158 157L157 159H159V161H157V162H158V165H159V167H160V163L162 164L163 159H162L161 157H159L160 155L158 156V154H156ZM225 156H226V155H225ZM9 157H10V156H9ZM9 157H8V159H9ZM43 157H44V156H43ZM52 157H54V155H52ZM52 157H50V158H47V157H46V158H47L48 160H50ZM186 157H188V156H186ZM212 157H213V156H212ZM4 158H6V157L4 156ZM46 158H43V159H46ZM55 158L57 159V157H55ZM83 158H82V161L84 160ZM87 158H88V157H87ZM100 158H101V157H100ZM126 158H127V157H126ZM181 158H182V157H181ZM184 158H185V157H184ZM184 158H182V161H185ZM215 158H216V157H215ZM225 158H226V157H225ZM225 158H224V159H225ZM2 159H3V158H2ZM38 159H39V158H38ZM47 159H46V162H47V163H48V162L50 163V161H47ZM53 159H54V158H53ZM56 159H54V160H56ZM64 159H65V158H64ZM66 159H67V158H66ZM90 159H92V158L87 159V160H88V161H87L86 158H85V160H86V161L84 160L85 163L87 162V164H88V162L90 161ZM122 159H123V158H122ZM124 159H125V157H124ZM183 159H184V160H183ZM186 159H187V158H186ZM216 159H217V158H216ZM226 159H227V162H229V161H228V157H227ZM9 160H10V163H11V159H9ZM18 160H19V159H16L15 162H17ZM72 160H74V159L72 158ZM72 160H71V161H72ZM98 160H99V159H98ZM131 160H132V159H131ZM155 160H156V159H155ZM29 161H30V160H29ZM35 161H36V160H35ZM40 161H41V160H39V162H40ZM43 161L45 162V160H42L41 162H43ZM62 161H64V160L62 159ZM66 161H67V160H66ZM69 161H70V160H69ZM69 161H68L67 163H69ZM122 161H123V160H122ZM125 161H126V159H125ZM125 161H124V162H125ZM134 161H135V160H133V163H134ZM197 161H198V160H197ZM212 161H213V160H212ZM240 161H241V160H240ZM8 162H9V161H8ZM8 162L5 161V163H8ZM15 162H13V163H15ZM32 162H33V161H32ZM37 162H38V161H37ZM41 162H40V163H41ZM58 162H59V161H58ZM72 162H73V161H72ZM72 162H71V163H72ZM93 162H94V161H93ZM108 162H109V160H108ZM108 162H106V163H108ZM114 162H115V159H114ZM114 162H112V164H113ZM119 162H120V161H119ZM136 162H137V161H136ZM145 162H147V161H145ZM145 162H144V163H145ZM213 162H215V161H213ZM217 162H218V161H217ZM225 162H226V160H225ZM5 163H3L2 165H4ZM34 163H36V162H34ZM40 163H39V164H40ZM63 163H65V161H64ZM63 163H62V164H63ZM85 163H83V164H85ZM91 163H92V161H91ZM115 163H116V162H115ZM129 163L132 164L131 161H130ZM137 163H138V162H137ZM163 163H164V162H163ZM197 163H198V162H197ZM200 163L203 164L204 162L201 161ZM209 163H210V162H209ZM211 163H212V162H211ZM37 164H38V163H37ZM62 164H61V165H62ZM81 164H82V163H81ZM81 164H79V165H81ZM103 164H104V163H103ZM103 164H102V165H103ZM112 164H111V165H112ZM121 164H123V163H121ZM130 164H128V167L130 166ZM154 164H155V163H154ZM167 164H168V162H166V164H164V165L168 168L169 166H167ZM207 164H208V162H207ZM216 164H217V163H216ZM216 164H214V165H216ZM218 164H219V163H218ZM218 164H217V167H213V169L216 168V173H217V168L219 167ZM224 164H226V163H224ZM23 165H24V164H23ZM33 165H35V164H33ZM42 165H44V164H42ZM45 165L47 166L48 164L45 163ZM45 165H44V166H45ZM51 165H52V164H51ZM51 165H50V166H51ZM66 165H67V164H66ZM76 165H78V164L76 163ZM79 165L76 166V167H79ZM93 165H95V164H93ZM108 165H109V164H108ZM108 165H107V166H108ZM132 165H133V167H134L135 164H132ZM151 165H152V164H151ZM168 165H170V164H168ZM198 165H199V164H198ZM208 165H211V164H208ZM219 165H220V164H219ZM252 165H253V164H252ZM0 166H1V165H0ZM6 166H7V165H5V167H6ZM26 166H27V165H26ZM26 166H25V167H26ZM39 166H40V165H38L37 167H39ZM48 166H49V165H48ZM57 166L60 167L59 164H58ZM63 166H64V164H63ZM68 166L70 167V165H68ZM73 166L75 167V165H73ZM84 166H85V165H84ZM99 166H100V165H99ZM99 166H98V167H99ZM107 166H106V167H107ZM117 166H118V165H117ZM117 166H115V167L117 168ZM122 166H123V165H122ZM162 166H163V165H162ZM188 166H189V164H188ZM188 166H185V167H188ZM11 167L13 168V166H11ZM16 167L18 168V165H17ZM25 167L23 166V169H19V170L17 169V170H18L17 172L20 173V172H19L20 170L24 171L23 176L26 175V177H24L23 179H26V178L29 179L30 177H27L28 174H26L27 171H25L27 168L24 170ZM31 167H32V166H31ZM37 167H35V169H34V168H31V171L34 169V171H35L34 174H35L36 176L38 175V174H36L37 169H40V168H37ZM54 167H56V166L54 165ZM64 167H65V166H64ZM76 167H75V168H76ZM87 167H88V165H87ZM106 167L104 166L103 169H104V170H107L108 168L105 169ZM123 167H124V166H123ZM130 167H131V166H130ZM130 167H129V168H130ZM154 167H155V165H154ZM191 167L193 168L194 166H191ZM197 167H198V166H197ZM197 167H196V170H198ZM202 167H203V166H202ZM12 168H11V169H12ZM49 168H50V167H49ZM60 168L62 169V166H61ZM60 168H59V170H60ZM81 168H82L81 170H83V169L85 170L86 167L83 168L82 165H81ZM91 168H92V167H91ZM93 168H94V167H93ZM162 168H164V167H162ZM167 168H165V169H167ZM169 168H170V167H169ZM175 168H176V166H175ZM175 168H173L172 170L175 171V170H174ZM180 168H181V167H180ZM182 168H183V167H182ZM192 168H191V169H192ZM205 168H206V167H205ZM250 168H252V167H250ZM14 169H15V168H14ZM14 169H13V171H11V172H14ZM50 169H51V168H50ZM50 169H49V170H50ZM53 169H54V168H53ZM57 169H58V168H57ZM77 169H78V168H77ZM77 169H76V170H77ZM87 169H89V168H87ZM96 169L99 170V168H96V167H95V170H96ZM109 169H110V167H109ZM123 169H125V167H124ZM160 169H161V167H160ZM160 169H159V170H160ZM165 169H164V170H165ZM170 169H171V168H170ZM176 169H177V168H176ZM199 169H200V168H199ZM7 170H8V169L6 168V171H7ZM9 170H10V169H9ZM59 170H56L55 173H56V174L59 173V172H57V171H59ZM64 170L67 171V170H69V169H65V168H64L63 171H64ZM78 170H80V169H78ZM92 170H93V169H92ZM100 170H102V169H100ZM100 170H99V171H100ZM104 170H102V171H104ZM113 170H114V169H113ZM115 170H116V169H115ZM115 170H114V171H115ZM125 170H126V169H125ZM125 170H124V172H125ZM137 170H138V169H137ZM139 170L142 171V169H139ZM153 170H154V169H153ZM159 170H158V171H159ZM167 170H168V169H167ZM177 170H178V169H177ZM185 170H186V169H185ZM187 170H188V169H187ZM187 170H186V172H187ZM192 170H193V169H192ZM192 170H191V171H192ZM196 170H195V172H196ZM15 171H16V170H15ZM29 171H30V170H29ZM34 171H32V172H34ZM46 171H47V169H46ZM51 171H53V172H52V175H53L54 170L51 169ZM51 171H50V172H51ZM99 171L96 172V171L93 170V173H94V172L99 173ZM108 171H109V170H108ZM108 171H107V172H108ZM111 171H112V168H111ZM118 171H119V169H118ZM121 171H122V170H121ZM133 171H134V170H133ZM133 171H132V172H133ZM135 171H136V170H135ZM165 171H166V170H165ZM169 171H170V170H169ZM180 171H182V170H180ZM180 171H179V172H180ZM7 172H8V171H7ZM69 172H70V171H69ZM69 172H67V173H69ZM75 172H76V171H75ZM116 172H117V171H116ZM116 172H114V173H116ZM122 172H123V171H122ZM126 172H127V170H126ZM126 172H125V173H126ZM136 172H137V171H136ZM138 172H140V171H138ZM163 172H164V171H163ZM170 172H171V171H170ZM182 172H183V171H182ZM182 172H181V173H182ZM254 172H255V171H254ZM21 173H22V172H21ZM37 173H38V171H37ZM40 173H42V171H41ZM40 173H39V175H40ZM43 173H45V172H43ZM48 173H49V172H48ZM55 173H54V174H55ZM77 173H78V172H77ZM77 173H76V174H77ZM108 173H109V172H108ZM108 173H107V174H108ZM167 173H169V172H167ZM167 173H166V174H167ZM175 173H177V172H175ZM220 173H222V172H220ZM241 173H242V172H241ZM244 173H245V172H244ZM9 174H10V173H9ZM102 174H103V173L99 174L100 177H101ZM105 174H106V172H105ZM105 174H104V175H105ZM116 174H117V173H116ZM137 174H138V173H137ZM139 174H140V173H139ZM141 174H142V173H141ZM149 174H150V173H149ZM153 174H154V172H153ZM155 174H156V173H155ZM182 174H183V173H182ZM193 174H194V173H193ZM210 174H211V173H210ZM224 174H225V173H224ZM237 174H238V173H237ZM35 175H34V176H35ZM41 175H43V174H41ZM41 175H40V176H41ZM50 175H51V173H50ZM50 175H49V176H50ZM57 175H59V174H57ZM92 175H94V174H92ZM110 175H111V173H110ZM110 175L108 174V177H109ZM167 175H168V178L171 177V176L169 177V174H167ZM177 175H178V173H177ZM234 175H235V173H234ZM247 175H249V174H247ZM6 176H7V177H6ZM12 176H14V175H11V177H12ZM30 176L33 177V174H32V175L30 174ZM59 176L61 177V175H59ZM71 176H72V175H70V177H71ZM75 176H76V175H75ZM89 176H90V175H89ZM106 176H107V175H106ZM179 176H180V175H179ZM179 176H178V177H179ZM217 176H218V175H217ZM225 176H226V174H225L223 177H225ZM240 176H241V175H240ZM1 177H2V176H1ZM5 177L7 178L6 181H9V179H8V175H5ZM5 177H3V180L5 179ZM9 177H10V176H9ZM45 177H46L45 175H44L43 177L41 176V178H45ZM53 177H55V176H53ZM53 177L51 178V176H50L49 178H51V180H52V179L55 180L56 178H53ZM56 177H57V176H56ZM72 177H73V176H72ZM72 177L70 178V180H72L74 183H76V179H77L79 176H77V178L75 179V181L73 180L74 177H73V178H72ZM94 177H95V175H94ZM96 177H98V176H96ZM96 177H95V178H96ZM100 177H99V178H100ZM111 177H112V176H111ZM117 177H118V176H116L115 179H116ZM161 177H162V176H161ZM196 177H197V176H196ZM236 177H237V175H236ZM33 178H34V177H33ZM36 178H37V177H36ZM61 178H62V177H61ZM63 178H64V177H63ZM65 178H66V177H65ZM65 178H64V179H65ZM88 178L90 179V177H88ZM88 178H87V179H88ZM176 178H177V177H176ZM212 178H213V180L215 179V177H213V176H212ZM219 178H220V177H219ZM0 179H1V178H0ZM10 179H12V178H10ZM27 179H26V180H27ZM58 179H59V177H58ZM64 179H62L63 181L60 180L61 182L57 181V183H58V182H59V184L64 183V182L66 181V179H65V180H64ZM78 179H79V178H78ZM87 179H86V181H87ZM93 179H94V178H93V176H92L91 181H92ZM111 179H113V177H112ZM155 179H156V177H155ZM155 179H153V180L155 181ZM163 179H164V178H163ZM177 179H178V178H177ZM200 179H201V178H200ZM232 179H234V178H232ZM232 179H231V180H232ZM240 179H241V178H240ZM240 179H239V181H240ZM1 180H2V179H1ZM26 180H25V181H26ZM29 180H30V179H29ZM67 180H69V179H67ZM80 180H81V178H80ZM94 180H95V179H94ZM94 180H93V181H94ZM105 180H108L107 177H106ZM105 180H104V181H105ZM151 180H152V179H151ZM158 180H159V179H158ZM160 180H161V179H160ZM167 180H169V179H167ZM167 180H166V181H167ZM175 180H176V179H175ZM197 180H198V178H197ZM217 180H218V179H217ZM217 180H215V181H217ZM72 181H70V183H71ZM84 181H85V180H84ZM84 181H83V182H84ZM89 181H90V180H89ZM104 181H103V182H104ZM110 181H112V180H110ZM195 181H196V180H195ZM198 181H199V180H198ZM239 181H238V182H239ZM3 182H4V181H3ZM27 182H28V181H27ZM68 182H69V181H68ZM73 182H72V183H73ZM115 182H116V181H115ZM118 182H119V181H118ZM151 182H152V181H151ZM8 183H9V182H7V184H8ZM55 183H56V181H55ZM55 183H54V181H53V184H54V185H59V184H55ZM87 183H88V181H87ZM104 183H105V185H106V182H104ZM104 183H102L101 186L98 185L99 188L102 187V186H104V185H103ZM108 183H109V182H107V184H108ZM116 183H117V182H116ZM167 183H168V182H167ZM182 183L184 184V182H182ZM239 183H240V182H239ZM2 184H3V183H2ZM27 184H28V183H27ZM29 184H32V183L29 182ZM29 184H28V185H29ZM99 184H100V182H99ZM158 184H160V182H159ZM176 184H178V183L176 182ZM185 184H186V183H185ZM204 184H205V183H204ZM4 185H5V184H4ZM72 185H74V184H72ZM78 185H79V184H78ZM147 185H148V184H147ZM180 185H181V183H179V186H180ZM202 185H203V184H202ZM214 185H215V184H214ZM62 186H64V185H62ZM83 186H84V185H83ZM88 186H89V184H88ZM88 186H86V187L88 188ZM106 186H107V185H106ZM106 186H105V187H106ZM145 186H146V185H145ZM149 186H150V185H149ZM163 186H165V185H163ZM163 186L161 185V187H163ZM192 186H193V185H192ZM192 186H190V187L192 188ZM208 186H209V185H208ZM218 186H219V185H217V187H218ZM225 186H226V184H225ZM231 186H232V185H230V187H231ZM4 187H5V186H4ZM14 187H16V185H14ZM20 187H21V186H20ZM32 187L34 188V185L31 186L30 188H32ZM39 187H40V186H39ZM47 187H48V185H47ZM52 187H53V186H52ZM54 187H55V186H54ZM89 187H90V186H89ZM91 187H93V186H91ZM107 187H108V186H107ZM150 187H151V186H150ZM180 187H182V185H181ZM200 187H202V186H200ZM205 187H207V186H205ZM215 187H216V186H215ZM235 187H236V185H235ZM238 187H239V186H238ZM238 187H236V188H238ZM256 187H257V186H256ZM11 188H12V187H11ZM43 188H46V186L44 185ZM61 188H62V187H61ZM63 188H64V187H63ZM63 188H62V189H63ZM94 188H98V187H94ZM123 188H124V187H123ZM132 188H133V186H132ZM164 188H165V187H164ZM188 188H189V187H188ZM262 188H263V187H262ZM16 189H17V187H16ZM16 189H14L13 191L11 190V191L14 192ZM57 189H60V187L58 186V187L56 188V190H57ZM62 189H61V192L57 190V192H60V193H61V194H60V197L62 196V194H63L62 191H64L65 188H64L63 190H62ZM80 189H82V188H80ZM90 189H91V188H90ZM144 189H146V188H144ZM150 189H152V188H150ZM154 189H159L158 191H161L160 188L157 187V185H156V188L154 187ZM205 189H206V188H205ZM228 189H229V188H228ZM6 190H8V188L5 189L4 191L6 192ZM24 190L26 191L27 189H24ZM34 190H35V188H34ZM45 190H46V189H45ZM65 190H66V189H65ZM98 190H101V189H98ZM117 190H118V187H117ZM125 190L127 191V189L125 188L124 190H122V192H124ZM147 190L149 191V188H148ZM152 190H153V189H152ZM213 190H214V189H213ZM225 190H227V189H225ZM235 190H236V189H235ZM238 190H239V189H238ZM8 191H9V190H8ZM16 191H17V190H16ZM32 191H33V189H32ZM40 191H41V190H40ZM49 191H51V190H49ZM66 191H68V190H66ZM78 191L81 192L80 190H78ZM82 191H84V187H83ZM126 191H125V193H126ZM129 191H131V190H129ZM138 191H139V188H138ZM144 191H145V190H144ZM144 191H143V192H144ZM182 191H183V190H182ZM203 191H204V190H203ZM227 191H228V190H227ZM255 191H256V190H255ZM0 192H3V191H0ZM21 192H22L23 195L25 194L24 191H21ZM37 192H38V191H37ZM46 192H47V191H46ZM51 192H52V191H51ZM76 192H77V191H76ZM119 192H121V189H120ZM131 192H132V191H131ZM146 192H147V191H146ZM171 192H172V191H171ZM173 192H174V188H173ZM189 192H190V191H189ZM206 192H207V191H206ZM240 192H241V190H240ZM240 192H239V193H240ZM242 192H243V191H242ZM27 193H28V191H27ZM40 193H43V192L41 191ZM40 193H39V194H40ZM66 193H68V192H66ZM70 193H73L72 196L74 195V192H69L68 194H70ZM127 193H130V192H127ZM127 193H126V194H127ZM149 193H150V192H149ZM151 193H152V191H151ZM207 193H208V192H207ZM226 193H227V192H226ZM226 193H225V194H226ZM239 193H238V194H239ZM245 193H247V192H245ZM2 194H3V193H2ZM4 194H5V193H4ZM8 194L11 195V193H8ZM15 194H16V193H15ZM55 194H56V193H55ZM57 194H58V193H57ZM77 194L79 195V193L77 192V193L75 194L76 197H80V195L78 196ZM82 194H83V193H82ZM82 194H81V195H82ZM103 194H104V193H103ZM113 194H114V193H113ZM113 194H112V195H113ZM115 194H116V193H115ZM118 194H119V193H118ZM118 194H117V195H118ZM142 194H144V193H142ZM172 194H173V193H172ZM191 194H193V193H189V195H191ZM216 194L218 195V193H216ZM240 194H242V193H240ZM240 194H239V195H240ZM26 195H27V194H26ZM63 195H65V194H63ZM66 195H67V194H66ZM75 195H74V196H75ZM117 195H116V196H117ZM122 195H123V194H122ZM122 195H120V196H122ZM129 195H130V194H129ZM150 195H151V194H150ZM183 195H184V194H182V196H183ZM223 195H224V194H223ZM236 195H237V194H236ZM0 196H1V195H0ZM14 196H15V195H14ZM39 196H40V195H39ZM45 196H46V195H45ZM57 196H58V195H57ZM102 196H103V195H102ZM102 196L100 195V198H101ZM108 196H110V193H109ZM116 196H115V197H116ZM124 196H125V194H124ZM131 196H132V195H131ZM131 196H130V197H131ZM135 196H136V195H135ZM171 196H173V195H171ZM3 197H4V199H5V196L2 195L1 198H3ZM8 197H9V196H8ZM8 197H7V198H8ZM21 197H22V196H21ZM25 197H27V196H25ZM30 197H31V196H30ZM30 197H27V198H29V199L31 200ZM37 197H38V195H37ZM40 197H41V198H40ZM40 197H39V199L42 200V197H43V196H40ZM66 197H67V198H66ZM97 197H99V195H98ZM104 197H105V196H104ZM111 197H112V196H111ZM127 197H128V196H127ZM144 197H147V196H146V193L144 194ZM238 197H239V196H238ZM246 197H247V196H246ZM246 197H245L244 199H246ZM248 197H249V196H248ZM262 197H263V196H262ZM12 198H13V196H12ZM23 198H24V197H23ZM56 198L59 199V196L56 197ZM100 198H99V199H100ZM116 198H117V197H116ZM116 198H115V199H116ZM118 198L120 199V197H118ZM263 198H264V197H263ZM263 198H262V199H263ZM4 199H3V200H4ZM13 199H16V200H17V198H15V197H14ZM13 199L10 200V201H11V204L16 203V200H15V202H14ZM39 199H38V201H39ZM62 199H63V197H62ZM62 199H61V200H62ZM65 199L67 200V199H68V196H65L64 200H65ZM70 199H72L71 196H70ZM88 199H89V200H91V199L94 200L93 197H92L91 199L88 197ZM96 199H97V198H96ZM96 199H95V200H96ZM99 199H97V200L99 201ZM102 199H103V201H102ZM124 199H126V198H124ZM168 199L171 200L172 198H168ZM180 199H181V197L179 198V200H180ZM220 199H221V197H220ZM6 200H7V199H6ZM6 200H5V201H6ZM18 200H19V199H18ZM18 200H17V202H18ZM52 200H53V199H52ZM55 200H56V199H55ZM55 200H54V202H55ZM64 200H62L63 202H61L60 200H59L58 202H59V203L61 202L62 205H66V204L68 203L67 201H68L69 199L66 201V204H65V201H64ZM86 200H87V198H86ZM86 200H84V201H86ZM89 200H87V201L90 203ZM100 200H101L102 202H104V198H103V197H102ZM122 200H123V199H122ZM164 200H165V199H164ZM166 200H167V199H166ZM179 200H178V201H175V203H176V202L178 203ZM186 200H187V202L189 201L188 199H186ZM198 200H199V199H198ZM260 200H261V199H260ZM7 201H8V200H7ZM10 201H9V202H10ZM12 201H13V202H12ZM19 201H21V199H20ZM32 201H33V199H32ZM38 201H36V203H38ZM110 201H111V200H110ZM124 201H125V200H124ZM167 201H168V200H167ZM210 201H211V200H210ZM246 201H247V199H246ZM246 201H245V202H246ZM39 202H40V201H39ZM54 202H52V203H54ZM94 202L96 203V201H94ZM140 202H142V201H140ZM156 202H157V201H156ZM158 202H159V201H158ZM180 202H182V201H180ZM7 203H8V202H7ZM19 203H21V202H19ZM19 203H18L17 205H19ZM27 203H28V201H27ZM27 203H26V205H28ZM29 203H30V202H29ZM34 203H35V202H34ZM36 203H35V204H36ZM52 203H50V205L47 203V205H49V208H51V209H52L53 207L56 209L57 207L60 206V204L57 203L59 206L55 207V206H54L55 203H54V205H53ZM95 203H93V205H94ZM111 203H112V201H111ZM116 203H117V202H116ZM122 203H125V202L122 201ZM143 203H144V202H143ZM145 203H146V202H145ZM145 203H144V204H145ZM183 203H184V202H183ZM210 203H211V202H210ZM165 204H166V203H165ZM181 204H182V203H181ZM181 204H180V205H181ZM184 204H185V203H184ZM217 204L219 205L220 203H217ZM257 204H258V203H257ZM259 204H260V202H259ZM31 205H34L33 202H32ZM31 205H29V206H31ZM38 205H39V204H38ZM51 205H53V207H52ZM103 205H104V203H103ZM105 205H106V202H105ZM122 205H123V204H122ZM127 205H128V204H127ZM131 205H132V204H131ZM180 205H178V206H180ZM0 206H1V205H0ZM3 206H4V207L6 206V202H5V205H3ZM3 206H2V208H3ZM21 206H22V205H21ZM21 206L18 207V209H17V206H16L15 209L19 210V208H21ZM39 206H40V205H39ZM42 206H43V205H42ZM76 206H77V205H76ZM80 206H83V205H80V203H79V207H80ZM90 206H91V209H94V210H95V208L97 207L96 204H95V208H92V205H90ZM90 206H89V207H90ZM108 206H109V205H108ZM163 206H165V205H164V204L161 205V207H163ZM171 206H172V205H170V207H171ZM174 206H175V205H174ZM234 206H235V204H234ZM234 206H233V207H234ZM257 206H259V205H257ZM6 207H7V206H6ZM9 207H10V206H9ZM9 207H8V208H9ZM32 207L34 208V206H31V208H32ZM43 207H45L46 209H48L45 205H44ZM64 207H65V206H64ZM64 207H62L61 209H63ZM79 207H78V208H79ZM84 207H85V206H84ZM102 207H103V206H102ZM110 207H111V206H110ZM128 207H130V205H128ZM144 207H145V206H144ZM146 207H147V205H146ZM154 207H155V206H154ZM158 207H159V206H158ZM219 207H220V205H219ZM233 207H231V210H232ZM31 208L29 207V208H28L29 211H28V210H27V211H28V212H32V211H34L33 209L30 211ZM45 208L40 209V210H44ZM59 208H60V207H59ZM82 208H83V207H82ZM103 208H105V206H104ZM124 208H126L125 205H124ZM131 208H133V207H131ZM147 208H149V207H147ZM168 208H169V207H168ZM191 208H192V207H191ZM213 208H214V207H213ZM236 208H238V207H236ZM4 209H5V208H4ZM15 209H14V210H15ZM46 209H45V210H46ZM110 209L112 210V208H110ZM129 209H130V208H129ZM145 209H146V208H144L143 211H145ZM149 209H150V208H149ZM149 209H148V211H150ZM152 209H153V207L151 208V210H152ZM260 209H262V208H260ZM0 210H1V209H0ZM2 210H3V209H2ZM14 210L12 209V212L10 213V215H9V213H8V215H9L10 217L12 216V213L14 212ZM21 210H22V209H21ZM24 210H25V209H24ZM37 210H38V209H37ZM40 210H38V212H40ZM81 210H82V209L79 208V209H77L76 211H75V210H73V211H75V213H76L77 211L82 212ZM83 210H84V209H83ZM111 210H110V211H111ZM133 210H134V209H133ZM163 210H164V207H163ZM192 210H193V209H192ZM195 210H196V209H195ZM9 211H11V210L9 209ZM164 211H165V210H164ZM168 211H169V210H168ZM180 211H181V210H180ZM204 211H205V209H204ZM38 212H37V213H38ZM41 212H42V211H41ZM44 212H45V211H44ZM107 212H109V211H107ZM131 212H132V209H131ZM153 212H154V213H157V212H155L154 210L152 211V213H153ZM231 212H233V211H231ZM1 213H4V212L1 211V212H0V215H2ZM16 213H17V211H16ZM16 213L14 212L13 215H15V217H17V218L23 217L22 214H25V213L27 214L26 211H25V213H24V211H23L22 214H20V215H22V216H20V215L17 216ZM20 213H21V211H20ZM33 213H34V212H33ZM33 213H31L32 215H29V216L31 217V216L35 215V214H36V211H35V214H33ZM42 213H43V212H42ZM70 213H72V210H71ZM73 213H74V212H73ZM141 213H142V212H141ZM145 213H147V211H146ZM145 213H143V214H145ZM159 213H160V212H159ZM159 213H157V214H159ZM164 213H165V214H164ZM164 213L162 214V218H161L160 216H159V217H160L161 219H164V220H165V219H166V218H165V217H166V212H164ZM182 213H183V212H182ZM196 213H197V211L195 212V216H196ZM235 213H236V212H235ZM235 213H234V214H235ZM248 213H249V212H248ZM18 214H19V213H18ZM47 214H48V212L46 211V216H47ZM80 214H81V213H80ZM93 214H94V213L91 214L92 217H93ZM107 214H108V213H107ZM126 214H127V213H126ZM184 214H186V213H184ZM198 214H199V213H197V216H198ZM223 214H224V212H223ZM230 214H231V213H230ZM230 214H229V216L232 217L233 214H231L232 216H231ZM43 215H44V213H43L41 216H43ZM53 215H56V213H53ZM70 215H72V214H70ZM70 215H69V216H70ZM74 215H76V214H74ZM78 215H79V213L77 212V216H78ZM133 215H134V214H133ZM138 215H139V214H138ZM140 215H141V214H140ZM160 215H161V213H160ZM209 215H211V214L209 213ZM251 215H252V214H251ZM251 215H250V216H251ZM4 216L8 218L7 215L4 214ZM44 216H45V215H44ZM46 216H45L44 218H46ZM57 216H58V215H57ZM57 216H56V217H57ZM61 216H62V214H61ZM65 216H66V215H65ZM67 216H68V215H67ZM83 216H84V215H83ZM85 216H86V214H85ZM87 216H88V215H87ZM98 216H99V215H98ZM98 216H97V217H98ZM101 216H102V215L100 214L99 218H100ZM143 216H145V215H143ZM163 216H165V217H163ZM185 216H186V215H185ZM218 216H219V215H218ZM252 216H253V215H252ZM2 217H3V216H2ZM2 217L0 216V218H2ZM5 217H3L2 219H4ZM10 217H9V219H11ZM30 217H29L28 219H30ZM52 217H53V216H52ZM56 217H55V218L53 217V219H54L53 221H57V220H55ZM88 217H89V216H88ZM92 217H91V218H92ZM105 217H106V215H105ZM110 217H111V216H110ZM118 217H119V216H118ZM126 217H127V216H126ZM154 217H156V216L154 215ZM192 217H193V216H192ZM199 217H200V216H199ZM12 218H13V216H12ZM24 218H25V217H24ZM24 218H23V219H24ZM26 218H27V216H26ZM44 218H42V219H44ZM59 218H60V216H59ZM73 218H74V217H73ZM73 218H72V219L70 218V219L73 220ZM89 218H90V217H89ZM89 218H88V219H89ZM91 218H90V219H91ZM99 218H98L97 220H99ZM122 218H123V216H122ZM124 218H125V217H124ZM129 218L132 219L133 217L130 216ZM129 218H128V219H129ZM135 218H136V216H135ZM137 218H138V217H137ZM137 218H136V219H137ZM156 218H157V217H156ZM205 218H206V217H205ZM219 218H220V217H219ZM9 219H8V221H9ZM20 219H22V218H20ZM20 219H18V224H19V220H20ZM23 219H22V221H23ZM28 219H27V221L30 222L31 220H28ZM31 219H32V218H31ZM46 219H47V218H46ZM51 219H52V218H51ZM51 219H50V220H51ZM64 219H65V217H64ZM82 219H83V218H82ZM85 219H86V217H85ZM93 219H94V218H93ZM107 219H108V217H107ZM112 219H113V218H112ZM112 219H111V220H112ZM114 219H115V218H114ZM114 219H113V222L115 221ZM125 219H126V218H125ZM125 219H124V220H125ZM216 219H217V218H216ZM232 219H233V218H232ZM239 219H240V218H239ZM5 220H6V219H5ZM11 220H12V219H11ZM15 220H16V219H15ZM15 220H14V221H15ZM65 220H67V218H66ZM71 220H70L69 222H71ZM95 220H96V218L94 219V221H95ZM109 220H110V219H109ZM129 220H130V219H129ZM242 220H244V219H242ZM245 220H246V219H245ZM245 220H244V221H245ZM16 221H17V220H16ZM67 221H68V220H67ZM81 221H82V220H80V223H81ZM83 221H84V220H83ZM91 221H92V220H91ZM91 221H90V222L88 221L87 223L90 224ZM94 221H92V222H94ZM119 221H121V217H120V220L117 221V224L120 223ZM127 221H128V220H127ZM158 221H159V219H158ZM158 221H157V222H158ZM204 221H205V220H204ZM211 221H212V220H211ZM211 221H210V222H211ZM213 221H214V220H213ZM213 221H212V222H213ZM216 221H217V220H216ZM216 221H215V222H216ZM239 221H241V220H239ZM246 221L248 222V220H246ZM246 221H245V222H246ZM99 222H100V221H99ZM99 222H98V223H99ZM118 222H119V223H118ZM125 222H126V220H125ZM128 222H129V221H128ZM128 222H127V225H129ZM131 222H132V221H131ZM131 222H130V226H131ZM153 222H154V221H153ZM153 222H151V223H153ZM157 222H156V224H157ZM162 222H164V221L162 220ZM162 222H161V223H162ZM205 222H206V221H205ZM205 222H203V223H205ZM219 222H220V221H219ZM219 222H217V223H219ZM241 222H242V221H241ZM25 223H26V221H25ZM25 223H24V225H26ZM65 223H66V222H65ZM78 223H79V222H77V224H78ZM82 223H83V222H82ZM82 223H81V224H82ZM96 223H97V222H96ZM96 223H95V224H96ZM98 223H97V226H98ZM115 223H116V221H115ZM159 223H160V222H159ZM184 223H185V222H184ZM243 223H244V222H243ZM243 223H242V224H243ZM21 224H22V223L20 222V225H21ZM27 224H28V223H27ZM54 224H55V223H54ZM70 224H71V223H70ZM70 224H69V225H70ZM77 224H75V226H76ZM81 224H80L79 226H81ZM108 224H109V223H108ZM121 224H122V222H121ZM124 224H125V223H124ZM156 224H155V225H156ZM185 224H186V223H185ZM210 224H212V223H209V225H210ZM213 224L215 225L214 222H213ZM221 224H223V223H221ZM256 224H257V223H256ZM256 224H253V225H256ZM12 225H15V224H12ZM12 225H11V226H12ZM20 225H19L18 227H17V225H15V226H16V228H19ZM22 225H23V224H22ZM24 225H23V226H24ZM33 225H34V224H33ZM35 225H36V224H35ZM63 225H65V224H64V223L61 224V222H60V226L62 227V228H61V227L59 226V227L62 229L61 231L59 230L60 233L64 230L63 228L66 227V226L63 227ZM67 225H68V224H67ZM92 225H94V224H92ZM122 225H123V224H122ZM122 225H121V226H122ZM132 225H133V224H132ZM181 225H184V224H181ZM214 225H213V226H214ZM244 225H245V224H244ZM244 225H243V226H244ZM253 225H252L250 228H252V227L254 228ZM23 226H22V227H23ZM26 226H27V225H26ZM30 226H31V225H30ZM89 226H90V225H89ZM89 226H88V227H89ZM94 226H95V225H94ZM121 226L119 225V227H121ZM125 226H126V225H125ZM159 226H160V224H159ZM165 226H166V224H165ZM165 226H163V227H165ZM226 226H227V225H226ZM28 227H29V226H28ZM33 227H36V228H37V225H36V226H33ZM33 227H32V228H33ZM103 227H104V225H103ZM103 227H102V228H103ZM108 227H110V226H108ZM108 227H106V228H107L109 231L106 230V228L102 229V231L105 230L106 236H107L108 234L111 233L110 230H111V231H114V230H112V229H113L114 227H116V226H114L113 228H110V229H109ZM111 227H112V226H111ZM117 227H118V225H117ZM135 227H137V226H135ZM135 227H134V228H135ZM152 227H153V226H152ZM157 227H158V226H157ZM171 227H172V226H171ZM183 227H184V226H183ZM186 227H187V226H186ZM186 227H185V228H186ZM221 227H224V226L221 225ZM10 228H11V227H10ZM26 228H27V227H26ZM29 228H30V227H29ZM44 228H45V227H43L42 229H44ZM47 228H48V227H47ZM79 228H82V227H79ZM94 228H95V227H94ZM98 228H99V226H98ZM98 228L96 227L95 230L98 229ZM128 228H129V227H128ZM132 228H133V226H132ZM166 228H167V227H166ZM180 228H181V226H180ZM242 228H243V227H242ZM250 228H249V229H250ZM255 228H258V229H259V227H255ZM260 228H261V226H260ZM6 229H7V228H6ZM12 229H13V228H11V230H12ZM33 229H34V228H33ZM50 229H51V226H50ZM57 229H58V228H57ZM57 229L53 232V233H55V235H56V232L58 231ZM122 229H123V227H122ZM137 229H138V227H137ZM147 229H149V228H147ZM240 229H241V227H240ZM243 229L245 230V228H243ZM23 230L25 231L26 229L24 228ZM34 230H35V229H34ZM40 230H41V229H40ZM75 230H76L77 232H76ZM75 230H74V232H76V233H78V231L80 232V230L77 229V226H76ZM83 230H84V229H83ZM85 230H86V229H85ZM85 230H84V231H85ZM115 230H117V229L115 228ZM123 230H124V229H123ZM129 230H130V229H129ZM177 230H178V229H177ZM193 230H194V229H193ZM199 230H200V229H198L197 232H198ZM226 230H227V228L225 229V231H226ZM234 230H235V229H234ZM234 230H232V231H234ZM244 230H243V231H244ZM250 230H251V229H250ZM250 230H249V231H250ZM255 230H256V229H255ZM3 231H4V232L2 233V236H0V237H2V238L8 236L6 232H8V234H9V231H6V232H5V230H3ZM12 231H13V230H12ZM16 231H17V229H16ZM20 231H21V230H20V228H19V232H20ZM31 231H32V230H31ZM41 231H42V230H41ZM45 231H46V229H45ZM59 231H58V232H59ZM65 231H66V230H65ZM65 231H64V232H65ZM87 231H88V230H87ZM87 231H86V233H87ZM98 231L100 232L101 229H100V230L98 229ZM98 231H97V232H98ZM106 231H108V234H107ZM118 231H119V230H118ZM118 231H116V233H117ZM120 231H121V230H120ZM120 231H119V232H120ZM135 231H136V230H135ZM144 231H145V230H144ZM146 231H147V230H146ZM150 231H151V230H150ZM263 231H264V230H263ZM263 231H262V232H263ZM1 232H2V231H1ZM1 232H0V233H1ZM14 232H15V231L12 232V235L14 234ZM21 232H22V231H21ZM21 232H20V233H21ZM42 232L45 234V235H44V237H45V236H46V233H45L44 231H42ZM58 232H57V233H58ZM81 232H82V231H81ZM81 232H80V233H81ZM89 232H90V231H89ZM89 232H88L87 234H89ZM97 232H96V233H97ZM99 232H98V234H99ZM109 232H110V233H109ZM119 232H118V233H119ZM126 232H127V231H126ZM126 232H125V234H126ZM177 232H178V231H177ZM244 232H245V231H244ZM244 232H243V233H244ZM247 232H248V231H247ZM23 233H24V232H23ZM62 233H63V232H62ZM72 233H73V232H72ZM102 233H103V232H102ZM105 233H103V234H104V237H105ZM173 233H174V232H173ZM175 233H176V232H175ZM193 233H194V231H193ZM199 233H200V231H199ZM199 233H198V234H199ZM233 233H234V232H233ZM233 233H232V234H233ZM259 233H260V231H259ZM3 234H6V236H5V235L3 236ZM24 234H25V233H24ZM24 234H22V235H24ZM28 234H29V233H28ZM41 234H42V233H41ZM90 234H91V233H90ZM120 234H121V233H120ZM143 234H144V233H143ZM204 234H205V233H204ZM212 234H213V233H212ZM234 234H235V233H234ZM236 234H237V231H236ZM12 235H11V236H12ZM17 235H18V234H16V236H17ZM31 235H32V234L30 233L29 237H31ZM48 235H49V234H48ZM50 235H52V233H51ZM53 235H54V234H53ZM57 235H58V234H57ZM61 235H62V234H59V236H61ZM114 235H116V234H114ZM137 235H138V237H139V239H140L139 234H137ZM137 235H136V236H137ZM148 235H149V234H148ZM172 235H173V234H172ZM196 235H197V233H196ZM214 235H216V234L214 233ZM237 235H238V234H237ZM237 235H236V236H237ZM11 236H9V237H11ZM13 236H15V234H14ZM16 236H15V239H16V241H17V240H19V238L17 239ZM24 236H25V235H24ZM32 236L35 238V233H34V235H32ZM40 236H41V235H40ZM73 236H74V235H73ZM89 236H90V235H89ZM89 236H88V237H89ZM91 236H92V235H91ZM93 236H94V234H93ZM93 236H92V237H93ZM97 236H98V235H97ZM122 236H124V235H122ZM126 236H128V235H126ZM126 236H125V237H126ZM133 236H134V234H133ZM136 236H135V237H136ZM155 236L158 237L157 235H155ZM176 236H179V235L176 234L175 237H176ZM230 236H232V235H230ZM240 236H241V235H240ZM254 236H255V235H254ZM257 236H258V235H257ZM26 237H27V235H26ZM36 237H37V236H36ZM42 237H43V236H42ZM44 237H43V239H44ZM49 237H51V236H49ZM74 237H75V236H74ZM74 237H73V238H74ZM88 237H86V238L84 237V241H87V238H88ZM92 237H91V239L88 238V239L90 240V242H91V243L89 242V244H88V248L90 247L89 245L92 244V240H93ZM107 237H108V236H107ZM109 237H110V236H109ZM117 237H118V236L116 235L114 238H117ZM125 237H124V238H125ZM135 237H134V238H135ZM144 237H145V236H144ZM171 237H173V236H171ZM179 237H180V236H179ZM238 237H239V235H238ZM250 237H251V236H250ZM262 237H263V236H262ZM262 237H261V238H262ZM11 238H13V237H11ZM40 238H41V237H40ZM46 238H48V237H45V240H47ZM51 238H56V236H55V237H51ZM51 238H49V239H51ZM66 238H67V239H66L65 241H70V239H71L70 236H69V238H70L69 240H68V236H67ZM105 238H106V237H105ZM129 238H132V237L130 236ZM159 238H160V236H159ZM161 238H163V237L161 236ZM210 238H211V236H210ZM219 238H220V237H219ZM223 238H224V237H223ZM261 238H260V239H261ZM4 239H6V238H4ZM43 239L41 238L42 241H43ZM57 239H58V237H57ZM74 239H75V238H74ZM82 239H83V238H82ZM85 239H86V240H85ZM109 239H110V238H109ZM117 239H118V238H117ZM117 239H113V241H115V240H117ZM126 239H128V238L126 237ZM137 239H138V238H137ZM139 239H138V240H139ZM170 239H171V238H170ZM206 239H207V238H206ZM220 239H221V238H220ZM225 239H226V237H225L223 240L225 241ZM241 239H242V238H241ZM260 239H258V240H260ZM9 240H10V239H9ZM75 240H76V239H75ZM80 240H81V239L79 238L78 241H80ZM89 240H88V241H89ZM95 240H96V239L94 238V241H95ZM100 240H101V239L99 238V242H100ZM124 240H125V239H124ZM129 240H130V239H129ZM200 240H202V239L200 238ZM209 240L211 241L212 238L209 239ZM215 240H216V239H214V241H215ZM239 240H240V239H239ZM239 240H238V241H239ZM261 240H262V239H261ZM1 241L4 242L5 240H1ZM1 241H0V242H1ZM10 241H11V240H10ZM16 241H15V243H13V244H15V247L13 246L14 248H16V247L18 246V245L16 244ZM19 241H20V240H19ZM25 241H27V240H25ZM25 241H24V242H25ZM31 241H32V240H31ZM33 241H34V242H33ZM33 241H32L33 243L37 242V241H35V240H33ZM52 241H53V240H51V242H52ZM54 241H55V239H54ZM54 241H53V242H54ZM65 241H64V242H65ZM82 241H83V240H82ZM82 241H81V243H82ZM97 241H98V240H97ZM97 241H96V242H97ZM107 241H109V240H107ZM107 241H106V242H107ZM110 241H111V240H110ZM127 241H128V240H127ZM127 241H126V242H127ZM169 241H171V240H169ZM210 241H209V243H210ZM214 241H213V242H214ZM224 241H223V242H224ZM3 242H2V243H3ZM24 242H23V243H24ZM32 242H31V243H32ZM44 242H45V241H44ZM106 242H104V244H105ZM115 242H116V241H115ZM203 242H204V241L202 240V243H203ZM260 242H262V241H260ZM17 243H18V242H17ZM20 243H21V242H20ZM25 243H27V242H25ZM25 243H24V244H25ZM37 243H38V242H37ZM54 243H55V242H54ZM56 243H57V241H56ZM81 243H80V244H81ZM85 243H86V242H85ZM87 243H88V242H87ZM93 243H94V242H93ZM97 243H98V242H97ZM100 243H102V242H100ZM112 243H114V242H111V244H112ZM120 243H121V242H120ZM120 243H119V245L121 246ZM124 243H125V241H124ZM135 243H136V241H135ZM142 243H143V242H142ZM142 243H140V246H141ZM146 243H148V241H146ZM162 243H163V242H162ZM13 244H12V245H13ZM24 244L22 245L23 248L26 246V245H24ZM51 244H52V243H51ZM69 244H71V243H69ZM80 244H79V245H80ZM102 244H103V243H102ZM108 244H109V243H107L106 246H108ZM117 244H118V243H117ZM131 244H134V243H131ZM136 244H137V243H136ZM143 244H145V243H143ZM173 244H175V243H173ZM179 244H185V245L188 246V243H185V242H182V243H179ZM210 244H211V243H210ZM210 244H209V245H210ZM239 244H241V243H239ZM256 244H257V243H256ZM256 244H254V245H256ZM0 245H1V243H0ZM3 245H5V244H3ZM7 245H8V244H7ZM20 245H21V244H20ZM29 245H30V244H27L26 247L29 248ZM31 245H32V244H31ZM37 245H38V244H37ZM49 245H50V244H49ZM52 245H53V244H52ZM65 245L68 246V244H66V242H65ZM65 245H63V246H65ZM81 245H82V244H81ZM81 245H80V246H81ZM83 245H84V244H83ZM115 245H116V244H115ZM119 245H118V246H119ZM122 245H124V244L122 243ZM126 245H127V244H126ZM153 245H154V244H153ZM156 245H157V244H156ZM156 245H154V246H156ZM160 245H161V244H160ZM170 245H171V244H170ZM175 245H176V244H175ZM207 245H208V244H207ZM235 245H236V244H234L233 246H235ZM8 246H9V245H8ZM22 246H19V248H18V252H19L20 248H22ZM58 246H59V245H58ZM101 246H102V245H101ZM106 246H105V247H106ZM118 246H117V248H118ZM120 246H119V247H120ZM124 246H125V245H124ZM129 246H130V245H129ZM131 246H132V245H131ZM165 246H166V245H165ZM179 246H180V245H179ZM1 247H2V248H5L4 246H1ZM9 247H10V246H9ZM9 247H8V248H9ZM26 247H25L24 250H26ZM34 247H35V245H34ZM59 247H60V246H59ZM65 247H66V246H65ZM81 247H82L81 249L85 248V247H83V246H81ZM86 247H87V244H86ZM115 247H116V246H115ZM152 247H153V246H152ZM172 247H173V246H172ZM176 247H178V246L176 245ZM182 247H183V246H182ZM182 247H181V248H182ZM196 247L198 248V246H196ZM237 247H238V246H237ZM2 248H0V249H2ZM8 248H7V249H8ZM10 248H11L12 251H17L16 249L13 250L12 247H10ZM32 248H33V247H32ZM53 248H54V247H53ZM61 248H63V247L61 246ZM61 248H60V250H61ZM66 248H67V250H66V252H67V251H68V247H66ZM66 248H65V249H66ZM88 248H87V249H88ZM95 248H96V247H95ZM122 248H124V247H122ZM122 248H120L121 251H122ZM141 248H142V247H141ZM169 248H170V246H169ZM187 248H188V247H187ZM187 248H186V249H187ZM234 248H235V247H234ZM248 248H249V246H248ZM256 248H257V247H256ZM258 248H259V247H258ZM5 249H6V248H5ZM30 249H31V248H30ZM30 249H28V250L30 251ZM58 249H59V248H58ZM81 249L79 248V250H81ZM85 249H86V248H85ZM109 249H110V247H109ZM109 249L107 248V250H109ZM120 249H119V253H122V252L120 251ZM135 249H136V248H135ZM143 249H144V248H143ZM150 249H151V248H150ZM152 249H153V248H152ZM160 249H161V248H160ZM160 249H158V251H160L159 253H162L164 249H163V250L161 249L162 252H161ZM173 249H174V248H173ZM209 249H210V248H209ZM8 250H9V249H8ZM24 250H23V252L21 251V253H24ZM56 250H57V248H56ZM71 250H72V248H71ZM73 250H74V249H73ZM77 250H78V249H77ZM107 250H106V251H107ZM112 250H113V248H112ZM126 250H127V249H126ZM126 250H125V251H126ZM133 250H134V249H133ZM144 250H145V249H144ZM175 250H176V249H175ZM188 250H189V249H188ZM231 250H233V247H232ZM236 250H237V249H236ZM2 251H4V250H2ZM2 251L0 250V252H2ZM26 251H27V250H26ZM53 251H54V250H53ZM63 251H64V250H63ZM74 251H75V250H74ZM81 251H82V250H81ZM87 251H88V252H91L92 254L94 253V252H92V249L87 250ZM87 251H84V252H85L84 254H86ZM109 251H110V250H109ZM116 251H117V250H116ZM123 251H124V250H123ZM125 251H124V252H125ZM135 251H136V250H135ZM135 251H134V253H135ZM211 251H212V250H211ZM211 251H210V252H211ZM241 251L243 252V250H241ZM245 251H246V250L244 249V252H245ZM4 252H5V251H4ZM8 252H9V251H8ZM18 252H17V253H18ZM32 252H33V251H32ZM57 252H58L59 255H60L59 250H58ZM71 252H72V251H71ZM71 252H70V253L68 252V254H74V252H72V253H71ZM78 252H79V251H78ZM78 252H77V253H78ZM104 252H105V251H104ZM138 252H139V251H138ZM138 252H137V253H138ZM141 252H142V251H141ZM236 252H237V251H236ZM236 252H235V254H236ZM2 253H3V252H2ZM9 253L11 254V252H9ZM9 253H8V254H9ZM12 253H16V252H12ZM17 253H16V254H17ZM35 253H36V252H35ZM38 253H39V251L37 252V254H38ZM53 253H55V252H53ZM58 253H55V255L58 254ZM77 253H75V255H77ZM82 253H83V251H82ZM110 253H111V252H109V254H110ZM181 253H182V252H181ZM181 253H180V254H181ZM8 254H7V256H8ZM37 254H35V255H37ZM40 254H42V253H40ZM78 254L81 255V253H78ZM89 254H90V253H89ZM109 254H108V255H109ZM111 254H112V253H111ZM141 254H142V253H141ZM141 254H140V255H141ZM143 254H144V253H143ZM147 254H148V253H147ZM151 254H152V253H151ZM188 254H190V251L188 252ZM205 254H206V253H205ZM240 254H241V252H240ZM245 254H246V253H245ZM3 255L6 256L5 253H4ZM17 255H18V254H17ZM20 255H21V254H20ZM31 255H32V254H31ZM52 255H53V254H51V256H52ZM55 255H53V256H55ZM59 255H58V256H59ZM80 255H77V256H74V257H75V258H76V257L79 258ZM106 255H107V254H106ZM108 255H107V256H108ZM190 255H193V253L190 254ZM190 255H189V257H192V256H190ZM207 255H208V252H207ZM219 255H220V254H219ZM1 256H2V254H1ZM5 256H3V257L6 258ZM32 256H33L32 258H34V253H33ZM42 256H43V255H42ZM53 256H52V257H53ZM69 256H70V255H69ZM88 256H89V255H86V256H84L83 258H86V259H87ZM141 256H142V255H141ZM149 256L151 257V255H149ZM152 256H153V255H152ZM173 256H174V255H173ZM187 256H188V255H187ZM187 256H186V257H187ZM198 256L203 257V256H201V253H200V255H198ZM208 256H209V258H210V255H208ZM221 256H222V255H221ZM9 257H10V256H9ZM9 257H8V258H9ZM14 257L17 258V256H14ZM21 257H22V255H21V256L18 255V259L21 258ZM25 257H26V256L22 257V259L24 260ZM36 257H38V256H36ZM72 257H73V256H72ZM74 257H73V258H74ZM81 257H82V256H81ZM108 257H109V256H108ZM123 257H124V256H123ZM133 257H134V256H133ZM171 257H172V256H171ZM181 257H183V256H181ZM204 257H206V255H205ZM225 257H227V256H225ZM229 257H230V256H229ZM0 258H1V257H0ZM50 258H51V257H50ZM89 258H90V256H89ZM95 258H96V257H95ZM95 258H92V259L95 260ZM101 258H105V257H101ZM106 258H107V257H106ZM113 258H114V257H113ZM145 258H147V257H145ZM153 258H154V257H152V259H153ZM219 258H220V257H219ZM232 258L235 259L234 257H231V259H232ZM18 259L13 260V261H17ZM30 259H31V257H29V259L27 258L26 260L29 261ZM34 259H35V258H34ZM51 259H52V258H51ZM59 259H61V258H59ZM120 259L122 260V258H120ZM120 259H119V260H120ZM141 259H142V258H141ZM150 259H151V258H150ZM152 259H151V260H152ZM154 259H155V262H156V258H154ZM154 259H153V260H154ZM172 259H173V261H174V257H172ZM4 260H5V259H4ZM20 260H21V259H20ZM23 260H22V262H23ZM32 260H33V259H32ZM32 260H31V262H32ZM98 260H101V259H98ZM121 260H120V262H121ZM151 260H149V263H145V264H151V262H152ZM175 260H176V259H175ZM208 260H211V258L208 259ZM223 260H224V259H223ZM18 261H19V260H18ZM18 261H17V262H18ZM59 261H60V260H59ZM78 261L80 262V261H82V259H81V260H78ZM87 261H88V259L86 260V263H85V261L83 260V264H84V263L87 264ZM89 261H91V260H89ZM102 261L104 262V260H102ZM112 261H113V260H112ZM123 261H124V260H123ZM141 261H142V260H141ZM150 261H151V262H150ZM193 261H194V260H193ZM193 261L190 262V263L192 264ZM0 262H1V261H0ZM22 262L19 261V263H22ZM25 262H27V261H24L23 263H24V264H27V263H25ZM62 262H63V258H62ZM69 262H70V261H69ZM71 262H73V260H72ZM71 262H70V263H71ZM91 262H92V261H91ZM91 262H90V263H91ZM96 262H97V261H96ZM105 262H107V260H106ZM108 262H109V261H108ZM118 262H119V261H118ZM124 262H125V261H124ZM155 262H154V263H155ZM158 262H159V260H158L156 263H158ZM171 262H172V261H171ZM205 262H206V261H205ZM211 262H212V260H211ZM2 263H4V262H2ZM53 263L55 264V262H53ZM60 263H61V262H60ZM70 263H69V264H70ZM74 263H75V262H74ZM90 263H89V264H90ZM94 263H95V261H94ZM138 263H139V262H138ZM142 263H144V261H143ZM159 263H160V262H159ZM165 263H166V262H165ZM172 263H174V262H172ZM222 263H223V262H222ZM6 264H7V263H6ZM14 264H16V263H14ZM57 264H58V262H57ZM75 264H76V263H75ZM80 264H82V263H80ZM92 264H93V263H92ZM95 264H96V263H95ZM102 264H105V263H102ZM109 264H110V263H109ZM113 264H114V263H113ZM116 264H118V263H116ZM152 264H153V262H152ZM167 264H169V263L167 262ZM174 264H176V263H174ZM178 264H181V263L179 262ZM206 264H207V263H206ZM209 264H211V263L209 262ZM213 264H214V262H213ZM243 264H244V263H243ZM262 264H264V263H262Z\"/></svg>","mask_w":264,"mask_h":264},{"label":"snow or ice","instance_id":"3","mask_svg":"<svg viewBox=\"0 0 264 264\" xmlns=\"http://www.w3.org/2000/svg\"><path fill=\"white\" fill-rule=\"evenodd\" d=\"M253 83H254V85H255V82H253ZM237 119H239V117H238ZM16 159H19V157H16Z\"/></svg>","mask_w":264,"mask_h":264}]
</instances>
